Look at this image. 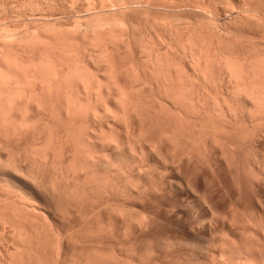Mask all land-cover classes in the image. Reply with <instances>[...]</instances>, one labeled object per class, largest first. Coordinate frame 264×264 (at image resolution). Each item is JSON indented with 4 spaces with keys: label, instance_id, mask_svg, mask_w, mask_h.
<instances>
[{
    "label": "rangeland",
    "instance_id": "374dc122",
    "mask_svg": "<svg viewBox=\"0 0 264 264\" xmlns=\"http://www.w3.org/2000/svg\"><path fill=\"white\" fill-rule=\"evenodd\" d=\"M26 2V4H25V2ZM38 1V2H37ZM45 1V2H44ZM54 1H56V0H0V55H7L8 57L9 56H11L12 57V60H13V58H15L14 60L16 61L15 63H14V60H13V62H12V60H11V63H12V65H13V67L14 68H16L17 69V63H18V66H19V64L22 66V69H21V67L19 66V68L22 70V71H24L25 70V67L26 68H28V69H26L25 71H24V75H23V77H24V79L26 78L27 79V81L28 80H30V78L31 79H35V80H37L38 78H40L39 77V74L41 73V72H45V71H42V68H40V69H38L39 67H40V64H38V66H37V63L36 62H40L39 60L41 59V61H42V58L44 57V60L46 61V59L50 62V64H51V62H52V60H53V65H54V63L56 64V65H60V63L58 62V61H62V60H65V58L63 59V57H60V55L61 56H68L69 58H70V56H72V57H74V58H76L75 60H77L78 61V63H80V64H85V63H88L87 65L89 66V68H92V69H90V70H92V75L94 76V77H99V79L101 78V79H103V78H105V76H107V78H110L109 80L110 81H112V83H117V84H119V88H120V90H118L119 91V94L118 95H121V97L122 98H124V99H122L120 96H118L119 98H120V100L122 101L123 100V102L125 101V104H124V106H122V105H120V106H122V108H124L125 109V105H134L135 104V101L137 102L138 100H137V97H138V99H139V101L138 102H140L141 104H142V106L140 105L139 106V108H138V106H137V108L136 109H138V113L136 112V109H135V112H136V116H135V114L133 115V116H135L133 119H136V122H135V120H134V122H135V124H137L136 125V127H137V129L139 130V133L141 134L143 131V133H142V135L144 136V138H145V136H146V138H149L150 136L152 137H150V139H146L145 138V140H149V142L150 141H153L154 142V145H155V141H156V143L157 144H159L160 142V139L163 141L162 142V144H164V143H166V138H170V137H166L165 135L168 133V131H170L168 134H169V136H170V134L173 132V129L175 128L176 129V131H177V128H176V125H175V127L174 128H171L172 129V131L170 130V128H167V123L165 122L167 119H168V117H171L172 115H170V116H162V114L160 113V111H159V115H161L164 119H165V121H162V120H164L163 118H162V122L160 121V120H158V118H156V110H158V108H160L164 103H166V102H164V98H165V96H162V97H164V98H161V94L162 95H164L163 94V92L165 91V86H158L159 88L161 87V89L163 90V92H159V88H157V80H159V84L158 85H160V84H163V82H162V80H160V76L162 77H164V80L166 79V76H168V73L169 74H172L171 73V68H172V72H173V75H172V78H171V76H170V78H171V80L168 78V80L169 81H167L170 85H168V84H166L165 82L166 81H164V84H166V86L168 87V88H171V87H169V86H171L172 85V83H174L175 84V82H173L174 80L177 82L178 80H179V78L180 77H182L183 79H184V83H183V85L185 84L186 86L188 85V89H189V87H190V89L189 90H191V93L193 94V91H194V95H193V98L195 97L196 99V103L195 104H197V105H195V108H197L196 106H198V104H199V108H201L202 110H203V108L205 109V110H209V108L210 107H212V108H214L215 106H213L215 103V97L214 96H208V97H205V96H207V95H204V96H202V94H200V95H198L197 93H199L198 91L200 90V88H201V85H200V82H201V80H203L201 83H202V85H206V82H207V88H208V90L210 91V93H211V95H213L212 93H214V95H216L217 96V94H218V96L221 94V97H222V95H225V96H223V98L225 97V99H228V100H226V101H228V103H229V101H230V105L231 104H233V103H231V101L232 102H234L235 101V104H234V107H237L238 105V107H239V110H240V107H241V105H240V103H241V101L239 102H237V100L236 99H234V98H232V96L233 95H231L230 96V90H231V85L232 84H229V83H232V82H227V81H229V80H227V79H229L228 78V76H227V78H226V74H223L224 73V71H223V69L221 70V68L220 69H218L219 67L217 66V63H216V57H214V48L213 47H211V48H213V51H211V50H208L209 49V47H208V49L207 48H205L207 51H206V53H208L209 54V57L211 56V58H212V55H213V58H215V60L213 61V60H211V61H213L214 63H216V65H215V69H216V71H215V69H214V71L213 70H211V71H209L210 69H209V67L210 66H212V67H210L211 69H213V66H214V63L212 64V62L210 61V60H205V56H202V57H204V60H203V58H202V60H200V61H202V62H200V63H203V65H201V66H203V68H204V65H207V66H205V68H204V70L207 72H205L206 73V75L208 76H206V77H204V75H205V73H203L204 75L202 76L201 75V77L200 76H198V75H200V71H197L196 70V73L198 74H196V73H194L193 71H192V69L189 67V64H188V59H187V57H185V54L181 51L182 49L179 47V46H177L176 47V44L178 43V41H181L183 38L185 39L186 37H183V36H185L184 34H182V36L180 37L179 35H178V32H177V35H178V37H180L181 38V40H177V39H179V38H176V40L174 39V44H175V48L176 49H179L180 48V50H178L177 52L179 53L180 52V55L182 54V56L183 57H185V58H183L182 56H180L176 51L174 52V50H176V49H174V50H170V48H171V46H170V41H167V40H169V38L168 37H166L167 35L165 34V31H164V29H166V28H163V24L162 23H164L165 24V26H166V24L168 25V23H167V21L168 20H170L171 18L170 17H176L177 15H179V17H186V16H189V19H187V21L189 22V20H190V18H192L191 20L193 21H191V24L192 23H194L195 24V26H197L196 25V23L198 24V26L200 25V27H202V29H204L203 31V33H205V31L208 33V35H212V34H210V33H213V29L215 28H212L214 25L212 24V23H209L208 22V20H210V19H208V18H210L209 16H213L212 14H213V12H214V15H216L217 14V11H218V8H219V11H218V17H221L222 18V22H220V24H221V26L223 25V24H225L226 25V23H227V26L228 27H233V28H229L228 29V27L226 28V29H224L225 28V26L223 27V29H222V27L220 26V24H219V27L221 28L220 30H226V32L225 31H220L219 30V27H218V30L220 31L219 33H221V35H220V37L222 38V41L223 40H226L225 42H223V43H225V45H226V47L228 46V45H230L231 47H229L228 46V48H232L231 50H233L234 51V49H235V51L234 52H238L237 53V55L239 56L240 54L239 53H241V57H244V53L246 52V53H251V51H249V50H252V52H253V50H255V48L253 49L251 46H252V44L253 45H257L258 44V46H259V48H260V45H261V47L263 48L264 47V38L262 39V35H263V37H264V18H262L261 16L260 17H257V16H255V14L254 13H252V12H254V11H256V12H259V13H261V14H263L264 13V0H212V3H213V5H212V3H211V5H210V0H204L205 2H203V0H148L149 2V5L150 6H148V3H147V1H145V0H139L140 1V3H139V1L138 2H136L137 0H110V1H108V0H105V1H107L108 2V4H107V2H105V4H106V7H105V5L103 6L104 8H106V10L101 6L102 4V2L104 1V0H102V2L100 1V0H96V2H99V3H96L97 5L99 4L100 6H96V10H95V8H94V10L92 11H88L87 12V10H85L86 8H84L83 9V5L85 4H87L86 3V0H83L82 2H81V5H80V7H79V11L77 10L76 11V13H75V11H68V13L67 12H64V13H61V10L59 9V7L63 4L64 5V3L62 2V1H58L57 0V4L55 5L54 4V9H51L50 7L49 8H47L48 7V5L50 6V4L52 3V2H54ZM64 2H65V0H63ZM67 1V0H66ZM114 1H116V2H114ZM120 1H123V3L122 2H120ZM124 1L125 2H127L125 5H124ZM131 1H135L134 3L133 2H131ZM152 1V2H151ZM194 1V2H193ZM201 1V2H200ZM226 1V2H225ZM230 1V2H229ZM3 2V3H2ZM22 2H24V3H22ZM51 2V3H50ZM62 4H61V3ZM85 2V3H84ZM142 2H144V3H146V4H141ZM159 2V3H158ZM179 2V3H178ZM190 2V3H189ZM29 3H32V5L30 6V4ZM42 3V4H41ZM49 3V4H48ZM55 3V2H54ZM115 5H113V4ZM116 3V4H115ZM117 3L118 4H123V7H121L122 5L120 4V5H117ZM128 3H130V4H128ZM132 3V4H131ZM150 3H153V5H151ZM155 3V4H154ZM157 3V4H156ZM202 3V4H201ZM203 3H205L206 5H204ZM209 3V4H208ZM215 3H216V5H215ZM218 3V4H217ZM230 3V4H229ZM233 3V4H232ZM240 3H241V5H240ZM25 4V5H24ZM36 4H38V6H39V8L38 7H36ZM53 4V3H52ZM110 4V5H109ZM128 4V5H127ZM139 5V7H137L138 5ZM141 4V5H140ZM159 4V5H158ZM198 4H201V5H198ZM30 7H29V6ZM35 5V6H34ZM41 5V6H40ZM59 5V6H58ZM111 6V7H109V6ZM130 5V7L129 8H132V9H129L128 7H126V6H129ZM133 5V6H132ZM135 5V6H134ZM137 5V6H136ZM156 5H158V6H156ZM192 5V6H191ZM197 5V6H196ZM211 7H210V6ZM223 5V6H222ZM224 5H226V7L224 6ZM233 5H235L236 7H234ZM2 6V7H1ZM8 6V7H7ZM45 6V7H44ZM132 6V7H131ZM144 6V7H143ZM152 6H156V8H154V7H152ZM203 6V7H202ZM206 6H207V8L208 9H205V15L203 14V13H201L200 12V10H201V8H203L202 10H204V8H206ZM209 6V7H208ZM215 6H218V7H216L217 9H216V11L214 10L215 9ZM220 6H222V7H220ZM228 6H229V8H228ZM43 7V8H42ZM135 7V8H134ZM146 7V8H145ZM199 7V8H198ZM213 7V8H212ZM225 7V8H224ZM230 7H233V8H230ZM240 7V8H239ZM246 7V8H245ZM18 8V9H17ZM24 8V9H23ZM32 8V9H31ZM57 8V9H56ZM114 8V10H112V9ZM116 8V9H115ZM118 8V9H117ZM122 8V9H121ZM127 8V9H126ZM142 8V10H140ZM211 8V9H210ZM235 8H237V10H236V12H240L241 13V10H242V13L240 14V13H236L233 9H235ZM242 8V9H241ZM12 9V10H11ZM16 9V10H15ZM42 9V10H41ZM47 9V10H46ZM67 9V8H66ZM102 9V10H101ZM109 9H111V12L109 11ZM124 9H126V11L124 10ZM134 9H135V11H134ZM139 9V10H138ZM224 9H228V11L229 12H227L226 14L224 13V12H222ZM231 9H232V11H231ZM239 9V10H238ZM260 9V10H259ZM6 10V11H5ZM19 10V11H18ZM49 10V11H48ZM84 10V11H83ZM104 10V11H103ZM120 10V11H119ZM211 10V11H210ZM252 11V12H248L247 13V11L246 12H244V11ZM17 11V12H16ZM39 11V12H38ZM47 11H48V13H47ZM55 11V12H54ZM58 11V12H57ZM82 11V12H81ZM97 13H96V12ZM100 11H102L101 13H100ZM115 11V12H114ZM174 11V12H173ZM195 11V12H194ZM231 11V12H230ZM235 13H234V12ZM34 12H35V14H34ZM50 12V13H49ZM84 12V13H83ZM106 12V13H105ZM108 12H110L113 16H112V18L114 17L115 19H117V20H122L121 19V17L123 18V20L126 18V19H128L130 16V18H131V20H134L135 18V20L134 21H136L134 24L135 25H133V27H129L131 30L134 28V26H135V28L136 27H138V28H136V29H133L134 30V33H136L135 35H136V38H139L140 40H141V43L139 42V41H137V39H136V42H138V43H133V39H132V35H134V34H131V32H129V34H131V35H129V34H124L126 37H127V35H128V39L126 38V42H128V40L130 39V41L128 42L129 44H126L125 42H124V39H119V40H123L122 41V44H120L121 42L120 41H118V43H119V46H118V44H116V45H114V47L113 46H111V44L112 43H110L109 45V50H108V52L109 51H111V53H112V51H114L113 53H114V55H113V53L111 54L110 52L109 53H107L105 50L108 48V47H104V45H100V44H97L98 46H94V45H96V43L94 44V45H90L89 44V42H87V41H83L82 40V37H79L77 34L78 33H80V31L78 32L77 31V29H74V25H75V22H77V20H79V21H81L82 22V20L83 21H85V19H90L92 16H94V18L98 15L99 16V14L98 13H100L101 15V18L102 17H105L106 18V16L109 14V17H110V13H108ZM113 12H114V14H116L117 12V14L114 16V14H113ZM127 12V13H126ZM141 12V13H140ZM169 12V13H168ZM171 12V13H170ZM197 12V13H196ZM206 12H207V14H209V16H207V14H206ZM233 12V13H232ZM59 13V14H58ZM65 13H66V15H65ZM71 13V14H70ZM88 13L90 14V16L88 15ZM125 15H124V14ZM143 13V14H142ZM148 13V14H147ZM157 13V14H156ZM174 13V14H173ZM219 13H221V14H219ZM53 14V15H52ZM69 14V15H68ZM73 14V15H72ZM102 14L103 15H106V16H102ZM128 14V15H127ZM165 14V15H164ZM230 14V15H229ZM251 14V15H250ZM47 15V16H46ZM77 15L79 16L78 18H77ZM82 15V16H81ZM136 15V16H135ZM138 15V16H137ZM147 15V16H146ZM168 15V16H167ZM170 15V16H169ZM181 15V16H180ZM195 15V16H194ZM244 15V16H243ZM258 15V14H257ZM51 16V17H50ZM85 17V19H84V17ZM117 16V17H116ZM119 16H121V17H119ZM142 16H144V17H142ZM157 16V17H156ZM199 16V17H198ZM231 16V17H230ZM39 17V18H38ZM42 17V18H41ZM63 19H62V18ZM81 17H83V18H81ZM88 17V18H87ZM128 17V18H127ZM132 17L134 18V19H132ZM139 17V18H138ZM150 17H152V18H150ZM156 17V18H155ZM161 17H163L162 18V20H163V22H161L162 20H161ZM164 17H166V18H164ZM178 17V16H177ZM196 17V18H195ZM235 18V20H234V18ZM255 17H256V19H255ZM53 18V19H52ZM55 18V19H54ZM68 18V19H67ZM74 18H75V21H73L74 20ZM79 18H81V19H79ZM100 18V17H99ZM98 17L97 18H95V19H99ZM111 18V17H110ZM143 18V19H142ZM154 18V19H153ZM167 18H169V19H167ZM187 18V17H186ZM203 18V19H202ZM261 18V19H260ZM61 19V20H60ZM65 19V20H64ZM103 19V18H102ZM106 19H109L108 17L106 18ZM137 19H138V21H137ZM140 19V20H139ZM149 19V20H148ZM156 19H158L157 21H159V20H161L160 21V23L159 22H157L156 21ZM166 19H167V21H166ZM176 19V18H175ZM198 19V20H197ZM35 20V21H34ZM56 20V21H55ZM92 19H90V21H91ZM147 22H146V21ZM156 21L157 23L156 24H160V26H158V25H153V27H155V26H158V27H156V28H159L160 30H158V29H156V30H158L157 31V33H159V34H157L156 33V31H155V29L154 28H152V29H154V31H155V34H154V32L152 33L150 30H151V23H153V21ZM172 20H173V18H172ZM202 20V21H201ZM224 20H225V22H224ZM247 20H248V23H246L247 22ZM253 20V21H252ZM260 20V21H259ZM32 21V22H31ZM53 21V22H52ZM89 21V20H88ZM87 20H86V22H88ZM171 21V20H170ZM235 21H237V22H235ZM43 22V23H42ZM53 23V25H52V23ZM55 22V23H54ZM85 22V23H86ZM138 22H139V24H138ZM166 22V23H165ZM198 22H200V24L198 23ZM203 22V23H202ZM208 22V23H207ZM231 22V23H230ZM233 22V23H232ZM252 22V23H251ZM257 22V23H256ZM259 22V23H258ZM41 23V24H40ZM46 23V24H45ZM68 23V24H67ZM70 23V24H69ZM72 23V24H71ZM84 23V22H83ZM137 23V24H136ZM148 23H150L149 25H148ZM205 23V24H204ZM54 24H55V26H54ZM67 24V25H66ZM142 24V25H141ZM204 24V25H203ZM210 24V25H209ZM230 24H231V26H230ZM43 25V26H42ZM50 25V26H49ZM63 25V26H62ZM71 25V27H69ZM186 25V24H185ZM185 25H179V26H182L183 27V29H178L179 31L180 30H183L184 31V29H185V31L187 32L188 30H186V28L187 27H185L184 28V26ZM187 25H189L190 26V24L188 23ZM193 25V24H192ZM192 25H191V27H192ZM201 25H203V26H201ZM213 25V26H212ZM241 25V26H240ZM246 25V26H245ZM248 25V26H247ZM44 26H47V27H49V28H47V27H44ZM52 26V27H51ZM54 26V27H53ZM57 26V28H58V30L60 31L59 33H61V30H62V36L63 35H65V34H67V36H68V33H69V36L71 35V34H73L74 35V38H76V39H74V40H77V39H81L79 42H75L74 41V43H73V41L72 40H70V37H69V39H68V37H67V39L69 40V42L68 41H66V39L61 43L62 45H60L59 44V46L61 47L62 46V48H60L59 46H57L58 44H56L54 41H55V39L54 38H52V39H54L53 41L51 40V37H53V35L52 34H54V33H56V32H54L55 30L57 31V28L56 29H54L55 27ZM147 28H146V27ZM178 26V25H177ZM178 26V27H179ZM192 27L193 29H195L196 27ZM206 26H208V28H206ZM212 26V27H211ZM235 26H236V28H235ZM257 26V27H256ZM44 27V28H43ZM68 27V28H67ZM205 27V28H204ZM51 28H53V29H51ZM61 30H60V29ZM64 28H67V29H64ZM69 28H70V30H69ZM76 28V27H75ZM189 28V27H188ZM209 28H210V30H209ZM212 28V29H211ZM243 28V29H242ZM253 28H254V30H253ZM257 28V29H256ZM42 29V30H41ZM46 29L47 31H44V30ZM49 29V30H48ZM148 29V30H147ZM192 29V30H193ZM198 29H199V27H198ZM198 29H196V32L198 31ZM202 29H201V31L200 32H202ZM207 29V30H206ZM250 29V30H249ZM259 29V30H258ZM75 30V31H74ZM132 30V31H133ZM138 32H137V31ZM189 30H191V28L189 29ZM215 30L216 31H214L217 35H219L218 34V30H217V27L215 28ZM42 31V32H41ZM54 32V33H49V32ZM72 32L71 34H70V32ZM194 31V30H193ZM192 31V33H193V37H198V36H196L197 35V33L196 32H193ZM210 31V32H209ZM232 31V32H231ZM237 31V32H236ZM241 31V32H240ZM253 31V32H252ZM256 31V32H255ZM37 32V33H36ZM43 32H46V33H43ZM58 32V31H57ZM75 34H74V33ZM78 32V33H77ZM162 32V33H161ZM167 32V31H166ZM180 32H182V31H180ZM186 32H183V33H186ZM190 31H188L187 32V34L189 35L190 33H189ZM223 32V33H222ZM234 32V33H233ZM261 32V33H260ZM50 34V36H49V34ZM77 33V34H76ZM194 33H196V35L194 34ZM214 33V34H215ZM254 33H256V35L254 34ZM263 33V34H262ZM58 33H56V34H54V35H57ZM81 34V33H80ZM144 34V35H143ZM150 34H151V36L153 37V39L151 40L150 39ZM153 34V35H152ZM201 34V33H200ZM244 34V35H243ZM259 34H260V36H259ZM5 35V36H4ZM7 35V36H6ZM12 37H10V36ZM36 35H38V36H36ZM40 35H42V36H40ZM73 35H72V37H73ZM75 35H77L76 37H75ZM82 35V34H81ZM80 35V36H81ZM155 35V36H154ZM177 35H176V37H177ZM188 35H186V36H188ZM192 35V34H191ZM195 35V36H194ZM201 35H203V34H201ZM205 35H206V33H205ZM204 35V36H205ZM208 35H206V36H208ZM247 35V36H246ZM252 35V36H251ZM2 36V37H1ZM34 36H35V38H34ZM58 36H60V34L58 35ZM66 36V35H65ZM132 36V37H131ZM139 36V37H138ZM142 36H144V37H142ZM200 36V35H199ZM216 36V35H215ZM253 36H255L254 38H253ZM7 39H6V38ZM10 37V38H9ZM31 37V38H30ZM87 37V36H86ZM183 37V38H182ZM219 37V36H218ZM260 37V38H259ZM4 38V39H3ZM45 38H50V39H45ZM150 40H149V39ZM158 38H160V39H158ZM167 38V40L165 41V39ZM211 38H212V36H211ZM214 38H216V37H214ZM221 38H219L220 40H221ZM250 38V39H249ZM256 38H258V39H256ZM7 40V42H6V40ZM23 39H24V41L25 40H28L27 42L25 41H23ZM35 39V40H34ZM40 39V40H39ZM43 39H45V41H43ZM84 39V38H83ZM134 39H135V37H134ZM142 39H143V41H142ZM145 39V40H144ZM155 39H158V40H155ZM199 39V38H198ZM209 39V38H208ZM242 39V40H241ZM253 39V40H252ZM256 41H255V40ZM16 40V41H15ZM33 40H34V42H38V43H34L33 42ZM48 40H50V41H52V42H50V41H48ZM235 40V41H234ZM239 40V41H238ZM252 40V41H251ZM9 41H10V43H9ZM14 41V42H13ZM19 41H20V43H19ZM22 41H23V43H22ZM43 41V42H42ZM78 41V40H77ZM82 41V42H81ZM148 41V42H147ZM183 41V40H182ZM255 41V42H254ZM263 41V42H262ZM31 42L33 43V44H31ZM40 42V43H39ZM47 42H48V45H47ZM53 42H54V46L55 47H53ZM68 43V45H66L67 43ZM83 42H84V44H83ZM100 42V41H99ZM124 42V43H123ZM151 42V43H150ZM164 42V43H163ZM166 42H169V43H166ZM177 42V43H176ZM248 42V43H247ZM8 43V44H7ZM44 43V46L42 45ZM72 43V44H71ZM76 43V44H75ZM80 43V44H79ZM87 45H86V44ZM101 43V42H100ZM115 43V42H114ZM117 43V42H116ZM130 43H132V44H130ZM140 43V44H139ZM160 43V44H159ZM229 43V44H228ZM235 43V44H234ZM7 44V45H6ZM17 44H18V46H21L20 48L21 49H19V47L17 46ZM23 44H25V46L23 45ZM56 44V45H55ZM78 44H79V47H78ZM137 44V45H136ZM141 44H143V45H141ZM149 44V45H148ZM241 44H242V46L244 45V47H245V50H247V48H249V50H247V51H245V50H242V49H244V47H242L241 46ZM250 44H251V46H250ZM30 45V46H29ZM32 45V46H31ZM37 45V46H36ZM41 45V46H40ZM46 45V46H45ZM50 45H52V46H50ZM74 45V46H73ZM82 45V46H81ZM122 45H123V47H122ZM140 45V46H139ZM153 45V46H152ZM155 45V46H154ZM177 45H179V44H177ZM247 45H249L252 49H250V47L249 46H247ZM34 46H36V47H34ZM38 46H40V47H38ZM59 47V48H57V47ZM63 46H67L68 47V49L66 48V47H63ZM76 46V47H75ZM93 46V47H92ZM101 46V47H100ZM106 46V45H105ZM115 46H117V48L115 47ZM145 46V47H144ZM148 46V47H147ZM169 46V47H168ZM173 46V45H172ZM257 46V47H258ZM7 47V48H6ZM18 47V48H17ZM30 47H32V48H30ZM43 47V48H42ZM46 47V48H45ZM83 48V50H82V48ZM91 47V48H90ZM98 47V48H97ZM128 47V48H127ZM131 47V48H130ZM135 47H137V48H135ZM152 47V48H151ZM254 47V46H253ZM6 48V49H5ZM14 48V49H13ZM26 48H29V49H26ZM36 48V49H35ZM40 48H42V49H40ZM50 48V49H49ZM57 48V49H56ZM75 48V49H74ZM77 48V49H76ZM85 48H86V50H85ZM96 48H97V50H96ZM100 48V49H99ZM114 48V49H113ZM122 48V49H121ZM129 48H130V50H129ZM145 50H144V49ZM259 48H258V50H257V52H258V54H259V52L261 53V51L259 50ZM262 48H261V50H262ZM3 49H5L4 51H3ZM9 49V50H8ZM19 49V50H18ZM34 49V50H33ZM61 51H60V50ZM67 49V50H66ZM73 49V50H72ZM93 49V50H92ZM99 49V50H98ZM103 51H102V50ZM120 49V50H119ZM138 49V50H137ZM160 49V50H159ZM257 49V48H256ZM264 49V48H263ZM26 50V51H25ZM52 52H51V51ZM53 50H54V52H53ZM57 50V51H56ZM62 50H64L65 51V53H63L62 52ZM79 50H81V51H79ZM142 50V51H141ZM148 50V51H147ZM163 50V51H162ZM237 50V51H236ZM2 51V52H1ZM13 51V52H12ZM17 51H19V52H17ZM30 51V52H29ZM37 51H39V52H37ZM42 51H43V53H42ZM48 51V53H49V56L48 57H45L46 56V52ZM68 51V52H67ZM83 51V52H82ZM88 51V52H87ZM116 51V52H115ZM122 51V52H121ZM137 51V52H136ZM145 51H147V52H145ZM149 51H151L152 53H153V55L152 56H156V55H158L159 54V60L161 61H159L160 63H159V65L162 63L163 64V66H162V64L159 66L158 65V63L157 64H154V66L156 67V68H158V67H160L159 69H156L155 71L153 70V68H155V67H152V65L151 64H148L147 63V61H145L146 59H147V57H146V54L147 53H149ZM171 51H173V52H171ZM211 51V55H210V52ZM242 51V52H241ZM244 51V52H243ZM4 52H5V54H4ZM22 52V53H21ZM26 52V53H25ZM29 52V53H28ZM59 52V53H58ZM77 52V53H76ZM91 52V53H90ZM97 52V53H96ZM101 52V53H100ZM105 53V59H104V57H103V55L101 56L102 57V59H104V60H106V61H104V60H102V59H100L99 58V56L101 55V54H104ZM143 52V53H142ZM151 52H150V54H151ZM157 52V53H156ZM161 52V53H160ZM168 52V53H167ZM182 52V53H181ZM205 52V51H204ZM256 52V51H255ZM251 53V54H253L254 56L257 54V53ZM263 52H264V50H263ZM14 53H17V55L16 54H14ZM18 53H21V56L20 55H18ZM33 53V54H32ZM45 53V54H44ZM63 55H62V54ZM69 53V54H68ZM71 53H73L72 55H71ZM90 53V54H89ZM100 53V54H99ZM111 54L110 56L108 55L107 56V54ZM140 53H142V54H140ZM155 53V54H154ZM172 55H171V54ZM177 55H176V54ZM243 53V54H242ZM245 53V54H246ZM248 53V54H249ZM40 54H42V56H40ZM54 55V56H52V55ZM58 56L57 57V59L58 60H56V55ZM59 54V55H58ZM145 54V55H144ZM162 54V55H161ZM165 54H166V56H165ZM167 54H168V56H167ZM207 54V55H208ZM248 54H246V56L245 57H250L251 55L249 54V56H248ZM17 57H16V56ZM48 55V54H47ZM70 55V56H69ZM75 55V56H74ZM80 57H78V56ZM81 55V56H80ZM82 55H84V56H82ZM88 55V56H87ZM113 55V56H112ZM134 55V56H133ZM142 55V56H141ZM3 56H1V57H3ZM15 56V57H14ZM95 58H94V57ZM98 56V60H102V61H104L105 62V64H103L104 62H102V64H100V62L101 61H99L98 62V60H97V62L96 63H94L93 64V62H95L96 61V57ZM120 56V57H119ZM124 56V57H123ZM163 58H162V57ZM177 56V57H176ZM216 56V55H215ZM7 57V58H8ZM10 57V58H11ZM30 57V58H29ZM40 57H42V58H40ZM51 57V58H50ZM89 57H90V59H89ZM94 58L95 60H93L92 58ZM141 57V58H140ZM158 57V56H157ZM253 57V56H252ZM3 58H6V56L5 57H3ZM9 58V59H10ZM17 58V59H16ZM20 58V59H19ZM22 58V59H21ZM23 58H24V61H23ZM31 58H32V60H31ZM61 58H62V60H61ZM109 58V59H108ZM210 58V59H211ZM25 59H26V61H25ZM30 61H29V60ZM39 59V60H38ZM50 59H52V60H50ZM54 59H55V61H54ZM79 59V60H78ZM81 59V60H80ZM137 59V60H136ZM181 59V60H180ZM182 59H186V61L185 60H183V63L185 62V64H183L181 61H182ZM206 59H208V58H206ZM92 60H93V62H92ZM116 60V61H115ZM176 60V61H175ZM28 61V62H27ZM33 61V62H32ZM109 61V62H108ZM144 61V62H143ZM206 61H208V64H205V63H207ZM209 61H210V63H209ZM32 62V63H31ZM64 61H62L61 62V64L63 63ZM82 62V63H81ZM84 62V63H83ZM93 64V65H91V63ZM107 62V63H106ZM113 62V63H112ZM122 62V64H120ZM138 62V63H137ZM149 62V61H148ZM165 62H166V64H165ZM171 65H169L168 63ZM28 63V64H27ZM33 63H35V65L33 64ZM124 63V64H123ZM140 63V64H139ZM200 63H199V65L198 66H200ZM23 64H25V65H23ZM27 64V65H26ZM33 64V65H32ZM107 64V65H106ZM129 64V65H128ZM145 64V65H144ZM147 64H148V67H147ZM173 64V65H172ZM180 64V65H179ZM209 64H211L209 67H208V65ZM30 65V66H29ZM32 65V66H31ZM109 65V66H108ZM124 65V66H123ZM176 65H178V67L181 69H178L179 71H181L182 73V75L180 74V72L179 71H177V67H176ZM182 65H184V66H182ZM35 67V68H33V69H31L32 67ZM81 66V65H80ZM111 66V67H110ZM120 66V67H119ZM150 66H151V69H152V74L150 73V71L151 70H148V69H150ZM158 66V67H157ZM168 66H170L169 68L170 69H168L167 67ZM103 67H105V68H103ZM106 67H107V69H106ZM115 67V68H114ZM139 67V68H138ZM144 67V68H143ZM161 67H162V69H161ZM166 67V68H165ZM173 67H176V72H178V73H174V69L175 68H173ZM17 69V70H20V69ZM133 68V69H132ZM164 68V69H163ZM185 68V69H184ZM203 68L201 67V71L202 72H204V70H203ZM35 69H37L36 70V72L34 71ZM103 69V70H102ZM110 69H111V71H110ZM113 69V70H112ZM114 69H116V70H114ZM166 69V70H165ZM186 69H187V71H186ZM105 70V71H104ZM110 72H109V71ZM159 70V71H158ZM33 71V72H32ZM40 71V72H39ZM109 73H108V72ZM121 72V74H120V72ZM143 71V72H142ZM144 71H146V72H144ZM153 71H154V73H153ZM165 71V72H164ZM170 71V72H169ZM184 71V72H183ZM223 71V73H221ZM30 72V73H29ZM104 72V73H103ZM127 72V73H126ZM133 72V73H132ZM211 72H213L216 76V80H215V78H213L214 76H211V75H214L213 73H211ZM218 72H220V73H218ZM95 73V74H94ZM101 73V74H100ZM114 73V74H113ZM116 73V74H115ZM118 73V74H117ZM129 73V74H128ZM159 74L160 76H159V78L158 79H154V80H152V78H151V76L153 75L154 76V78L157 76L156 74ZM165 73V74H164ZM217 73H218V75H217ZM109 74V75H108ZM111 74H113V75H111ZM123 74V75H122ZM138 76H137V75ZM140 74V75H139ZM164 74V75H163ZM176 74H180V75H178V80H177V76H176ZM219 74H220V76L222 77V79H220L219 80ZM36 75V76H35ZM45 74H43V73H41L40 74V76H41V80H42V82H41V80H38V82L36 81L35 82V80H30L31 81V84H33L32 82H34L35 84L36 83H38L37 85H35V84H33L32 85V88L31 89H33V92H34V97H35V99L33 100V98H32V100L33 101H35V102H37V103H35V102H33V103H31L30 105H32V107H31V110L34 108L37 112L39 111V114H40V116L41 115H43V116H36V118H38V120L35 118V120L36 121H34L35 123H37V125L36 126H34V128L33 127H28V128H25V129H23V130H21V132H19V135H18V132L17 133H13L12 131H9V132H12V133H9L8 134V132L6 133V132H2L3 130L0 128V147H2L1 149H0V168L2 167H4L5 165V169L3 168V170H1L0 169V217H2V218H0V264H87V262H88V264H90V262L88 261V257H90V256H88V255H94V254H96V255H103V257L104 256H106V259H109L110 261L108 262V261H106L105 260V258H104V260H102V259H100V261L99 260H96V263H95V260L93 261V260H91L92 262H91V264H110V262H111V264H113V262H115V264H140V263H142V264H173V262H174V260H175V263L174 264H200V262L198 261L199 259H201V260H205V263H207V264H209V263H211L212 261L211 260H213L214 258H213V256H212V258H211V260L209 259V258H207L208 260H206V257H208V253H210L209 251L211 250V252H212V249H210V247H211V245L209 244L210 243V241H211V239H212V241L214 242V240L215 239H217L219 242L220 241H224L225 239H222V240H219V238H220V235L219 234H221L223 237L222 238H225L224 237V233L227 231H230V233H231V235H230V237H229V235L227 236V238L229 237V238H231V236L234 238V239H236V238H238V239H236V240H238V242L240 243V245L242 246V241H243V243H245L243 246H245L246 245V243H247V240H248V243H247V245L250 243V244H252L251 242H253V240H251L252 239V237H255L256 238V241L254 240V242L255 243H257L259 240L258 239H260V238H257L256 236H259V237H261V239L260 240H263V242H264V235L262 234L263 232V229H264V227H262V226H264V221H262V219L263 218H261V216L263 217L264 216V211H263V207H262V205H261V203L263 204V206H264V173H259L258 171H257V173H256V169L253 167V165H255L254 163H256L257 165H263L264 164V140L262 141V139L264 138L262 135H264L263 133L264 132H262L261 130L262 129H260L261 127L260 126H262V125H260L259 127V129H257V127H258V123H256L257 124V126H256V124H255V126H256V128H254V127H252V126H250V125H252L250 122H248L249 123V126L251 127V129L253 128V129H256V130H254V132H255V134L257 133V130H259L258 132L260 133V134H257L256 136L257 137H254L255 136V134H254V132L252 133L251 131H249V129L247 128V127H249L248 125L246 126V124H243V126L245 127H239L241 130H239L238 129V125L239 126H241L242 125V123L244 122L241 118V120L237 123V126L235 125L236 123L235 122H233L232 123V121H231V123L230 122H226V123H229V124H226V123H224L225 121L223 120V122H219V123H224V125H223V127H224V129H222L223 127L221 126V124L219 125L218 124V122H216V121H222V120H220V119H217V120H212V118H211V122H212V124H210V125H212V128H213V126H214V128L216 129V124H217V127H220L221 126V128H217L219 131L217 132V129L215 130L214 128L212 129V131L214 130V131H216V133H223L222 131L220 132V130L222 129L223 131H225L224 133H227V134H225V136H224V138H225V140H227V141H225L226 143L228 142V140H229V142H230V140H233L232 142L233 143H229L228 142V144L226 145V143H223V136L220 134L219 136L218 135H216L217 137H218V139H220V138H223L222 139V141H221V145L222 144H224V146H225V148L227 149V151L226 152H228L226 155L228 156V158L229 159H231V158H233V159H231V160H229L226 156H225V153H224V157H226V160H229L230 162H234V158H236L235 160L237 161H235L236 162V164H235V162L234 163H231L230 165V169H231V167H232V164H233V168H232V174H231V170L229 169V167H228V169H227V164H225V163H229V162H227L225 159L222 161V162H224V163H222L221 162V160L222 159H220V158H215L216 157V151L214 150V149H212L210 146L208 147L207 146V143H208V145H209V143L210 142H212V143H214V140H217V139H214V133L212 134V132L210 131L211 129V127H209V129L207 128V127H205L204 128V131H202L203 132V134H204V132H205V130H206V128L209 130V132L208 133H210L211 132V134H209V139L212 137V136H214V137H212L209 141H207L208 139V137L206 138V137H204L205 139H206V141H204V142H201L202 140H204V138L202 137L201 138V146H202V144L204 143V145L206 146V147H208V151L206 152V153H208L209 151L212 153V157L213 158H211V161L210 162H208V163H213V164H211V166H215V167H213V169L214 168H216L215 170H213V169H210V168H208L207 166H206V158L208 157V156H210L211 155V153L210 154H206L205 152V156H207V157H205V158H203V159H206L205 161H203V159L201 158V162H203V163H205V165H203L202 163L200 164L199 162V160H200V156H199V154L197 153V151L199 152L200 151V149L198 150L197 149V151H196V149L194 150V148H193V150L192 151H194L193 153H191L189 150H191L192 149V147H195V145L197 144H195V138H196V136L198 135V134H200V137L202 136L201 135V133L199 132H197L198 130L197 129H201V126L199 125V120L196 122V121H194V123H193V127H192V130H193V132L191 131V128L189 129V127L191 126L190 124H189V126L187 125V123H189V122H187V123H185L187 126H186V128H188V130H190V132H192V137H193V134H194V130H196V132L198 133V134H196V136H195V138L193 137V139H192V141L190 140L192 137H189L188 135H187V137L185 136L186 134V132L189 134V132H188V130H186L185 128L182 130V128L180 127L181 125H179V128H181V130H182V133H183V131L184 130H186V132L185 133H183V135H184V137H186L185 139H184V141L187 139V141H188V143H189V140L193 143V144H195V145H192L191 144V142H190V144H187V145H190V146H192L191 147V149H189L188 151L193 155V154H195V158L192 156H188V158L190 157L193 161L192 162H190V164L189 165H186V169H185V165H183L182 163H184V164H188V162L189 161H187V160H190V158L188 159L187 157H185L186 159L184 160V157L182 156L183 154L186 156V154L188 155V153L187 152H185V153H183L180 157H181V159H183V161L184 162H182L181 163V161H178L180 158H178L177 160L175 159L176 157V152H179L178 151V149H177V151H175V146L177 145L176 144V142L174 143V144H176L175 146H173L172 148L174 149V151H173V149L170 147L172 144H173V142H172V144L170 143L172 140H174V139H171V141L170 142H168V144L165 146V145H162V144H159L158 145V148H159V151L158 150H156L157 149V147H156V149L155 148H153V144L151 145V143H153V142H151L150 143V145L152 146V149L154 150H156L157 151V153L158 154H160V149L162 148H164L162 151H161V153L162 152H164V151H167V150H172L173 152H171L170 151V153H175V156H173V154H172V157H174V160L176 161V163H181L182 165L181 166H179L180 164H176L178 167H176L175 166V169L177 170H175V169H173L174 168V166L172 165V162H175V161H173V159H172V157H170L171 156V154L169 153V151L166 153H162V155H163V157H161L160 155V157L163 159V161L164 162H166V160H169V162H170V164L168 163L167 165H169L167 168H166V165H165V167H164V164H166V163H164L163 164V162L161 163V160L162 159H160V157H158V159H159V163L156 161V162H154V161H152L151 159H149V158H147V157H144L143 155H141V153L140 152H138L137 150V153H138V155L137 156H143V158L144 159H146V162L143 164L144 165V167H142L143 165H141L140 167H139V169L141 168V170H140V172H143V173H139L138 172V166H139V164H142V161H143V159H141L142 157H137V156H135V158H134V156H132L133 154H135V153H127V152H125V150L123 151V149H125V148H123L122 149V151L121 152H125L124 154L123 153H120V151H115V152H111V149L109 150L108 149V151H109V153H112L111 155L113 156H110V157H112V158H110V164H109V162H108V160H106V161H102L101 163H99L100 165L98 166V167H94V169L93 170H95V168H97L96 169V171H94V173H95V176L94 177H89L88 178V176L89 175H86L85 176V174H86V172H84L83 170H81L80 171V169L79 168H82V166L84 167V165H86L85 164V161H84V159H85V157L84 156H87V157H92V158H99V157H101L102 156V153H103V151L101 150L102 148H100L99 146H93L92 147V145L90 144V143H88V142H86V139L90 136V137H92V134L96 131V132H98L99 134H101V136L103 135V141L106 139L107 140V138L109 137V139H115L116 141H118V143H119V139L121 140L120 141V145L122 144V143H124V141H126V139L131 135L130 134V130L128 131L126 128H124V127H128L127 125H128V123H129V121H128V123H126L127 125H125L124 123H123V126H121V125H114L113 124V122L112 121H108V120H106V119H104V120H101V121H99V122H97V123H89L87 120H85L86 119V116L83 114V113H81L80 114V118H79V116H75L73 119H69V120H67V118H63L62 119V117L61 116H57L56 115V117L54 118H50V116H49V113H48V111H46L47 109L49 110L50 108L52 109L54 106L56 107H54L55 109H57V108H59L60 107V102L59 101H57L58 99H59V95H56L57 94V92L59 93V92H61V91H63L61 88V90L60 91H56L55 92V90H57V89H54L55 87H54V85H49V86H51V87H54L52 90H50V88L51 87H49L47 84L44 86V84H45V78L44 77H46V75L44 76ZM91 75V76H92ZM98 75V76H97ZM103 75V76H102ZM114 75H116L115 77H113ZM122 75V76H121ZM135 75V76H134ZM166 75V76H165ZM186 75V76H185ZM188 75V76H187ZM224 75H225V78H224ZM42 76H44L43 78H42ZM110 76V77H109ZM132 76V77H131ZM137 76V77H136ZM152 76V77H153ZM195 76H198L199 77V79L200 78H202L201 80H199V79H197L198 77H195ZM219 76V77H218ZM29 77V78H28ZM79 77H80V75H79ZM117 77H118V79H117ZM146 77V78H145ZM162 77V78H163ZM208 78L209 80L208 81H205V80H207V79H204V78ZM220 77V78H221ZM116 78V79H115ZM130 78H134V79H130ZM139 78V79H138ZM173 78H176V79H173ZM188 80H187V79ZM191 78H192V80H191ZM193 78H196L197 80H196V83L198 84V80L200 81L199 82V84L197 85L196 83H195V80H193ZM77 79H78V77H77ZM130 79V80H129ZM172 79H173V81H172ZM181 79V78H180ZM211 79V80H210ZM116 80V81H115ZM137 80H139V81H137ZM150 80H152V82H150ZM167 80V79H166ZM190 80V81H189ZM222 81V82H219V81ZM40 81V82H39ZM114 81V82H113ZM138 83H137V82ZM192 81V82H191ZM211 81H213V82H211ZM43 82H44V84H43ZM75 82V81H74ZM140 82V83H139ZM179 82V84H180V86H181V83H182V81H178ZM188 82V83H187ZM225 82H226V84H227V86H226V84H225ZM47 83V82H46ZM115 83V84H116ZM137 83V84H136ZM152 83V84H151ZM215 83H216V85H215ZM221 83V84H220ZM41 84H43V86L42 87H40L39 85H41ZM114 84V85H115ZM116 84V85H117ZM131 84V85H130ZM141 84V85H140ZM178 83H176L175 84V86L176 85H179ZM209 84V85H208ZM116 85H115V87H116ZM138 85V86H137ZM182 85V87L183 88H185V89H187L186 88V86L184 85L183 86ZM216 87H215V86ZM220 85V86H219ZM222 85H223V88L225 87H227L228 88V86H229V89H223L222 88ZM46 86H48V87H46ZM126 86V87H125ZM135 86H137V87H135ZM145 86V87H144ZM154 86V87H153ZM36 87V89H34ZM44 87H45V89H44ZM135 87V88H134ZM142 87H144L143 89H141ZM151 87H153V88H151ZM197 87V88H196ZM49 88V89H48ZM118 88V89H119ZM132 89V91H131V89ZM140 88V89H139ZM191 88H193V89H191ZM196 88V89H195ZM206 88V87H205ZM207 88L205 89V91H207V92H204L203 94H210V93H208V90H207ZM26 89V88H25ZM25 89H22L21 90V92H24V95H22V96H29L28 94H30V91H27V89L25 90ZM30 89V88H29ZM28 89V90H29ZM44 90V93H43V90ZM134 89H136V90H134ZM160 89V91H162ZM202 89V88H201ZM1 91H2V89H0ZM25 90V91H24ZM42 90V91H41ZM47 90V91H46ZM48 90H49V94H50V98H52V99H49L48 97H49V94H47V92H48ZM130 90V91H129ZM167 90V89H166ZM169 91L171 90V92L173 91V89L171 88V89H168ZM189 90H187L186 92H188ZM0 91V94L1 95H3V93ZM40 91H41V93H40ZM117 91V92H118ZM158 91V92H157ZM201 91V90H200ZM219 91V92H218ZM51 92V93H50ZM55 94H54V93ZM135 92V93H134ZM139 92H140V94H139ZM143 92V93H142ZM170 92V93H171ZM190 92V91H189ZM224 92H225V94H224ZM27 95H26V94ZM131 93V94H130ZM134 93V94H133ZM158 93V94H157ZM191 93H189V94H191ZM201 93H202V91H201ZM38 95V96H36V95ZM46 94V95H45ZM52 94H54V95H52ZM124 94V95H123ZM129 94V95H128ZM137 94H138V96H137ZM150 94V95H149ZM159 94H160V96H159ZM189 94H186V96L188 95L189 96ZM191 94V95H192ZM232 94V93H231ZM48 95V96H47ZM105 95V94H104ZM104 95H99L98 97H101L102 98V96H104ZM148 95V96H147ZM154 95V96H153ZM196 95V96H195ZM201 96V97H199L198 98V96ZM20 96H21V93H20ZM41 96H43V97H41ZM45 96H47V97H45ZM54 98H53V97ZM58 97V99L56 98V97ZM125 96H127V97H125ZM140 96V97H139ZM156 96H157V99H156ZM230 98H229V97ZM1 97L2 96H0V105H3V99L5 98V96H4V98L2 97V100H1ZM7 97H9V96H6V98ZM39 97V98H38ZM105 97H107L108 98V96L107 95H105L101 100L99 99L98 100V102L99 103H93L92 104V107H90L93 111L94 110H97L98 109V107L100 108V106L101 107H103L104 106V104L103 103H109L107 106L108 107H110L111 106V100L109 101V100H107V99H105ZM191 97V96H190ZM189 97V99H187L188 101H189V104H190V102H192V101H194V99L191 97L190 98ZM202 97H204L205 99L206 98H208V99H210L209 97H211V98H213L215 101H213V103L214 104H212V101H210V100H207V102H209V106H208V103L205 101V99H204V101L206 102V104H207V107L205 106L206 104H205V102L204 103H202V101L201 100H203V98ZM220 97V98H221ZM226 97H228V98H226ZM6 98L4 99V100H6ZM38 98V99H37ZM55 98L57 99V100H55ZM152 98H154V99H152ZM159 98V99H158ZM187 98V97H186ZM201 98V100H200V102H201V104L203 105L204 104V106L205 107H203L202 108V105L200 104V102L198 101V99H200ZM217 98H219V97H217ZM219 98V100H220V103H221V101H222V99H220ZM37 99V100H36ZM40 99V100H39ZM42 99V100H41ZM43 99H46L45 101H47V99H49L50 101H48V102H45ZM109 99V98H108ZM110 99H111V96H110ZM128 99H130V100H128ZM135 100V101H132V100ZM142 99V100H141ZM145 99H146V101H145ZM190 99H191V101H190ZM193 99V100H192ZM224 99V100H225ZM231 99V100H230ZM233 99V100H232ZM38 100H39V102H38ZM105 100V101H104ZM156 100H158L159 101V104H160V101H163L164 103H162V105H159L158 103H157V101ZM186 100V101H187ZM44 103H43V102ZM102 103H101V102ZM104 101V102H103ZM120 101V104H122V102ZM129 101H132V102H134L133 104H130V102ZM147 101H149V102H147ZM188 101L185 103V105L186 104H188ZM197 101L199 102V103H197ZM5 102V101H4ZM19 102H21V100L19 101ZM19 102H17L18 104H20L19 106H23V105H26V107L28 106V107H30L29 106V104L27 105V104H22V103H19ZM158 104V106H155V108L157 107V109H155L154 108V105L156 104V103ZM238 104H237V103ZM2 103V104H1ZM13 104V103H11L12 104V109H14V107H15V105H16V110H18V109H20V108H17L18 106V104ZM46 103V105H44ZM48 103V104H47ZM139 103V104H140ZM155 103V104H154ZM194 103V102H193ZM193 103H192V105H193ZM216 103H218V102H216ZM249 103V102H248ZM5 104V103H4ZM11 104H9V105H11ZM144 104V105H143ZM169 104V103H168ZM167 104V105H168ZM212 106H211V105ZM6 105V104H5ZM8 105V106H9ZM14 105V106H13ZM52 107H51V106ZM59 105V106H58ZM94 105V106H93ZM128 105V106H129ZM136 105V104H135ZM147 105V106H146ZM151 105H152V107H151ZM166 105V104H165ZM166 105V106H167ZM183 105H184V103H183ZM201 105V106H200ZM33 106H35V107H39V106H41V107H39V108H35V107H33ZM45 106V107H44ZM47 106V107H46ZM50 106V108H48ZM107 106H104V107H106L107 108ZM119 106V107H120ZM127 106V107H128ZM145 106L146 107H148L147 109H145ZM170 107H171V104L169 105ZM188 106V105H187ZM190 106H191V104H190ZM194 106V105H193ZM218 106V105H217ZM2 107V106H1ZM25 107V106H24ZM24 107H22V108H24ZM25 107V108H26ZM27 107V109H30V108H28ZM43 107V108H42ZM132 108H134L133 106H131ZM142 107V108H141ZM237 107V108H238ZM10 108V107H9ZM47 108V109H46ZM121 108V107H120ZM155 109V113L156 114H153L154 113V109ZM162 108V107H161ZM160 108V109H161ZM212 108H210L212 111H213V109ZM216 108V107H215ZM40 109H44V110H42V111H44V112H42L43 114H41V110ZM150 109V110H149ZM159 109V110H160ZM198 109V108H197ZM15 110V109H14ZM15 110V111H16ZM145 110V111H144ZM152 110V111H151ZM202 110H201V112H202ZM211 110H210V112H211ZM14 111V112H15ZM48 113V115H47V113ZM161 111H162V109H161ZM13 112V114H15V113H17V112H15L14 113ZM33 112V111H32ZM36 112V113H37ZM141 112V113H140ZM144 112V113H143ZM149 114H148V113ZM240 112V111H239ZM44 113H46L45 115H44ZM153 114V115H152ZM211 114H212V112H211ZM84 115V116H83ZM137 115H139V117L137 116ZM149 115V116H148ZM158 115V116H159ZM44 116H45V118H44ZM141 116H144V117H142L141 118ZM153 116V117H152ZM48 117V118H47ZM57 117H58V119H57ZM85 117V118H84ZM140 118V119H138V118ZM149 117V118H148ZM47 118V119H46ZM156 120H155V119ZM161 118V117H160ZM159 118V119H160ZM81 121H80V120ZM83 119V120H82ZM1 120V119H0ZM54 120V121H53ZM57 120V121H56ZM63 120H66V121H64L63 122ZM153 120H154V122H153ZM169 120H173V117H171V119L169 118ZM51 121V122H50ZM74 121V122H73ZM138 121H139V123L140 124H138ZM144 121H146L145 123H144ZM174 121V120H173ZM173 121H171V122H173ZM215 121V123H213ZM46 122V123H45ZM68 122V123H67ZM73 124H72V123ZM89 124H88V123ZM103 122V123H102ZM141 122H142V124H141ZM153 122V123H152ZM164 122L166 123V124H164ZM191 122V124H192V121H190ZM242 122V123H241ZM247 122V121H246ZM62 123V124H61ZM66 124V127L64 126L65 124ZM82 123V124H81ZM101 123V124H100ZM110 123V124H109ZM148 123H149V125H148ZM152 123V124H151ZM164 124L165 125V127L167 128V129H169V130H167V133L165 132V134L163 135V134H161L163 131H162V129L164 128V130L166 129L165 127H163L164 125H162V126H160L161 124ZM178 123V122H177ZM196 123H198V125L196 124ZM239 123H241V124H239ZM245 123V122H244ZM261 123V122H260ZM259 123V124H260ZM46 126H45V125ZM48 124V125H47ZM69 124V125H68ZM74 124H76V125H74ZM79 124H81V125H79ZM89 125V126H87V125ZM96 124V125H95ZM155 124H156V126H155ZM158 124V125H157ZM174 124H175V122H173V126H174ZM200 124H201V122H200ZM225 124L228 126H226L227 127V129L225 128ZM234 125V126H231V128H230V126L229 125ZM261 124H263V123H261ZM38 125H43V128L44 129H46V133H45V130H44V135L43 134H41L42 136H39V130H40V128L38 129V127H40V126H38ZM53 125V126H52ZM95 125V126H94ZM172 125H170V126H172ZM197 126L198 128H195L194 129V126ZM209 125V126H210ZM56 126V127H55ZM68 126V127H67ZM70 126V127H69ZM72 126V127H71ZM74 126V127H73ZM87 126V128H85ZM91 126V127H90ZM129 126H130V124H129ZM143 126V127H142ZM145 126V127H144ZM160 126V127H159ZM172 126V127H173ZM183 127H185V125H182ZM264 126V125H263ZM262 126V127H263ZM42 127V126H41ZM48 127H49V129H48ZM109 127H111V128H109ZM123 127V128H122ZM163 127V128H162ZM169 127V126H168ZM233 127H234V130H233ZM237 127V129L238 130H236L235 128ZM31 128V129H30ZM57 128V129H56ZM65 128V129H64ZM67 128V129H66ZM68 128H69V130H70V133H69V130H68ZM80 128V129H79ZM83 128H84V133L86 134H84V133H82V130H83ZM100 128V129H99ZM104 128V129H103ZM34 129L35 130H37V134H34ZM74 131V133L72 134V130ZM75 129L77 130V133H79L78 135H77V133H76V131H75ZM129 129V128H128ZM142 129V130H141ZM151 129V130H150ZM154 129V130H153ZM175 129H174V132H175ZM202 129H203V127H202ZM228 129H230V133H231V135H229V138H228V134H230L229 133V130ZM242 129H243V132H245L244 131V129H246L247 131H246V133H243L242 132ZM250 129V130H251ZM253 129H252V131H253ZM2 130V131H1ZM61 130V131H60ZM101 130V131H100ZM106 130V131H105ZM118 130H119V132H118ZM128 132H127V131ZM145 130L148 132V133H146L145 132ZM150 130V131H149ZM162 132H161V131ZM207 130V131H208ZM226 130H227V132H226ZM232 130L235 132L236 131V133H238L237 131H239V135L238 136H240L242 139L245 137V135L244 134H248L249 132V134L248 135H252L253 136V138L257 141H255L253 138H252V136H251V138H250V140L252 139V141H250L249 140V137L250 136H246L245 138H247L248 140H249V144L247 143V141H245V140H241V138L240 137H238L237 136V134L235 133L234 134V132L232 133ZM40 131H42V130H40ZM81 132V134H80V132ZM124 131V132H123ZM142 131V132H141ZM2 132V133H1ZM33 132V133H32ZM55 132V133H54ZM60 132V133H59ZM88 132V133H87ZM90 132V133H89ZM93 132V133H92ZM102 132V133H101ZM156 132H158V133H156ZM174 132H173V134H171V136H173L174 137ZM41 133V132H40ZM50 135H48V134ZM75 133H76V135H77V137H76V135H75ZM110 133V134H109ZM113 133V134H112ZM125 133V134H124ZM130 134V135H127V134ZM179 132H177V134H176V136L178 137V136H181L182 135V133H179ZM207 133V132H206ZM205 133V134H206ZM208 133H207V135H208ZM223 133V134H224ZM243 133V134H242ZM52 134V135H51ZM54 134V135H53ZM56 134V135H55ZM105 134H107L106 136H105ZM139 134V135H140ZM146 134H148V135H146ZM152 134V135H151ZM160 134L164 137V139L165 140H163L162 138H160V137H162V136H160ZM168 134H167V136H168ZM181 134V135H180ZM241 134V135H240ZM254 134V135H253ZM2 135V136H1ZM5 135H7V136H5ZM9 135V136H8ZM15 135V136H14ZM26 135V136H25ZM111 137H110V136ZM113 135V136H112ZM183 135H182V138H183ZM206 135V136H207ZM226 135H227V139H226ZM233 135V136H232ZM234 135H236L237 137H236V139H235V136ZM242 135L244 136V137H242ZM259 135L262 137V139L261 138H258L259 137ZM13 136V137H12ZM19 136H21V137H19ZM24 136V137H23ZM33 136V137H32ZM37 136V137H36ZM39 136V137H38ZM44 136V137H43ZM49 136V137H48ZM54 136V137H53ZM70 138L69 140H67L68 138ZM71 136H75V140H77V142H78V146H79V149H81V150H79V152H80V154H79V156L81 157H79V159L81 160H79L78 158H77V161H76V159H74L73 158V154H74V149H75V147H74V145H77V143L75 144V141L74 140H71ZM126 136H128V137H126ZM231 136V137H230ZM6 137H12V138H10V139H8V138H6ZM48 137V138H47ZM107 137V138H106ZM120 137H122V139L120 138ZM159 137V138H158ZM166 137V138H165ZM199 137V136H198ZM197 137V138H198ZM220 137V138H219ZM19 138H21V139H19ZM38 138H40V139H38ZM47 138V139H46ZM67 138V139H66ZM105 138V139H104ZM141 138H143L142 136H141ZM143 138V139H144ZM154 138H156V140L154 139ZM179 138H181V137H179ZM188 138H189V140H188ZM231 138V139H230ZM240 138V140L238 141V139ZM256 138H258V139H256ZM5 139V140H4ZM51 139V140H50ZM118 139V140H117ZM124 139V140H123ZM153 139V140H152ZM195 139V140H194ZM198 139H200V138H198ZM213 139V140H212ZM234 139H235V141H234ZM8 142H7V141ZM10 140V141H9ZM45 140V141H44ZM48 140H50V143H51V145L53 144V145H59L58 143H62V144H64V145H62L61 147L63 148V152H62V156L63 157H60V159H62V160H60V162L62 161V164L60 163V167L61 166H64L63 167V169H65L66 167H67V171H71V174L70 173H68V174H70L69 175V180H68V183L66 184V176H68V175H66L65 174V176H64V178H65V180H64V183H62V179L61 178H59V176H58V178H59V182H61L60 184H58V185H60V186H58L57 185V187L55 188V190H54V188H52L51 186H50V182L52 181V180H54V178H55V176H54V170L52 169V167L49 165V164H47V165H45V164H42V163H39L38 164V162L36 163L35 162V164L33 163L34 161L32 160L31 161V157H30V151H31V147H33V146H41L44 142H46V141H48ZM61 140V141H60ZM84 140V141H83ZM169 140V139H168ZM167 140V141H168ZM221 140V139H220ZM220 140H219V142H220ZM253 140H254V143L252 144V142H253ZM20 141V142H19ZM25 141V142H24ZM37 141V142H36ZM54 141V142H53ZM71 141V142H70ZM72 141H74V142H72ZM123 141V142H122ZM176 141V140H175ZM179 141V139H177V142ZM182 141H183V139H182ZM187 141L186 142H184L185 144L187 143ZM198 142H199V140H197ZM236 141H238V142H236ZM243 141V142H242ZM247 143V145H246V143ZM262 141V143H260ZM15 142V143H14ZM66 142H67V144H66ZM180 143H181V141H179ZM234 142H236V145L234 144ZM21 143V144H20ZM26 143V144H25ZM36 143V144H35ZM180 143L178 144L179 146H177V147H179V149L181 148L180 147ZM217 143H218V141H217ZM238 143H240L239 145H241V146H239L238 145ZM5 144V145H4ZM32 144V145H31ZM69 144V145H68ZM72 144V145H71ZM86 144V145H85ZM88 144H90V146L88 145ZM157 144H156V146H157ZM169 144H171V145H169ZM216 144V143H215ZM220 144V143H219ZM233 144L236 148H234V149H240L242 146H243V148H241L238 152L237 151H235V153H230V151H229V147L231 146V145ZM243 144V145H242ZM250 144H252L254 147H255V149H254V147H252V145L250 146ZM255 144V145H254ZM258 144V146H256ZM7 145V146H6ZM28 145V146H27ZM51 145H50V147H51ZM68 145V146H67ZM119 145V146H120ZM161 145V146H160ZM218 144H216V146H217ZM229 145V146H228ZM245 145V146H244ZM30 146V147H29ZM82 146V147H81ZM163 146V147H162ZM165 146V147H164ZM181 146H183V143H181ZM199 147V145H197L196 147L197 148H203L202 149V152L200 153L201 155L203 154L204 155V153H203V151H204V149L206 150V148L205 147ZM224 146H220L219 145V149H223V148H221V147H224ZM228 148H227V147ZM233 146V147H234ZM247 146H248V149L249 150H247ZM5 147V148H4ZM7 147V148H6ZM18 147V148H17ZM121 147V146H120ZM123 147V146H122ZM161 147V148H160ZM168 147V148H167ZM176 147V148H177ZM183 147H185V145L183 146ZM188 147V146H187ZM195 147V148H196ZM218 147V146H217ZM233 147H231L230 149H231V151H232V148ZM245 147V148H244ZM251 148V151H250V148ZM257 147H258V149H259V151H256V150H258L257 149ZM61 148V149H62ZM91 148V149H90ZM171 148V149H170ZM186 148V147H185ZM213 150H211V149ZM224 148V149H225ZM4 149H5V151H4ZM22 149V150H21ZM187 149V148H186ZM246 149V150H245ZM26 150H27V152H26ZM49 150H51V148H49L48 149V153L47 154H49V152H50V154H51V151H49ZM107 150V149H106ZM155 150L153 151L154 153H155ZM181 150V149H180ZM256 152H255V151ZM7 151V152H6ZM9 151V152H8ZM83 151V152H82ZM86 151V152H85ZM95 151V152H94ZM182 152L184 151V150H181ZM180 151V152H181ZM225 151V150H224ZM224 151H220L219 150V155L220 154H222L221 152H224ZM241 151V152H240ZM246 151V152H245ZM252 151H254L255 152V155L253 154V152ZM24 152V153H23ZM92 152V153H91ZM118 152V153H117ZM181 152V153H182ZM214 152V153H213ZM234 152V151H233ZM245 152V153H244ZM263 152V153H262ZM88 153V154H87ZM100 153V154H99ZM120 153V154H119ZM127 153V154H126ZM180 153V154H181ZM230 153V154H229ZM238 153V154H237ZM240 153V154H239ZM246 153L247 154H249V155H246ZM250 153H252V154H250ZM257 153V154H256ZM61 154V153H60ZM84 154V155H83ZM87 154V155H86ZM130 154V155H129ZM158 154H156V156H158ZM167 154V155H166ZM197 154V155H196ZM229 154V155H228ZM233 156H232V155ZM10 155V156H9ZM12 155V156H11ZM16 155H17V157H16ZM83 155V156H82ZM91 155V156H90ZM115 155H117V156H115ZM120 155V156H119ZM127 155V156H126ZM136 155V154H135ZM169 155V157L171 158H167L166 156H168ZM203 155H202V157H203ZM231 155V156H230ZM235 155V156H234ZM237 155H240L241 157H239V158H237L238 156ZM245 155V156H244ZM254 156V158H253V156ZM124 156V157H123ZM131 156V157H130ZM166 157V160L164 159L165 157ZM177 156H178V154H177ZM199 156V157H198ZM221 156V158L223 157V155H220ZM245 157V159H243L244 157ZM247 156V157H246ZM256 156H257V158L259 159V160H257V158H256ZM260 156V157H259ZM137 157V158H136ZM179 157V156H178ZM197 157V158H196ZM263 157V158H262ZM27 158V159H26ZM64 158V159H63ZM122 158H124V159H122ZM128 160H127V159ZM194 158V159H193ZM210 157H208V160H210L209 159ZM256 158V159H255ZM260 158H261V160H260ZM14 159V160H13ZM131 159H133V160H131ZM134 159H136L135 161L137 162L136 164H138V165H136L135 164V162H133L134 161ZM139 161H138V160ZM149 159V160H148ZM199 159V160H198ZM220 159V160H219ZM238 159H240V160H238ZM250 159V160H249ZM16 160V161H15ZM25 160H26V162H25ZM67 160V161H66ZM73 160H75V161H73ZM121 160V161H120ZM125 160L126 161H128V162H125ZM140 160H142V161H140ZM172 160V161H171ZM198 160V162H196ZM214 160V161H213ZM241 160H243V161H241ZM247 160V164L245 163V161ZM255 160H256V162H255ZM124 161V162H123ZM145 161V160H144ZM147 161H148V164H146L147 163ZM187 161V162H186ZM254 161V162H253ZM262 161H263V164H261L262 163ZM4 162V163H3ZM8 162V163H7ZM20 162V163H19ZM74 162V163H73ZM103 162H105V163H103ZM117 162V163H116ZM133 162V163H132ZM140 162V163H139ZM168 162V161H167ZM197 163V165H196V163ZM214 162H216V163H214ZM217 162H219V163H217ZM243 162V163H242ZM249 162V163H248ZM252 162V163H251ZM259 164H258V163ZM31 163V164H30ZM71 163V164H70ZM73 163V164H72ZM153 163H155L154 165H153ZM244 163H245V165H244ZM5 164V165H4ZM78 164V165H77ZM116 166H115V165ZM146 164V165H145ZM159 165V166H157V165ZM160 164H163V165H160ZM174 164V163H173ZM225 164V165H224ZM250 164V165H249ZM252 164V165H251ZM10 165H12L11 167H10ZM34 165V166H33ZM44 165V166H43ZM70 165H73L72 167L73 168H76L77 167V169H79V170H77L78 172H76V173H78L76 176L74 175V176H72L73 174H72V172L74 171V170H70L69 169V167H70ZM105 165V166H104ZM153 165V168L151 167V166ZM171 165H172V167H171ZM175 165V164H174ZM200 165V166H199ZM229 165V164H228ZM244 165V166H243ZM17 166V167H16ZM137 166V167H136ZM161 166H163V168L161 167ZM188 166L191 168V171L192 172H197V171H195V170H193V168H195L194 166H196V168H198L199 167V169H200V167H202V168H204L205 167V170H202V168H201V172H203L204 174H201V176H199L200 175V173H199V175H198V173L195 175L196 177H200V179H199V183H198V180H195L196 178H194V180H192V182H193V184L192 183H189L186 179H187V177H189L188 175H186V173L185 172H188L187 174H189L190 176H191V172H189L190 171V168H189V170L187 171V168H188ZM209 166H210V164H209ZM235 166V167H234ZM246 166V167H245ZM248 166H250L249 168H248ZM16 168V169H14V168ZM114 167V168H113ZM130 167H132V169L130 168ZM136 167V168H135ZM148 167V168H147ZM156 167V168H155ZM179 167H180V169H181V167H182V172L184 173H182L181 171H180V173H179ZM226 167V168H225ZM236 167H237V169H236ZM245 167V170H252L253 169V171H250V178H249V174H248V172L249 171H246L245 172V170L243 169ZM253 167V168H252ZM30 168V169H29ZM51 168V169H50ZM71 168V167H70ZM195 168V169H196ZM209 170H208V169ZM239 168V169H238ZM18 169V170H17ZM21 169V170H20ZM45 169V170H44ZM150 169V171H148ZM159 169V170H158ZM160 169H161V171H162V173H161V176H160ZM163 169H167L166 171H169L168 173H165L164 172V170ZM172 169V170H171ZM179 169V170H178ZM208 171H207V170ZM222 169V170H221ZM255 169V170H254ZM15 170V171H14ZM50 170V171H49ZM93 170H92V172H93ZM142 170H144V171H142ZM146 170V171H145ZM152 170H153V173H152ZM184 170V171H183ZM235 172H234V171ZM238 170V171H237ZM19 173H18V172ZM107 171V172H106ZM148 171V172H147ZM157 171H159V172H157ZM199 171V170H198ZM199 171V172H200ZM209 172V173H207V172ZM212 171H215L214 173L212 172ZM223 171V172H222ZM229 171V172H228ZM244 171V172H243ZM12 172V173H11ZM37 172V173H36ZM97 172V173H96ZM131 172V173H130ZM151 172V173H150ZM251 172L253 173V175L251 174ZM5 173V174H4ZM83 175H82V174ZM93 173V174H94ZM124 173V174H123ZM156 173V174H155ZM194 173H193V175H194ZM211 173V174H210ZM215 175V173L217 174V175H215V177L216 176H218V178L216 177V179H217V182H215V178H214V175ZM231 175H230V174ZM238 173H240V174H238ZM245 173V174H244ZM18 174V175H17ZM20 174V175H19ZM97 174V175H96ZM142 174V175H141ZM147 174H152L153 176L152 177H149L150 175H147ZM164 174H166V175H164ZM170 174V175H169ZM176 174H177V176H176ZM206 174V175H205ZM233 174H235V178H233L232 177V175ZM238 174V175H237ZM248 174V175H247ZM256 176H255V175ZM261 174V175H260ZM114 175V176H113ZM135 175V176H134ZM157 175H159V177L157 176ZM168 175V177H166L165 179V183L163 182V177H165V176H167ZM182 176V178H181V176ZM204 175L206 176L205 178H204ZM210 175V176H209ZM219 175H220V178H221V180H222V183H223V185H225V186H227V188H225L224 189V187L225 186H223V188H222V186L220 185L221 184V182H219L220 180H218V179H220L219 178ZM252 175V176H251ZM261 176V178H260V176ZM34 176V177H33ZM61 176H63V174L61 175ZM98 176V177H97ZM120 176H122V177H120ZM127 176V177H126ZM175 176V177H174ZM186 176V177H185ZM194 176V177H195ZM237 176V177H236ZM243 177V178H241V177ZM245 176V177H244ZM247 176V177H246ZM256 177V178H253V177ZM257 176H259V177H257ZM263 176V177H262ZM30 177V178H29ZM33 177V178H32ZM74 177H77L76 179H78L79 181L77 182V183H79L78 184V186L81 184V186H79L78 187V189H76V186L73 188V182H74V179L73 178ZM79 177V178H78ZM133 177V178H132ZM153 177H155L157 180H155V178H153ZM193 177V176H192ZM208 177H209V179L211 180V179H213L214 178V180H213V182L214 183H218V185L216 184V186L214 185V189H212V187H211V191L208 189L209 188V186H207V185H205L204 183V181H206V180H204V179H208ZM211 177V178H210ZM224 177V178H223ZM32 178V179H31ZM73 179V182L71 181V179ZM90 178L91 179H93V178H97V180L98 181H103V182H101V184L102 183H105L104 181L105 180H107V182L106 183H110V184H112L113 183V185H112V189L110 188L111 187V185H110V187H109V185H108V188H110V189H107V185H104V187L102 186V188L101 187H99V188H93L94 186H92L90 183H88L85 179H87V180H90ZM105 178V179H104ZM131 178V179H130ZM143 178V179H142ZM149 178V179H148ZM153 178V179H152ZM185 178V179H184ZM190 178V180H191V177H189ZM236 179L238 182H239V180H240V182H241V185H236V183H238L237 181L235 182V181H233V179ZM245 178V179H244ZM249 180V186L247 185V183L245 184V182L247 181V179ZM261 179V182H260V180H258V179ZM35 179V180H34ZM61 179V180H60ZM76 179H75V181H76ZM175 181H174V180ZM253 179H254V181H253ZM255 179H257V181H255ZM32 180V181H31ZM34 180V181H33ZM110 180V181H109ZM134 180V181H133ZM152 180H154V182L152 181ZM159 180H162L160 183H159ZM173 182V183H171V181ZM185 180V181H184ZM223 180L225 181V182H223ZM244 180H245V182H244ZM12 181V182H11ZM31 181V182H30ZM70 181H71V184H70ZM130 182V184H131V186H132V189L135 187V186H137L136 188H134V190H129V192H128V190L126 191V189H128L125 185L127 184V183H129ZM132 181V182H131ZM168 182V184H167V182ZM186 181H187V183H189L190 184V186H189V184L187 185L186 184ZM212 181V180H211ZM250 181H252V182H250ZM39 182V183H38ZM86 182V183H85ZM121 182V183H120ZM140 182H142V183H140ZM194 182H196V184L194 183ZM207 182H208V180H207ZM213 182H211V183H213ZM229 184H228V183ZM235 182V183H234ZM248 182V181H247ZM255 182V183H254ZM256 182H258V183H256ZM34 183V184H33ZM44 183V184H43ZM177 183L178 184H180L181 185V187L179 186V185H177ZM184 183V184H183ZM210 182H209V185L211 184ZM213 183V184H214ZM225 183V184H224ZM243 183V184H242ZM250 183H253V185H254V187H253V185L251 184L250 185ZM48 184V185H47ZM84 186H83V185ZM136 184V185H135ZM152 185V187H151V185ZM155 184H159V186H157V185H155ZM164 184H166V185H164ZM192 184V185H191ZM198 184V185H197ZM201 184V185H200ZM207 184V183H206ZM238 184H240V183H238ZM9 185V186H8ZM40 185V186H39ZM68 185V186H67ZM71 185V186H70ZM115 185V186H114ZM140 185V186H139ZM177 185V186H176ZM194 185H195V187H196V189H197V186H198V189H197V191L196 190H192V189H195V187H194ZM235 185V186H234ZM48 186V187H47ZM145 186H148L149 188L148 189H150L149 191H151L150 192V194H149V192H148V194L149 195H151V196H149L148 194H146V192H144V191H142V189L143 188H146ZM173 186V187H172ZM190 187V189L192 188L191 186H193L194 188H192L191 190L192 191H190V189H188L189 187ZM207 186V188H205ZM211 186H213V185H211ZM237 186H240L239 187V190H237L238 188H237ZM241 186H244V188H242ZM246 186H248L247 188H246ZM8 187V188H7ZM39 187V188H38ZM61 187V188H60ZM115 187V189H113ZM142 187V188H141ZM154 187V188H153ZM155 187H157V190L159 191V193L161 194V192L163 191V192H165L162 196L160 195V194H158V193H156V194H158L159 196H156L155 195ZM164 187H166V189H164ZM188 187V188H187ZM200 187V188H199ZM218 187H220V188H222V189H220V188H218ZM237 189H236V188ZM251 187L253 188V192L256 194V196H254L255 194H253V192L251 191ZM256 187V188H255ZM4 188V189H3ZM66 188V189H65ZM139 188L141 189L140 190V192L138 191L139 190ZM159 188H160V190H159ZM170 189V190H168V189ZM185 188V189H184ZM228 188H229V190H228ZM245 190V193H244V191L242 190ZM249 188V189H248ZM98 189V190H97ZM102 189V190H101ZM103 189H104V191H103ZM107 189V190H106ZM137 189V190H136ZM153 189V190H152ZM176 189V190H175ZM201 191H200V190ZM208 189V191L207 192H209V194L207 193V195H206V199H208V197H210L209 198V200L208 201H210V207L212 206V209L215 211V213L212 211V209L211 208H208L209 206H208V203L206 204V205H204V202L206 201L205 199H203V197L205 196H203L202 194H204L203 193V191L205 192V190H207ZM216 189H220L219 190V192H218V190H216ZM234 189H236V190H234ZM256 189H258V192H257V190ZM64 190V191H63ZM70 190V191H69ZM74 190V191H73ZM123 190V191H122ZM165 190V191H164ZM175 190V191H174ZM227 190V191H226ZM242 190V191H241ZM73 191V192H72ZM86 191V192H85ZM157 191V192H158ZM187 191H188V193H187ZM193 191H195L194 193H196L197 195H202V197H201V195H200V197L199 196H195V194L193 193V194H191V192H193ZM215 191V192H214ZM229 191V192H228ZM256 191V192H255ZM15 192V193H14ZM59 192H62V193H59ZM108 192V193H107ZM153 192V194H154V196L151 194ZM199 192H200V194H199ZM211 192H213V195L215 194V193H217V194H215L214 196L212 195V193ZM227 192L228 193H230V194H227ZM241 192H243V196L241 195V194H239V193H241ZM251 192V193H250ZM101 193V194H100ZM249 193V194H248ZM67 194V195H66ZM86 194V195H85ZM102 194H104V195H102ZM117 194V195H116ZM122 194V195H121ZM145 194V195H144ZM211 194V196H213L212 198H211V196H208V195H210ZM225 194V195H224ZM227 194V195H226ZM231 194H232V196H231ZM259 194H261V195H259ZM72 195V196H71ZM126 195V196H125ZM170 195H172V196H170ZM175 195H177L178 196V198H177V196H175ZM216 195H217V197H216ZM228 197L227 198V200H225V199H223L224 197ZM228 195H230V196H228ZM240 195L242 196V197H245V198H241L240 197ZM77 196V197H76ZM97 196V197H96ZM100 196V197H99ZM146 196V197H145ZM154 197V199H153V197ZM180 196V197H179ZM234 196V197H233ZM241 198V199H243V200H241V202L242 203H244V205H242V203H238V199H239V197ZM250 197V196H252V197H250V198H248V197ZM259 196V197H258ZM64 197V198H63ZM81 197V198H80ZM143 197V198H142ZM151 197H152V200L153 201H151V200H149V198L151 199ZM222 199V201L223 200H225L226 202L224 203V201L223 202H221V199ZM230 197H231V200H230ZM256 197L257 198H259L260 200V204H258L259 203V201H258V199H256ZM261 197V198H260ZM10 198V199H9ZM20 198V199H19ZM26 198V199H25ZM136 198V199H135ZM148 198V199H147ZM176 198H177V200H176ZM197 198V199H196ZM205 198V197H204ZM213 198H215V200L213 199ZM218 198H219V201L222 203H220L219 201H217L218 200ZM232 198H233V202L231 203V201H232ZM238 198V199H237ZM18 199H19V201H18ZM73 199V200H72ZM82 199V200H81ZM101 199H102V201H101ZM146 200V203H145V200ZM163 199V200H162ZM185 199V200H184ZM196 199V200H195ZM204 200V201H201L200 202V200ZM213 199V200H212ZM247 200V202H246V200ZM251 201H250V200ZM4 200V201H3ZM10 200H11V202H10ZM71 200H72V202H71ZM159 200V201H158ZM238 200V201H237ZM6 201H7V203H6ZM27 201V202H26ZM29 201V202H28ZM33 203H32V202ZM98 201V202H97ZM115 201V202H114ZM144 201V202H143ZM155 201H157V203L155 202ZM164 201V202H163ZM178 201V202H177ZM180 201V202H179ZM214 201V202H213ZM215 201H217L216 202V204H215ZM236 201H237V203H236ZM245 201V202H244ZM249 201H250V205L248 204L249 203ZM21 202H24V204L23 203H21ZM78 202V203H77ZM82 202V203H81ZM152 202V203H151ZM169 202V203H168ZM190 202V203H189ZM240 202V201H239ZM116 203V204H115ZM123 203V204H122ZM125 203V204H124ZM141 203H144V206H143V204H141ZM154 203V204H153ZM224 203V204H223ZM233 204V205H235V204H238V205H235V206H233V207H230V206H232V205H230V204ZM253 203V204H252ZM11 204V205H10ZM14 204V205H13ZM29 204V205H28ZM122 204V205H121ZM156 204V205H155ZM218 204V205H217ZM229 204V205H228ZM247 204H248V206H253V207H247L246 208V206H247ZM254 204H255V206H254ZM5 205V206H4ZM13 205V206H12ZM33 205V206H32ZM60 205V206H59ZM120 205V206H119ZM123 205H125V206H123ZM147 205V206H146ZM160 205V206H159ZM164 205V206H163ZM178 205V206H177ZM191 205V206H190ZM203 205V206H202ZM215 205H217V207L215 206ZM256 205H257V207H256ZM19 206V207H18ZM23 206V207H22ZM106 206V207H105ZM112 206V207H111ZM127 206V207H126ZM159 206V207H158ZM215 206V207H214ZM229 206V207H228ZM237 206H239V208H246L245 209V212L243 211V212H240V211H242V210H244V208L243 209H241V210H239V213L237 212L238 211V208H237ZM9 207H10V209H9ZM12 207V208H11ZM27 207H28V209H27ZM34 207V208H33ZM63 207V208H62ZM115 207V208H114ZM161 207V208H160ZM163 207V208H162ZM165 207V208H164ZM173 207V208H172ZM183 207V208H182ZM235 207V208H234ZM256 207V208H255ZM4 208V209H3ZM113 208V209H112ZM146 208V209H145ZM147 208H148V210H147ZM169 208V209H168ZM171 208V209H170ZM203 208H204V210H203ZM217 208V209H216ZM225 208H226V211H224L225 210ZM237 208V210L235 211V212H237L238 213V215L235 217L236 218V221H239L241 224H239V225H242L243 226V223H244V226H246L245 228L247 229L246 231H245V229H244V227L242 228V226L239 228L238 227V224H237V227L239 228V229H237V227H236V225H234L235 226V228H234V226H232L233 224H236V223H234V222H236L235 221V219H233L234 218V216L235 215H233V214H235V212H234V210L233 209H236ZM250 208V209H249ZM7 209V210H6ZM22 209V210H21ZM25 209V210H24ZM32 209V210H31ZM122 209V210H121ZM136 211H135V210ZM172 209H173V211H172ZM177 209V211H174V210H176ZM188 209V210H187ZM200 209V210H199ZM210 209V210H209ZM223 209V210H222ZM231 209V212L229 211ZM12 210V211H11ZM29 210V211H28ZM110 210V211H109ZM121 212H120V211ZM143 211V213H148L149 215H152L153 216V218H151L150 216V218H151V220H150V222H151V224L149 223V221H148V223L150 224V228L148 227V225L147 224H144L143 225V227L141 226L140 228H137L136 226H135V224L136 223H134V221L133 220H131V219H137L138 220V218H137V216L139 215V218H140V214H139V212H141V211ZM144 210H145V212H144ZM161 210V211H160ZM206 210V211H205ZM219 210V211H218ZM249 210V211H248ZM253 210H256L254 213L252 212ZM6 211V212H5ZM8 211V212H7ZM18 211H20V212H18ZM26 211V212H25ZM33 211H35V212H33ZM85 211V212H84ZM101 211V212H100ZM117 211H118V213H117ZM129 211L131 212V213H129ZM134 211H135V213H134ZM152 211V212H151ZM153 211H155V212H153ZM166 211V212H165ZM172 211V212H171ZM195 211V212H194ZM216 215H214V214H212V212ZM218 211V212H217ZM220 211L222 212L223 211V213H222V216L223 215H226V212H228L230 215H227L228 217H229V220L231 219V221H233L234 220V222L233 223H231L230 224V221L228 222L227 221V223H225V224H227V225H222V223H221V218L219 217V216H221V214H220ZM247 211V212H246ZM251 211V212H250ZM258 211H260V214H262V215H260L259 214V212ZM24 212V213H23ZM32 212V213H31ZM37 212V213H36ZM38 212L39 213H41V214H38ZM133 212V213H132ZM168 212V213H167ZM174 212H176V213H174ZM199 212V213H198ZM216 212H217V214H216ZM234 212V213H233ZM258 212V213H257ZM18 213H20V215L18 214ZM29 213V214H28ZM34 213V214H33ZM112 213V214H111ZM121 213H122V216H120L121 215ZM166 213V214H165ZM173 213V214H172ZM198 213V214H197ZM220 215H219V214ZM227 213V214H228ZM256 213V214H255ZM7 214V215H6ZM14 214H16V215H14ZM38 214V215H37ZM63 214V215H62ZM100 214V215H99ZM135 216V218H134V216ZM157 215V217H155V222H153V219H154V216H156ZM168 214H170V216L168 215ZM190 214V215H189ZM200 214H202V215H200ZM232 214V215H231ZM10 215V216H9ZM14 215V216H13ZM36 215V216H35ZM87 215V216H86ZM126 215V216H125ZM130 215V216H129ZM137 215V216H136ZM141 215L143 216V214L141 213ZM180 215V216H179ZM211 215H213V216H215L216 218H214L213 216V218L211 217ZM217 215H219L218 217H219V219H218V217H217ZM243 215V216H242ZM260 215V216H259ZM5 216V217H4ZM85 218H84V217ZM141 216V217H142ZM7 217V218H6ZM17 217V218H16ZM41 217V218H40ZM123 217H125V218H123ZM147 216H145V214H144V221L145 220H149L148 219V217L146 218ZM198 217V218H197ZM228 217H226L225 216V218H227V220H228ZM253 217H254V219L255 220H257V222L259 223L258 224V226H260L261 224V226L260 227H256V231H254L255 230V226H257V222L256 221H254L253 220ZM9 218H11V219H9ZM14 218H16V221H17V223H16V221H15V219ZM75 218V219H74ZM100 218V219H99ZM131 218V219H130ZM146 218V219H145ZM178 218V219H177ZM207 218V219H206ZM209 218H210V222L208 221L209 220ZM214 219L213 221H212V219ZM5 219V220H4ZM21 219V220H20ZM23 219V220H22ZM85 219V220H84ZM129 219V220H128ZM135 219V220H136ZM159 219V220H158ZM195 219V220H194ZM215 219L218 221H215ZM241 219V220H240ZM246 219V220H245ZM10 220H12V222H10ZM25 220V221H24ZM123 220H125V221H123ZM131 220V221H130ZM206 220V221H205ZM253 220V223L251 222ZM6 221V222H5ZM15 221V222H14ZM79 221V222H78ZM131 223H130V222ZM160 221V223H158ZM161 221H163V222H161ZM204 221V222H203ZM215 221V222H214ZM251 222L252 223V225H250V227H249V224H247L248 222ZM10 222V223H9ZM14 222V223H13ZM19 222V223H18ZM165 222V223H164ZM201 222V223H200ZM211 222H213L212 223V226H211ZM239 222H237V223H239ZM243 222V223H242ZM246 222V223H245ZM254 222H256V223H254ZM260 222H262L261 224H260ZM132 225L131 227H129L130 226V224ZM145 223H147V222H145ZM155 223H157L156 225H155ZM216 223H218L217 225H219V227H217V225H216ZM11 224V225H10ZM20 224V225H19ZM152 224H154V226L152 225ZM197 224H199V225H197ZM202 224V225H201ZM205 224V225H204ZM255 226H254V225ZM25 225V226H24ZM59 225V226H58ZM188 225H190V226H188ZM248 225V226H247ZM16 226V227H15ZM23 226V227H22ZM159 226V227H158ZM163 228H162V227ZM209 226V227H208ZM220 226H222V227H220ZM227 226V227H226ZM231 226V228H229ZM254 226V227H253ZM45 227V228H44ZM156 227H157V229H156ZM171 227V228H170ZM178 227H180V228H178ZM194 227V228H193ZM199 227V228H198ZM202 227H204V228H202ZM215 227V228H214ZM26 228V229H25ZM82 228V229H81ZM127 228V229H126ZM137 228V229H136ZM143 228V231L141 230V232H140V229H142ZM146 228H149V229H147L146 230ZM154 228V229H153ZM169 228V229H168ZM191 228V229H190ZM193 228V229H192ZM210 228H212V231L210 230ZM221 228V229H220ZM223 228L226 230H223ZM257 228H260V230H262L261 231V234L259 233L260 232V230L259 229H257ZM261 228H263V229H261ZM18 229V230H17ZM19 229H21L20 231H19ZM23 229V230H22ZM25 229V230H24ZM47 229V230H46ZM75 229V230H74ZM107 229V230H106ZM129 229H133V232L131 231V230H129ZM154 231H153V230ZM159 229V230H158ZM174 229V230H173ZM200 229V230H199ZM234 229H237V230H234ZM240 229H244V232H245V234L244 235H246V233L249 235V232H250V234H251V236L249 235L248 237H250V238H247V237H245L244 235H243V233H241V234H239L237 231H239ZM249 229H251L252 231H254V233L255 234H257V235H255V236H252V234L253 233H251V231H249ZM254 229V230H253ZM15 230V231H14ZM46 230V231H45ZM66 230V231H65ZM74 230V231H73ZM109 230V231H108ZM120 230V231H119ZM129 230V231H128ZM156 230H157V232H156ZM167 230H168V237H169V235H170V233H171V235H174V236H172L171 237V235H170V237L173 239H175V237H176V239L177 238H179L178 240L180 241L181 239V244H183L182 242H187L188 243V245L186 246V245H184L185 244V242H184V244L183 245H181L180 244V242H179V244L181 245V246H185V248H183L182 247V249H180V250H185V251H180V250H178L179 248H181V246L179 247L178 245L176 246L175 245V243L174 242H176V241H171V242H173V244H174V246L175 247H177V250H175V247H174V250L172 249V251H171V249H170V247H173L172 245L170 246L169 244H164L165 243V241L164 240H168L167 238H165V239H160V237H161V235L163 236V234H164V237L166 236V234H167ZM193 230V231H192ZM194 230H195V232H194ZM204 230V231H203ZM207 230V231H206ZM214 230H216V231H214ZM234 230V231H233ZM242 230L241 231H239V232H242ZM257 230H258V232H257ZM27 231V232H26ZM37 231H38V234H37ZM102 231V232H101ZM136 231V232H135ZM147 231V232H146ZM178 232V234H177V232ZM192 231V232H191ZM197 231V232H196ZM43 232V233H42ZM79 232V233H78ZM84 232V233H83ZM110 232V233H109ZM126 232V233H125ZM130 234H129V233ZM211 232H212V235H210L211 234ZM220 232V233H219ZM233 232V233H232ZM19 233H21V235L19 234ZM69 233V234H68ZM87 233V234H86ZM93 233V234H92ZM141 233V234H140ZM158 233V234H157ZM185 235H184V234ZM196 233V234H195ZM199 233V234H198ZM202 233V234H201ZM217 234V236H219V238L217 237V238H213L214 236L216 237V234ZM219 233V234H218ZM229 233V234H230ZM19 236H18V235ZM24 234V235H23ZM94 234H95V236H94ZM120 234V235H119ZM159 234H161L160 236H159ZM226 235H227V233H225ZM259 234V235H258ZM50 235V236H49ZM57 235V236H56ZM181 235V236H180ZM182 235L185 237L186 236V239L183 237L182 238ZM189 235V236H188ZM203 235V236H202ZM236 235V236H235ZM21 236H23L22 237V239H21ZM26 236H28V238L26 237ZM67 236V237H66ZM77 236V237H76ZM86 236H88V237H86ZM128 236V237H127ZM134 236V237H133ZM166 236V237H167ZM180 236V237H179ZM207 236H208V238H207ZM211 236V237H210ZM241 236H244L245 238H247V240L245 239L244 240V238H243V240L242 241H240L241 239ZM263 236V237H262ZM36 237V238H35ZM48 237V238H47ZM82 237H84V239L82 238ZM93 237V238H92ZM98 237V238H97ZM170 237H169V240H172V239H170ZM199 237V238H198ZM32 238V239H31ZM57 238H58V240H57ZM91 238V239H90ZM99 238H101V239H99ZM133 238V239H132ZM136 238V239H135ZM146 238V239H145ZM192 238V239H191ZM201 238H203L204 239V241L201 239ZM207 238V239H206ZM228 238V239H229ZM60 239V240H59ZM63 239V240H62ZM159 239V240H158ZM175 239V240H176ZM185 239V240H184ZM191 239V240H190ZM200 239V240H199ZM209 239V240H208ZM14 240V241H13ZM17 240V241H16ZM26 240V241H25ZM30 240V241H29ZM100 240V241H99ZM117 240V241H116ZM134 240V242L137 244H134V242L133 243H131L132 241ZM140 240V241H139ZM160 240H163L164 241V243H163V241L161 242ZM168 240V241H169ZM184 240V241H183ZM217 240H215V242L217 241ZM227 240V239H226ZM229 240H232V238L231 239H229ZM229 240H227V242L229 241ZM235 240V242H237ZM250 240V241H249ZM258 240V241H257ZM28 241V242H27ZM37 241V242H36ZM60 241H63V242H60ZM91 241V242H90ZM111 241V242H110ZM146 241V242H145ZM148 241H150L149 243H148ZM168 241H166V242H168ZM194 242V241H198L197 243H199L198 244V246L200 245V243H201V245L202 246H205V248H206V251H207V249H210V250H208V252H203L202 250L203 249H205L204 247H202L201 245L199 246V248H200V250L201 251H199L198 249H197V245H195V244H193V245H195L196 246V248L191 244V242ZM206 241V242H205ZM217 241V243H219ZM234 241V240H233ZM232 241V242H233ZM244 241H246V242H244ZM17 242V243H16ZM19 242V243H18ZM23 242V243H22ZM34 242V243H33ZM89 242V243H88ZM123 242H125V243H123ZM154 242V243H153ZM160 242L162 243V244H164V245H168V246H165L164 248H165V250L160 246L161 244H160ZM192 242V243H193ZM205 242V243H204ZM209 242V243H208ZM213 242H211V244H212V247H213ZM226 242V243H227ZM231 241H229L228 243H227V245L230 243ZM235 242H234V244H235ZM33 243V244H32ZM61 243V244H60ZM79 243H81V244H79ZM91 243V244H90ZM153 243V244H152ZM177 244H178V242H176ZM196 243V242H195ZM203 243V244H202ZM206 243H208L209 245H210V247H206ZM217 243H214V244H217ZM222 243H225V242H222ZM225 243V244H226ZM239 243L236 245V246H238L239 245ZM18 244H20V245H18ZM63 244V245H62ZM90 244V245H89ZM126 244V245H125ZM129 244H131L133 247H135V246H138L135 250H132L133 248H132V246L131 245H129ZM134 244V245H133ZM150 244V245H149ZM189 244H191L192 246L190 247V248H192V249H196L194 252H193V250H189V248H187V250L188 251H186V247H189L190 245ZM207 244V245H208ZM225 244H223V245H225ZM258 244V243H257ZM264 243H262L261 241H260V243H259V246H257L256 244H254V245H256V246H254L253 244L249 247V246H247V248L249 247V249L251 248H255V247H258V250L256 251L257 253H255V254H252V255H258V257L256 256H254L255 258H254V260L256 259L257 260V258H260V260H262V259H264V245H263ZM27 245V246H26ZM83 245V246H82ZM94 245V246H93ZM97 245V247H95ZM101 245V246H100ZM110 245V246H109ZM149 245V246H148ZM158 245V246H157ZM164 245H162V246H164ZM222 245V244H221ZM233 245V244H232ZM232 245H229L230 247L232 246ZM263 245V246H262ZM18 248H17V247ZM22 247V249H21V247ZM63 246V247H62ZM76 246V247H75ZM90 246V247H89ZM144 246V247H143ZM146 246V247H145ZM150 246L152 247V248H154V249H152V248H150ZM226 246V245H225ZM224 246V247H225ZM235 245H233V247H234ZM240 246V249L242 248ZM34 247V248H33ZM58 247V248H57ZM88 247V248H87ZM142 247V248H141ZM179 247V248H178ZM201 247L203 248V249H201ZM211 247V248H212ZM215 248L217 247L216 245L214 246ZM219 247H220V243H219ZM223 247V246H222ZM223 247V248H224ZM228 249V251L230 250V252L232 253V251L231 250H235L233 247L231 248V249H229L230 247H228V246H226ZM246 247V246H245ZM261 247V248H260ZM31 248V249H30ZM57 248V249H56ZM60 248V249H59ZM90 248H94L93 250L91 249L90 250ZM114 248V249H113ZM148 249V251H150V252H148L147 250H145V249ZM158 248H160L161 250H163V253L160 251V249L158 250ZM167 248H169V249H167ZM215 248L213 249V251L215 250ZM218 248V247H217ZM237 248V247H236ZM254 248L252 249V251L254 250ZM21 249V250H20ZM29 249V250H28ZM87 249V250H86ZM96 249V250H95ZM113 249V250H112ZM142 249V250H141ZM144 249V250H143ZM149 249H151V250H149ZM156 249V250H155ZM238 249V248H237ZM255 249H257V248H255ZM25 250V251H24ZM77 250V251H76ZM99 250V251H98ZM140 250V251H139ZM166 250H170V252L169 251H166ZM260 250V251H259ZM34 253H33V252ZM94 251H95V253H94ZM205 251V250H204ZM237 251H239V250H237ZM236 251V252H237ZM242 251V250H241ZM251 251V250H250ZM88 252V253H87ZM100 252V253H99ZM145 252V253H144ZM166 252H169V254L168 253H166ZM200 252V253H199ZM204 254H203V253ZM235 252V251H234ZM240 252V251H239ZM254 252H255V250H254ZM253 252V253H254ZM90 253V254H89ZM105 253V254H104ZM161 255H160V254ZM166 253V254H165ZM183 253H185V254H187V255H189V257L187 256V255H185V254H183ZM189 253V254H188ZM241 253V252H240ZM11 254V255H10ZM144 254H150V257L149 258H146L147 256H145V259L143 258V259H139V260H137L138 258H141V257H139L140 255H144ZM156 254V255H155ZM158 254H159V256H158ZM202 254V255H201ZM208 254V255H207ZM234 255H235V253H233ZM232 254V255H233ZM237 254V253H236ZM113 255V256H112ZM153 255H155V256H153ZM166 255V256H165ZM182 255L183 256H186V260H185V257H184V259H183V257H182ZM199 255V256H198ZM210 255H212L211 253H210ZM209 255V256H210ZM262 257H261V256ZM111 256V257H110ZM153 258H152V257ZM162 256V257H161ZM192 256V257H191ZM200 256H201V258H200ZM239 256V254L237 255V257ZM260 256V257H259ZM9 257V258H8ZM10 257H12V258H10ZM107 257H109V258H107ZM194 257H196L197 259H195ZM199 257V258H198ZM211 257V256H210ZM233 257H236V256H233ZM236 257V258H237ZM243 257V256H242ZM15 258V259H14ZM101 258V257H100ZM137 258V259H136ZM177 258L179 259V263H176V262H178V260H177ZM188 258V259H187ZM189 258H191V259H189ZM192 258H193V261H192ZM236 258L234 259V260H236ZM239 258V257H238ZM249 258V257H248ZM17 259H19V260H17ZM86 259H87V261H86ZM113 259V260H112ZM134 259V260H133ZM147 259V260H146ZM159 259V260H158ZM171 259V260H170ZM182 259V260H181ZM15 260V261H14ZM17 260V261H16ZM23 260V261H22ZM115 260H117V261H115ZM144 260V261H143ZM184 260V261H183ZM196 260L198 261V262H196ZM200 260V261H201ZM255 260V261H256ZM259 260V259H258ZM20 261V262H19ZM98 261V262H97ZM105 261V262H104ZM138 261H139V263H138ZM156 261V262H155ZM166 261V262H165ZM208 261V262H207ZM211 261V262H210ZM144 262V263H143ZM158 262V263H157ZM181 262H183V263H181ZM202 262V264H203V262L204 261H201ZM229 262V261H228ZM231 262V261H230ZM256 262H258V261H256ZM264 262V261H263ZM204 263V264H205ZM217 262H213V263H211V264H216ZM218 264H219V262H218ZM224 264H226V263H224ZM229 264V263H228ZM231 264V263H230ZM259 264H264V263H259Z\"/></svg>",
    "mask_w": 264,
    "mask_h": 264
},
{
    "label": "bare ground",
    "instance_id": "6f19581e",
    "mask_svg": "<svg viewBox=\"0 0 264 264\" xmlns=\"http://www.w3.org/2000/svg\"><path fill=\"white\" fill-rule=\"evenodd\" d=\"M3 1V0H2ZM41 1V0H40ZM59 1V0H58ZM60 1H62L63 3H64V5L62 4L60 7H59V9L61 10V13H64V12H67L68 13V11H75V13H76V11L79 9V7H80V5H81V2L83 1V0H65V2L63 1V0H60ZM101 2H102V0H100ZM99 1V2H100ZM108 1H110V0H108ZM126 1V0H125ZM124 1V5L127 3V2H125ZM129 1V0H128ZM139 0H137L136 2H138ZM141 1V0H140ZM140 1H139V3H140ZM143 1V0H142ZM145 1H147V3L149 2L148 0H145ZM191 1V0H190ZM196 1V0H195ZM244 1V0H243ZM250 1V0H249ZM25 2V1H24ZM24 2H22V3H24ZM38 2V1H37ZM45 2V1H44ZM55 2V3H54ZM54 2H50L51 4H50V6L48 5V7L47 8H51V9H54V4L56 5L58 2H57V0L56 1H54ZM99 2H96V0H86V5L84 4L83 5V9L84 8H86L85 10H87V12L89 11H93L94 10V8H95V10H96V6H100L99 4L97 5L96 3H99ZM100 2V3H101ZM105 2H107V1H103L101 4V6L103 7L104 5H105V7H106V4H105ZM114 2H116V1H114ZM120 2H122L123 3V1H120ZM131 2H133V1H131ZM135 2V1H134ZM133 2V3H134ZM152 2V1H151ZM194 2V1H193ZM201 2V1H200ZM203 2H205L204 0H203ZM226 2V1H225ZM230 2V1H229ZM3 3V2H2ZM85 3V2H84ZM159 3V2H158ZM179 3V2H178ZM190 3V2H189ZM206 3V2H205ZM205 3H203L204 5H206ZM211 3H212V0H210V5H211ZM25 4H26V2H25ZM24 4V5H25ZM30 4V6L32 5V3H29ZM42 4V3H41ZM49 4V3H48ZM107 4H108V2H107ZM113 4V3H112ZM116 4V3H115ZM121 4V3H120ZM120 4H118L117 3V5H120ZM128 4H130V3H128ZM127 4V5H128ZM132 4V3H131ZM141 4H146V3H144V2H142ZM140 4V5H141ZM151 5H153V3H150ZM155 4V3H154ZM157 4V3H156ZM202 4V3H201ZM201 4H198V5H201ZM209 4V3H208ZM218 4V3H217ZM230 4V3H229ZM233 4V3H232ZM110 5V4H109ZM108 5V6H109ZM114 5V4H113ZM122 6L121 7H123V4H121ZM138 5V4H137ZM136 5V6H137ZM159 5V4H158ZM158 5H156V6H158ZM209 5V6H210ZM212 5H213V3H212ZM215 5H216V3H215ZM240 5H241V3H240ZM29 6V5H28ZM29 6V7H30ZM35 6V5H34ZM41 6V5H40ZM59 6V5H58ZM100 6V7H101ZM115 6V5H114ZM133 6V5H132ZM131 6V7H132ZM135 6V5H134ZM148 6H150L149 5V3H148ZM156 6H152V7H154V8H156ZM192 6V5H191ZM197 6V5H196ZM208 6V7H209ZM223 6V5H222ZM222 6H220V7H222ZM225 7H226V5H224ZM234 7H236L235 5H233ZM2 7V6H1ZM8 7V6H7ZM36 7H38L39 8V6H38V4H36ZM45 7V6H44ZM94 7V8H93ZM101 7V8H102ZM109 7H111V6H109ZM126 7H130V5L129 6H126ZM137 7H139V5L137 6ZM144 7V6H143ZM203 7V6H202ZM211 7V6H210ZM216 7H218V6H215V11H216ZM224 7V8H225ZM43 8V7H42ZM67 8V9H66ZM81 8V7H80ZM104 8V7H103ZM135 8V7H134ZM140 8V7H139ZM146 8V7H145ZM199 8V7H198ZM213 8V7H212ZM227 8V7H226ZM228 8H229V6H228ZM230 8H233V7H230ZM240 8V7H239ZM246 8V7H245ZM18 9V8H17ZM24 9V8H23ZM32 9V8H31ZM57 9V8H56ZM105 10H106V8H104ZM112 9V8H111ZM111 9H109V11L111 12ZM116 9V8H115ZM118 9V8H117ZM122 9V8H121ZM127 9V8H126ZM126 9H124L125 11H126ZM129 9H132V8H129ZM203 8H201V10H200V12L201 13H205V9H208L207 8V6H206V8H204V10H202ZM211 9V8H210ZM242 9V8H241ZM1 10V9H0ZM12 10V9H11ZM16 10V9H15ZM42 10V9H41ZM47 10V9H46ZM80 10V9H79ZM78 10V11H79ZM102 10V9H101ZM112 10H114V8L112 9ZM139 10V9H138ZM140 10H142V8L140 9ZM235 12H236V10H237V8H235V9H233ZM239 10V9H238ZM260 10V9H259ZM6 11V10H5ZM19 11V10H18ZM49 11V10H48ZM48 11H47V13H48ZM84 11V10H83ZM104 11V10H103ZM120 11V10H119ZM134 11H135V9H134ZM211 11V10H210ZM218 11H219V8H218ZM218 11H217V14H218ZM231 11H232V9H231ZM230 11V12H231ZM233 11V12H234ZM244 11V10H243ZM247 11V10H246ZM246 11H244V12H246ZM17 12V11H16ZM39 12V11H38ZM55 12V11H54ZM58 12V11H57ZM82 12V11H81ZM96 12V11H95ZM102 11H100V13H101ZM110 12H108V13H110ZM115 12V11H114ZM114 12H113V14H114ZM174 12V11H173ZM195 12V11H194ZM220 12V11H219ZM222 12H224L225 14L227 13V12H229L228 11V9L226 10V9H224ZM232 12V13H233ZM234 12V13H235ZM248 12H252V11H247V13ZM50 13V12H49ZM84 13V12H83ZM97 13V12H96ZM100 13H98L99 14V16L97 15L95 18H99V19H95L94 18V16H90V14L88 13V15L91 17L90 19H92L91 21H90V19H85V17H84V19H85V21H83L82 20V22L81 21H79V20H77V22H75V25L73 26L74 27V29H77V31L79 32L80 31V33L82 34H80V33H76L79 37H82V40L83 41H87V42H89V44L90 45H94L95 43H96V45H94V46H98L97 44H100V45H104V47H108L105 51L107 52V53H111V51H109L108 52V50H109V44L110 43H112L111 44V46H113L114 47V45H116V44H118V46H119V43L120 44H122V41L123 40H119V39H124V42L126 43V44H129L128 42L130 41V39L128 40V42H126L127 40H126V38L128 39L129 37H128V35H127V37L124 35V34H126L127 32V34H129V32H131V34H134V35H132L131 37H132V39L134 40L133 41V43H138V42H136V39H137V41H139L140 39L139 38H136V33H134V30L133 29H136V28H138V27H136L135 28V26H134V28L131 30L129 27H133V25H135L134 23L136 22V21H134L135 19L132 17V19H134V20H131V16L128 18V19H124L123 20V18L121 17V16H119V17H121V19L122 20H117V19H115L114 17L112 18V12L110 13L111 15H110V17H109V14L106 16V15H103L102 14V16H106V18L108 17L109 19H106L105 17H102L101 18V14ZM106 13V12H105ZM118 13V12H117ZM116 13V14H117ZM127 13V12H126ZM125 13V14H126ZM141 13V12H140ZM169 13V12H168ZM171 13V12H170ZM197 13V12H196ZM236 13H240V12H236ZM241 13H242V10H241ZM240 13V14H241ZM252 13H254L255 14V16H257V17H262V18H264V13L263 14H261V13H259V12H256V11H254V12H252ZM34 14H35V12H34ZM59 14V13H58ZM71 14V13H70ZM116 14H114V16L116 15ZM124 14V13H123ZM124 14V15H125ZM143 14V13H142ZM148 14V13H147ZM157 14V13H156ZM174 14V13H173ZM206 14H207V12H206ZM214 15V12H213V16H209V14H207V16H209L210 18H208V19H210V20H208V22L209 23H212L213 25V27L212 28H216L217 27V30H218V27H219V24H220V22H222L223 20H222V18L221 17H218V15ZM219 14H221V13H219ZM258 14V15H257ZM53 15V14H52ZM65 15H66V13H65ZM69 15V14H68ZM73 15V14H72ZM128 15V14H127ZM165 15V14H164ZM205 15V14H204ZM227 15V14H226ZM230 15V14H229ZM251 15V14H250ZM47 16V15H46ZM82 16V15H81ZM136 16V15H135ZM138 16V15H137ZM147 16V15H146ZM168 16V15H167ZM170 16V15H169ZM178 16V17H177ZM175 18L174 17H170L171 19V21L170 20H168L167 21V19H169V18H167L166 19V21H167V23H168V25L166 24V26H165V24L164 23H162L163 24V28H166V29H164V31H165V34L167 35L166 37H168L169 38V40H167V38L165 39V41L167 40V41H170V46H171V48H170V50H174V49H176L175 48V44H174V39L176 40V38H179V39H177V40H181V36H182V34H184L185 36H183V37H186L185 39L183 38L181 41H178V43L177 44H179V45H177L176 44V47L177 46H179L182 50V52L185 54V57H187V61H188V64H189V67L192 69V71L194 72V73H196V70L197 71H200L199 73H200V75H198L197 73V75L198 76H200L201 77V75L203 76L204 74L203 73H205L206 71L204 70V68H205V66H207V65H204V68H203V66H201V65H203V63H200V62H202V61H200V60H202V58H203V60H204V57H202V56H205L206 58H208V59H206L205 58V60H215V58H213V55H212V58H211V56L209 57V54L208 53H206V49L205 48H207L208 49V47H209V49L208 50H211V51H213V48H214V57H216V63H217V66L219 67L218 69H220L221 68V70L223 69V71H224V73H223V71L221 72V73H223V74H226V78H227V76H228V78L229 79H227V80H229V81H227L228 83L229 82H232V83H229V84H232L231 85V90H230V96L231 95H233L232 96V98H234V99H236L237 100V102L239 101H241V103H240V105H241V107H240V110H239V105L237 106V107H234V104H235V101L234 102H232L231 101V103H233V104H231L230 105V101H229V103H228V101H226V100H228V99H225V97L223 98V96H225V95H222V97H221V94L218 96V94H217V96L216 95H214V93H212L213 95H211V93H210V91L208 90V88H207V82H206V85H202V81L203 80H201L202 78H200L199 79V77L198 76H195V77H198L197 79H199V80H201V82L198 80L197 82H198V84H199V82H200V85H201V88H200V90L202 91V93H201V91L199 90L198 92L199 93H197L198 95H200V94H202V96H204V95H207V96H205V97H208V96H214L216 99V101L213 99V98H211V97H209L210 99H208V98H206L207 100H210V101H212V104H214L213 106H215L214 108H212V107H210V108H212L213 109V111L209 108V110L207 109V110H205L203 107H207V104H206V102H207V100L204 98V97H202L203 98V100H201V98L200 99H198V101L200 102V100L202 101V103H204L205 101V106H204V104L202 105L201 104V102H200V104L202 105V108H203V110L201 109V108H199V104H198V106H196L197 108H195V105H197V104H195L196 102V98L194 97L193 98V95H194V91H193V94L191 93V90H189L190 89V87H189V89L187 88L188 87V85L186 86L185 84V86H186V88L187 89H185V88H183L182 87V85H183V83H184V79L182 78V77H180L179 78V80L180 81H182V83H181V86H180V84H179V80H178V75H180L182 72L181 71H179L178 69H180L179 67H178V65H176V67H177V71H179L180 72V74H176V76H177V82L174 80L173 81V79H176V78H173L172 79V81L173 82H175V84L176 83H178L179 85H176L175 86V84L174 83H172V85L171 86H169V87H171L172 89H173V91L171 92V90L169 91L168 89H171V88H168L167 86H166V84H168V85H170L167 81H169L168 80V78L171 80V78H172V75H173V72H172V68H171V73L172 74H169L168 73V76H166V79L164 80V77L162 78L158 73L156 74L157 76L154 78V71L156 70V69H159L160 67H158V68H156L155 66H154V64H157L158 63V65H159V63L161 62L160 60H159V54L158 55H156V56H152L153 55V53L151 52V51H149V53H147L146 54V57H147V59L145 60V61H147V63L148 64H153L152 65V67H155V68H153V77L151 76V78H152V80H156V79H158L159 78V76H160V80H164V81H166L165 83L166 84H164V81L162 80V82H163V84H160V85H158L159 84V80H157V88H159L158 86H165L166 88H165V91L163 92V90L161 89V87L159 88V92L161 93V92H163V94L164 95H162L161 94V98H164V97H162V96H165V98H164V102H166V103H164L163 101H160V104H159V101L158 100H156L157 101V103L159 104V105H162V103H164L160 108L162 109V111H161V109L160 108H158V110H156V113L158 112L159 113V111H160V113L162 114V116H170V115H172L171 117H173V120H169V118L171 119V117H168V119L165 121V119L161 116V115H159L158 113L156 114L155 113V109H157V107L155 108V106H158V104L156 103H154L155 105H154V113L153 114H156L157 116H156V118H158V120H162V118L164 119V120H162V121H165L166 123H167V125L169 126H167V128H174L175 127V125H176V128H177V131H176V129H175V132H174V129H173V132H174V137L173 136H171V134H173V132L170 134V136H169V132L170 131H168V133H167V130H169V129H167L166 127H165V125L164 124H166L165 122H164V124H161L160 126H162V125H164L163 127H165L166 129L164 130V128L162 129V133L161 134H165V132L168 134V136H167V134L165 135L166 137H170V138H166V143H164V144H162V140L160 139V143L159 144H162V145H167L168 144V142H170L171 141V139H174V140H172L170 143L172 144V142H173V144L171 145V144H169V145H171L170 147L172 148L173 146H175L176 144V146H175V151H177V149H178V151L179 152H176L177 154H178V156H177V154H176V156H175V153H170V151L171 152H173L174 151V149H173V151L172 150H167V151H164V152H162L163 154L166 152H168L169 151V153L171 154V156L170 157H172V154H173V156H175L176 158V160L178 159V158H180L178 161H181V163L182 162H184L183 161V159H181V155L183 154V153H185V152H187L189 149H191V147L192 146H190V145H187V144H190V142L192 141V139H193V137L195 138V136H196V134H198L199 132L201 133V137H200V134H198L197 136H196V140L194 141L195 142V144H193L192 142H191V144L192 145H195V147L197 146V145H199V147L201 146V142H204V141H206V139L204 138V137H208L209 136V134H211V132H212V134L215 136H212V137H214V139H217V140H214V143H212V142H210L209 143V145H208V143H207V146L209 147H211L212 149H214L215 151H216V157L215 158H220V159H222L221 160V162L225 159L226 160V157L228 158V156L226 155L228 152H226L227 151V149L225 148V146H224V144H222L221 145V141H222V139L224 138V136H225V134H227V133H224L225 131H223L222 129H224V127H223V125H224V123H226V122H230L231 123V121H232V123L233 122H235L236 124V126H237V123L242 119L244 122L242 123V125L241 126H239L238 125V129L239 130H241L240 128L242 127H244L243 126V124H246V126L248 125L249 126V123L248 122H250L252 125H250V126H252V127H254L255 126V124L256 123H263V124H259L258 123V127H257V129H259L260 127V129H262L261 131L262 132H264V52H263V48L261 47V45H260V48H259V46H258V44L255 46V45H253L252 44V46H251V44H250V46L254 49L255 48V50H253V52H252V50H249V48H247V50H249V51H251V53H254L255 51V53H257L255 56L253 55V54H251V53H249L251 56L250 57H245L246 56V54H248V53H242L243 55H244V57H241V53H239L240 55L238 56L237 55V53L239 52H234L235 51V49H234V51L233 50H231L232 48H228V46L229 47H231L230 45H228L227 47H226V45H225V43H223V42H225L226 40H223L222 41V38L220 37V35H221V33H219L220 31H225L226 32V30H220L221 28L219 27V30H218V34L219 35H217L214 31H216L215 30V28L213 29V33H210V34H212V35H208V33L205 31V33H206V35H208V36H206L205 35V33H203L204 31V29H202V27H200V25L198 26V24L196 23V25L197 26H195V24L194 23H192L191 24V19L192 18H190V20H189V22L187 21V19H189V16H186V17H179V15H177ZM181 16V15H180ZM195 16V15H194ZM206 16V15H205ZM244 16V15H243ZM51 17V16H50ZM79 16L77 15V18H78ZM83 17H81V18H83ZM117 17V16H116ZM142 17H144V16H142ZM157 17V16H156ZM155 17V18H156ZM199 17V16H198ZM231 17V16H230ZM39 18V17H38ZM42 18V17H41ZM62 18V17H61ZM81 18H79V19H81ZM88 18V17H87ZM139 18V17H138ZM145 18V17H144ZM150 18H152V17H150ZM162 18L163 17H161V20H162ZM164 18H166V17H164ZM172 18H173V20H172ZM196 18V17H195ZM234 18V17H233ZM53 19V18H52ZM55 19V18H54ZM63 19V18H62ZM68 19V18H67ZM143 19V18H142ZM154 19V18H153ZM203 19V18H202ZM255 19H256V17H255ZM261 19V18H260ZM61 20V19H60ZM65 20V19H64ZM86 20L88 21V22H86ZM140 20V19H139ZM149 20V19H148ZM158 19H156V21H157ZM161 20H159V21H157V22H159L160 23V21ZM198 20V19H197ZM234 20H235V18H234ZM35 21V20H34ZM56 21V20H55ZM73 21H75V18H74V20ZM137 21H138V19H137ZM146 21V20H145ZM155 20L153 21V23H151L152 25H151V32L153 31L154 32V34H155V31H156V33H157V31L158 30H160L159 28H156V27H158V26H160V24H156L157 22H156ZM202 21V20H201ZM253 21V20H252ZM260 21V20H259ZM32 22V21H31ZM53 22V21H52ZM51 22V23H52ZM84 22V23H83ZM86 22V23H85ZM147 22V21H146ZM161 22H163V20L161 21ZM193 22V21H192ZM207 22V23H208ZM224 22H225V20H224ZM229 22V21H228ZM227 22V23H228ZM235 22H237V21H235ZM43 23V22H42ZM55 23V22H54ZM166 23V22H165ZM190 24V26L189 25H187V24ZM199 24H200V22H198ZM203 23V22H202ZM227 23H226V25L225 24H223L224 26H225V28L224 29H226L228 26H227ZM231 23V22H230ZM233 23V22H232ZM246 23H248V20H247V22ZM252 23V22H251ZM257 23V22H256ZM259 23V22H258ZM41 24V23H40ZM46 24V23H45ZM68 24V23H67ZM66 24V25H67ZM70 24V23H69ZM72 24V23H71ZM137 24V23H136ZM138 24H139V22H138ZM150 23H148V25H149ZM158 25V26H155V27H153V25ZM186 24V25H185ZM205 24V23H204ZM203 24V25H204ZM229 24V23H228ZM52 25H53V23H52ZM142 25V24H141ZM179 25H185L184 26V28L185 27H187L186 28V30H188V31H190L189 33V35L187 34V32L185 31V29H184V31L183 30H180V31H182V32H180L178 29L180 28V29H183V27L182 26H178ZM191 25H192V27H196L195 29H193L192 27H191ZM203 25H201V26H203ZM210 25V24H209ZM221 26V24H220V26L222 27V29H223V27L224 26ZM43 26V25H42ZM50 26V25H49ZM54 26H55V24H54ZM53 26V27H54ZM63 26V25H62ZM150 26V25H149ZM230 26H231V24H230ZM241 26V25H240ZM246 26V25H245ZM248 26V25H247ZM44 27H47V26H44ZM43 27V28H44ZM52 27V26H51ZM69 27H71V25L69 26ZM76 27V28H75ZM146 27V26H145ZM189 27V28H188ZM198 27H199V29H198ZM257 27V26H256ZM47 28H49V27H47ZM57 28V26L54 28V29H56ZM68 28V27H67ZM67 28H64V29H67ZM147 28V27H146ZM152 28H156V29H158V30H156L155 29V31H154V29H152ZM178 28V29H177ZM191 28V30H189ZM205 28V27H204ZM206 28H208V26H206ZM211 28V29H212ZM230 27H228V29H229ZM231 28H233V27H231ZM230 28V29H231ZM235 28H236V26H235ZM50 29V28H49ZM48 29V30H49ZM51 29H53V28H51ZM60 29V28H59ZM62 29V28H61ZM60 29V30H61ZM194 31H193V30ZM196 29H198V33L196 32ZM201 29H202V32H200L201 31ZM229 29V30H230ZM243 29V28H242ZM257 29V28H256ZM42 30V29H41ZM44 30V29H43ZM69 30H70V28H69ZM148 30V29H147ZM207 30V29H206ZM209 30H210V28H209ZM250 30V29H249ZM253 30H254V28H253ZM259 30V29H258ZM44 31H47L46 29L44 30ZM58 31V32H57ZM57 31L55 30L54 32H56V33H58L57 35H54V34H56V33H54V32H49V33H54V34H52L53 35V37H51L50 36V34H49V36L51 37V40L53 41L54 39H55V43L56 44H58L57 46H59V44L60 45H62L64 42V40L66 39V41H68L69 42V37H70V40H72L73 41V43H74V41L75 42H79L81 39L77 36V35H75V37L77 36L79 39H77V40H74V39H76V38H74V35L73 34H71L72 32H70V36H69V33H68V36H67V34H65V35H63L62 36V30H61V33H59L60 31L58 30V28H57ZM75 31V30H74ZM127 31V32H126ZM137 31V30H136ZM192 31L193 32H196L197 33V35H196V33H194L196 36H198V37H193V33H192ZM42 32V31H41ZM48 32V31H47ZM138 32V31H137ZM152 32V33H153ZM159 32V31H158ZM177 32H178V35L180 36V37H178V35H177ZM183 32H186V33H183ZM210 32V31H209ZM232 32V31H231ZM237 32V31H236ZM241 32V31H240ZM253 32V31H252ZM256 32V31H255ZM264 32V31H263ZM37 33V32H36ZM43 33H46V32H43ZM74 33V32H73ZM162 33V32H161ZM203 34V35H201V34ZM215 33V34H214ZM223 33V32H222ZM234 33V32H233ZM261 33V32H260ZM60 34V36H58ZM75 34V33H74ZM131 34H129V35H131ZM157 34H159V33H157ZM192 34V35H191ZM255 35H256V33H254ZM263 34V33H262ZM72 35H73V37H72ZM81 35V36H80ZM144 35V34H143ZM153 35V34H152ZM156 35V34H155ZM154 35V36H155ZM176 35H177V37H176ZM186 35H188V36H186ZM194 35V36H195ZM200 35V36H199ZM205 35V36H204ZM216 35V36H215ZM244 35V34H243ZM5 36V35H4ZM7 36V35H6ZM10 36V35H9ZM36 36H38V35H36ZM40 36H42V35H40ZM87 36V37H86ZM150 36H151V34H150ZM211 36H212V38H211ZM219 36V37H218ZM247 36V35H246ZM252 36V35H251ZM259 36H260V34H259ZM2 37V36H1ZM11 37V36H10ZM9 37V38H10ZM67 37H68V39H67ZM134 37H135V39H134ZM139 37V36H138ZM142 37H144V36H142ZM214 37H216V38H214ZM255 36H253V38H254ZM6 38V37H5ZM12 38V37H11ZM31 38V37H30ZM34 38H35V36H34ZM52 38H54V39H52ZM74 38V39H73ZM84 38V39H83ZM153 39V37L151 36L150 37V39ZM199 38V39H198ZM209 38V39H208ZM219 38H221V40L219 39ZM260 38V37H259ZM264 37H263V35H262V39H263ZM4 39V38H3ZM7 39V38H6ZM5 39V40H6ZM36 39V38H35ZM34 39V40H35ZM45 39H50V38H45ZM45 39H43V41H45ZM149 39V38H148ZM149 39V40H150ZM151 39V40H152ZM158 39H160V38H158ZM158 39H155V40H158ZM250 39V38H249ZM256 39H258V38H256ZM29 40V39H28ZM28 40H25L26 42L28 41ZM34 40H33V42H34ZM40 40V39H39ZM145 40V39H144ZM154 40V39H153ZM242 40V39H241ZM253 40V39H252ZM251 40V41H252ZM255 40V39H254ZM16 41V40H15ZM23 41H24V39H23ZM23 41H22V43H23ZM24 41V42H25ZM42 41V42H43ZM48 41H50V40H48ZM52 41H50V42H52ZM101 43H100V42ZM118 41H120L119 43H118ZM142 41H143V39H142ZM235 41V40H234ZM239 41V40H238ZM256 41V40H255ZM254 41V42H255ZM6 42H7V40H6ZM14 42V41H13ZM54 42H53V47H55L54 46ZM62 44H61V43ZM82 42V41H81ZM115 42V43H114ZM117 42V43H116ZM123 42V43H124ZM140 43H141V40L139 41ZM148 42V41H147ZM263 42V41H262ZM9 43H10V41H9ZM19 43H20V41H19ZM34 43H38V42H34ZM40 43V42H39ZM67 43V42H66ZM139 43V44H140ZM151 43V42H150ZM164 43V42H163ZM166 43H169V42H166ZM248 43V42H247ZM8 44V43H7ZM6 44V45H7ZM31 44H33L32 42H31ZM55 44V45H56ZM72 44V43H71ZM76 44V43H75ZM80 44V43H79ZM79 44H78V47H79ZM83 44H84V42H83ZM86 44V43H85ZM114 44V45H113ZM130 44H132V43H130ZM160 44V43H159ZM229 44V43H228ZM235 44V43H234ZM24 46H25V44H23ZM43 46H44V43L42 44ZM47 45H48V42H47ZM66 45H68V43L66 44ZM87 45V44H86ZM106 45V46H105ZM137 45V44H136ZM141 45H143V44H141ZM149 45V44H148ZM173 45V46H172ZM245 45V44H244ZM244 45L242 46V44H241V46L242 47H244ZM17 46H18V44H17ZM30 46V45H29ZM32 46V45H31ZM37 46V45H36ZM36 46H34V47H36ZM41 46V45H40ZM40 46H38V47H40ZM46 46V45H45ZM50 46H52V45H50ZM56 46V47H57ZM74 46V45H73ZM82 46V45H81ZM140 46V45H139ZM153 46V45H152ZM155 46V45H154ZM246 46V45H245ZM247 46H249V45H247ZM249 46V47H250ZM254 46V47H253ZM258 46V47H257ZM19 47V49H21L22 47L21 46H18ZM17 47V48H18ZM21 47V48H20ZM26 47V46H25ZM60 47V46H59ZM59 47H57V48H59ZM63 47H66L67 49H68V47L67 46H63ZM76 47V46H75ZM93 47V46H92ZM101 47V46H100ZM116 48H117V46H115ZM122 47H123V45H122ZM145 47V46H144ZM148 47V46H147ZM169 47V46H168ZM211 47H213V48H211ZM250 47V49H252ZM7 48V47H6ZM5 48V49H6ZM30 48H32V47H30ZM37 48V47H36ZM35 48V49H36ZM43 48V47H42ZM42 48H40V49H42ZM46 48V47H45ZM56 48V49H57ZM60 48H62V46L60 47ZM82 48V47H81ZM91 48V47H90ZM98 48V47H97ZM97 48H96V50H97ZM128 48V47H127ZM131 48V47H130ZM130 48H129V50H130ZM135 48H137V47H135ZM152 48V47H151ZM180 48L179 49H176V50H174V52L176 51H178V50H180ZM211 48V49H210ZM257 48V49H256ZM258 48H259V50L261 51V53L259 52V54H258V52H257V50H258ZM261 48H262V50H261ZM5 49H3V51L5 50ZM14 49V48H13ZM18 49V50H19ZM26 49H29V48H26ZM38 49V48H37ZM50 49V48H49ZM66 49V50H67ZM75 49V48H74ZM77 49V48H76ZM100 49V48H99ZM98 49V50H99ZM114 49V48H113ZM122 49V48H121ZM144 49V48H143ZM9 50V49H8ZM30 50V49H29ZM34 50V49H33ZM60 50V49H59ZM73 50V49H72ZM82 50H83V48H82ZM85 50H86V48H85ZM93 50V49H92ZM102 50V49H101ZM120 50V49H119ZM138 50V49H137ZM145 50V49H144ZM160 50V49H159ZM242 50H245V47H244V49H242ZM247 50H245V51H247ZM26 51V50H25ZM51 51V50H50ZM57 51V50H56ZM61 51V50H60ZM79 51H81V50H79ZM103 51V50H102ZM142 51V50H141ZM148 51V50H147ZM147 51H145V52H147ZM163 51V50H162ZM205 51V52H204ZM211 51L209 52L210 53V55H211ZM237 51V50H236ZM2 52V51H1ZM13 52V51H12ZM17 52H19V51H17ZM30 52V51H29ZM28 52V53H29ZM37 52H39V51H37ZM52 52V51H51ZM53 52H54V50H53ZM62 52L63 53H65V51L64 50H62ZM68 52V51H67ZM83 52V51H82ZM88 52V51H87ZM114 51H112V53H113ZM116 52V51H115ZM122 52V51H121ZM137 52V51H136ZM150 52H151V54H150ZM171 52H173V51H171ZM181 52V53H182ZM208 52V51H207ZM242 52V51H241ZM244 52V51H243ZM22 53V52H21ZM21 53H18V55H20L21 56ZM26 53V52H25ZM42 53H43V51H42ZM47 54H46V56L45 57H48L49 56V53H48V51L46 52ZM59 53V52H58ZM77 53V52H76ZM91 53V52H90ZM89 53V54H90ZM97 53V52H96ZM101 53V52H100ZM99 53V54H100ZM104 53V52H103ZM106 53V54H107ZM111 53V54H112ZM143 53V52H142ZM142 53H140V54H142ZM157 53V52H156ZM161 53V52H160ZM168 53V52H167ZM178 53V52H177ZM182 53V54H183ZM4 54H5V52H4ZM14 54H16L17 55V53H14ZM33 54V53H32ZM45 54V53H44ZM62 54V53H61ZM66 54V53H65ZM69 54V53H68ZM73 53H71V55H72ZM110 54V55H111ZM155 54V53H154ZM171 54V53H170ZM176 54V53H175ZM179 55H180V52L178 53ZM182 54L180 55V56H182ZM183 54V55H184ZM208 54V55H207ZM249 54H248V56H249ZM15 55V56H16ZM52 55V54H51ZM56 55V54H55ZM59 55V54H58ZM63 55V54H62ZM103 55V57L105 56V53L104 54H101L100 56H99V58L101 57ZM109 54H107V56H108ZM109 55V56H110ZM113 55H114V53H113ZM112 55V56H113ZM145 55V54H144ZM162 55V54H161ZM172 55V54H171ZM177 55V54H176ZM216 55V56H215ZM1 56H3V55H0V89H2V93H3V95H1L0 94V96H2L3 98H4V96H5V98H6V96H9V97H7L6 98V100H4L3 99V105H0V128L3 130H1L2 132H8V134L9 133H17L18 132V135H19V132H21V130H23V129H25V128H28V127H33L34 128V126H36L37 125V123H35L34 121H36L35 120V118H36V116H40V114H39V111L37 112L34 108L31 110V107H32V105L34 104L33 102H35V101H33L34 99H35V97H34V92H33V89H31L32 88V85L33 84H35L34 82H32L33 84H31V81L32 80H35V79H31L30 78V80H28L27 81V79L25 78L24 79V77H23V75H24V71L26 70V69H28V68H26L25 67V70L24 71H22L21 69H22V64L20 65L19 64V66L21 67V69L19 68V66H18V63H17V69L19 68L20 70H17L16 68H14L13 67V65H12V63H11V60H12V57L11 56H7V55H4L3 57H5L6 56V58H3V57H1ZM14 56V57H15ZM40 56H42V54H40ZM52 56H54V55H52ZM70 56V55H69ZM75 56V55H74ZM78 56V55H77ZM81 56V55H80ZM82 56H84V55H82ZM88 56V55H87ZM134 56V55H133ZM142 56V55H141ZM158 56V57H157ZM165 56H166V54H165ZM167 56H168V54H167ZM253 56V57H252ZM8 57V58H7ZM11 57V58H10ZM17 57V56H16ZM57 55H56V60H58L57 59ZM60 57H63V59L65 58V60H62V58H61V60L62 61H64L62 64H61V62L60 61H58L59 63H60V65H56L55 63H54V65H53V60L52 59H50V60H52V62H51V64H50V62L46 59V61L44 60V57L42 58V57H40V58H42V61H41V59L39 60L40 62H36L37 63V66H38V64H40V67L38 68V69H40V68H42V71H45V72H41V73H43V74H45L46 75V77H44V76H42V78L44 77L45 78V81L47 82H45V84H44V82H43V84H44V86L47 84H51V85H54V87H51V86H49V87H51L50 88V90H52L53 88L54 89H57V90H55V92L56 91H60L61 89L63 90V91H61V92H57V94L56 95H59V99H58V97H56L55 98V100H57V101H59L60 103V107L59 108H57V109H55L54 107L51 109L50 108V106L48 107V108H50L49 110L47 109L46 111H48V113H49V116H50V118L52 119L53 117L55 118L56 117V115L59 117V116H61L62 117V119L64 118H67V120H69V119H73L75 116L77 117V116H79V118H80V114L81 113H85L84 115L86 116V119L85 120H87L89 123H97V122H99V121H101V120H104V119H106V120H108V121H112L113 122V124L115 125H121V126H123V123L125 124V125H127L126 123H128V121H129V123H128V127H124V128H126L129 132H130V134H127V135H130L129 137L128 136H126V137H128L127 139H126V141H124V143H122L121 145H120V139H119V143H118V141H116L115 139H109V137L107 138V140L105 139L104 141H103V135L101 136V134H99L98 132H92L93 134H92V137H88L87 139H86V142H88V143H90L91 145H92V147L93 146H99L100 148H102L101 150L103 151V153H102V156L101 157H99V158H92V157H87V156H84L85 157V159H84V161H85V164L86 165H84V167L82 166V168H79L80 169V171L81 170H83L84 172H86V174H85V176L86 175H89L88 176V178L89 177H91L92 175V177H94L95 176V173H94V171H96V169L97 168H95V170H93L94 169V167H98L100 164L99 163H101L102 161H106V160H108V162H109V164H110V158H112L113 156L111 155L112 153H109V151H108V149L110 150L111 149V152H115V151H117L118 149V151H120V153H125V152H127V153H135V154H133L132 156H134V158H135V156H137L138 155V153H137V151L138 152H140L141 153V155H143L144 157H147V158H149V159H151L152 161H154V162H158L159 161V159H158V157H160L161 155H162V153H161V151L164 149H162L161 147V149H160V154H158L157 153V151L156 150H158L159 151V148H158V145L159 144H157L156 143V141H155V145H154V140L153 141H150L149 142V140H145V138H146V136H145V138H144V136L142 135V133L144 132H142L141 134L139 133V130L137 129V127H136V125L137 124H135V122H136V119H133L135 116H136V112L138 111V109H136L137 108V106H138V108H139V106L141 105L142 106V104L140 103V102H138L139 101V99H138V97H137V102L135 101V100H132V101H135V104L134 105H131V106H133L134 108H132L129 104V106L128 105H125V109L124 108H122V106H124V104H125V101L123 102V100L121 101L120 100V98L118 97V96H120L121 97V95H118L119 94V91L118 90H120V86H119V84H117L116 82V84L115 83H112V81H110L109 79L111 78L110 76V78H107V76H105V78H103V79H99V77H94L93 75H92V70H90V69H92V68H89V66L87 65L88 63H85L84 65L83 64H80V63H78V61L77 60H75L76 58H74V57H72V56H70V58L68 57V56H61L60 55ZM79 57V56H78ZM94 57V56H93ZM120 57V56H119ZM124 57V56H123ZM162 57V56H161ZM169 57V56H168ZM177 57V56H176ZM183 57V56H182ZM185 57H183V58H185ZM10 58V59H9ZM30 58V57H29ZM51 58V57H50ZM80 58V57H79ZM92 58V57H91ZM95 58V57H94ZM94 58H92L93 60H95ZM98 58V56L96 57V61L95 62H93V60H92V62H93V64L94 63H96L97 62V59ZM141 58V57H140ZM163 58V57H162ZM211 58V59H210ZM15 58H13V60H14ZM17 59V58H16ZM20 59V58H19ZM22 59V58H21ZM89 59H90V57H89ZM100 59H102V57L100 58ZM104 59H105V57H104ZM104 59H102V60H104ZM109 59V58H108ZM13 60H12V62H13ZM29 60V59H28ZM31 60H32V58H31ZM60 60V59H59ZM79 60V59H78ZM81 60V59H80ZM102 60H98V62L99 61H101L100 62V64H102V62H104V61H106V60H104V61H102ZM137 60V59H136ZM181 60V59H180ZM183 60H185L186 61V59H182V63H183ZM204 60V61H205ZM23 61H24V58H23ZM25 61H26V59H25ZM30 61V60H29ZM54 61H55V59H54ZM116 61V60H115ZM149 61V62H148ZM160 61V62H159ZM176 61V60H175ZM186 61V62H187ZM210 61H209V63H210ZM213 61H211L212 62V64L214 63ZM16 61L14 60V63H15ZM28 62V61H27ZM33 62V61H32ZM31 62V63H32ZM97 62V63H98ZM109 62V61H108ZM144 62V61H143ZM207 63H205V64H208V61H206ZM82 63V62H81ZM84 63V62H83ZM91 63V62H90ZM107 63V62H106ZM113 63V62H112ZM138 63V62H137ZM168 63V62H167ZM199 63H200V66H198L199 65ZM216 63H214V66H213V69H211L210 67H212V66H210L211 64H209L208 65V67H209V71H211V70H213L214 71V67H215V65H216ZM28 64V63H27ZM26 64V65H27ZM34 65H35V63H33ZM32 64V65H33ZM92 63H91V65H93ZM103 64H105V62L103 63ZM120 64H122V62L120 63ZM124 64V63H123ZM140 64V63H139ZM148 64H147V67H148ZM162 64V63H161ZM160 64V65H161ZM165 64H166V62H165ZM169 64V63H168ZM183 64H185V62L183 63ZM23 65H25V64H23ZM31 65V66H32ZM81 65V66H80ZM107 65V64H106ZM129 65V64H128ZM145 65V64H144ZM159 65V66H160ZM170 65V64H169ZM173 65V64H172ZM180 65V64H179ZM30 66V65H29ZM109 66V65H108ZM124 66V65H123ZM162 66H163V64H162ZM171 66V65H170ZM170 66H166L168 69H170L169 67ZM182 66H184V65H182ZM111 67V66H110ZM120 67V66H119ZM165 67V68H166ZM176 67H173V68H175L174 70V73H178V72H176ZM185 67V66H184ZM201 67L203 68V70H204V72H202L201 70ZM33 68H35L34 66L31 68V69H33ZM103 68H105V67H103ZM115 68V67H114ZM139 68V67H138ZM144 68V67H143ZM106 69H107V67H106ZM133 69V68H132ZM161 69H162V67H161ZM164 69V68H163ZM185 69V68H184ZM206 69V68H205ZM36 70L37 69H35L34 71L36 72ZM41 70V69H40ZM103 70V69H102ZM113 70V69H112ZM114 70H116V69H114ZM148 70H151L150 71V73L152 72V69H151V66H150V69H148ZM166 70V69H165ZM181 70V69H180ZM105 71V70H104ZM109 71V70H108ZM107 71V72H108ZM110 71H111V69H110ZM109 71V72H110ZM157 71V70H156ZM159 71V70H158ZM169 71V72H170ZM186 71H187V69H186ZM215 71H216V69H215ZM214 71V72H215ZM33 72V71H32ZM40 72V71H39ZM92 72V73H91ZM108 72V73H109ZM120 72V71H119ZM143 72V71H142ZM144 72H146V71H144ZM165 72V71H164ZM184 72V71H183ZM30 73V72H29ZM40 73V74H41ZM104 73V72H103ZM127 73V72H126ZM133 73V72H132ZM207 73V72H206ZM206 73H205V75H204V77H206L207 75H206ZM211 73H213V72H211ZM218 73H220V72H218ZM218 73H217V75H218ZM220 73V74H221ZM23 74V75H22ZM40 74H39V77L41 78V76H40ZM95 74V73H94ZM101 74V73H100ZM114 74V73H113ZM113 74H111V75H113ZM116 74V73H115ZM118 74V73H117ZM120 74H121V72H120ZM129 74V73H128ZM152 74V73H151ZM165 74V73H164ZM163 74V75H164ZM214 74V73H213ZM220 74H219V76H220ZM222 74V75H223ZM79 75H80V77H79ZM92 75V76H91ZM109 75V74H108ZM123 75V74H122ZM121 75V76H122ZM137 75V74H136ZM140 75V74H139ZM171 76V78H170V76ZM182 75V74H181ZM221 75V76H222ZM36 76V75H35ZM98 76V75H97ZM103 76V75H102ZM116 75H114L113 77H115ZM135 76V75H134ZM138 76V75H137ZM136 76V77H137ZM186 76V75H185ZM188 76V75H187ZM211 76H214L213 78H215V80H216V75L214 74V75H211ZM216 76V77H215ZM218 76V77H219ZM220 76V77H221ZM77 77H78V79H77ZM132 77V76H131ZM168 77V78H167ZM203 77V78H204ZM208 77V76H207ZM219 77V80L220 79H222V77L220 78ZM29 78V77H28ZM40 78H38L37 80H35V82L37 81L38 82V80H41ZM43 78V79H44ZM146 78V77H145ZM224 78H225V75H224ZM116 79V78H115ZM117 79H118V77H117ZM130 79H134V78H130ZM129 79V80H130ZM139 79V78H138ZM187 79V78H186ZM189 79V78H188ZM187 79V80H188ZM196 78H193V80H195V83H196V80H197ZM204 79H207V80H205V81H208L209 79L208 78H204ZM152 80H150V82H152ZM191 80H192V78H191ZM211 80V79H210ZM218 80V81H219ZM75 81V82H74ZM116 81V80H115ZM137 81H139V80H137ZM136 81V82H137ZM190 81V80H189ZM217 81V80H216ZM223 81V80H222ZM222 81H219V82H222ZM40 82V81H39ZM41 82H42V80H41ZM114 82V81H113ZM192 82V81H191ZM211 82H213V81H211ZM224 82V81H223ZM222 82V83H223ZM138 83V82H137ZM136 83V84H137ZM140 83V82H139ZM153 83V82H152ZM151 83V84H152ZM188 83V82H187ZM38 83H36L35 85H37ZM43 84H41V85H39L40 87H42L43 86ZM116 85V87H115V85ZM197 84V83H196ZM197 84V85H198ZM221 84V83H220ZM224 84V83H223ZM225 84H226V82H225ZM131 85V84H130ZM141 85V84H140ZM183 85V86H184ZM209 85V84H208ZM215 85H216V83H215ZM214 85V86H215ZM48 86H46V87H48ZM119 86V87H118ZM138 86V85H137ZM137 86H135V87H137ZM220 86V85H219ZM226 86H227V84H226ZM126 87V86H125ZM134 87V88H135ZM145 87V86H144ZM144 87H142L141 89H143ZM154 87V86H153ZM153 87H151V88H153ZM207 88V90H208V93H210L209 95L208 94H203L204 92H207V91H205V89ZM216 87V86H215ZM27 89V91H30V94H28L29 96H22V95H24V92H21V90L22 89ZM61 88V89H60ZM119 88V89H118ZM197 88V87H196ZM195 88V89H196ZM222 88H223V85H222ZM225 88V87H224ZM223 88V89H224ZM227 88V87H226ZM225 88V89H226ZM25 89V90H26ZM34 89H36V87L34 88ZM44 89H45V87H44ZM49 89V88H48ZM131 89V88H130ZM140 89V88H139ZM160 89L162 90V91H160ZM167 89V90H166ZM191 89H193V88H191ZM227 89H229V86H228V88ZM24 90V91H25ZM43 90V89H42ZM41 90V91H42ZM134 90H136V89H134ZM187 90H189L188 92H186ZM41 91H40V93H41ZM47 91V90H46ZM118 91V92H117ZM130 91V90H129ZM131 91H132V89H131ZM158 92V91H157ZM171 92V93H170ZM219 92V91H218ZM20 93H21V96H20ZM43 93H44V90H43ZM51 93V92H50ZM54 93V92H53ZM135 93V92H134ZM133 93V94H134ZM143 93V92H142ZM189 93H191V94H189ZM232 93V94H231ZM26 94V93H25ZM47 94H49V90H48V92H47ZM55 94V93H54ZM54 94H52V95H54ZM107 95L108 96V98L107 97H105V99H107V100H111V106L110 107H108L109 105V103H103L104 104V106H107V108L106 107H101L100 106V108L98 107V109L97 110H92L90 107H92V104L95 102V103H99L98 102V100L100 99H102L104 96H102V98L101 97H98L99 95ZM131 94V93H130ZM139 94H140V92H139ZM158 94V93H157ZM186 94H189V96L187 95L186 96ZM224 94H225V92H224ZM27 95V94H26ZM36 95V94H35ZM39 95V94H38ZM38 95H36V96H38ZM46 95V94H45ZM124 95V94H123ZM129 95V94H128ZM150 95V94H149ZM197 95V96H198ZM40 96V95H39ZM48 96V95H47ZM47 96H45V97H47ZM110 96H111V99H110ZM137 96H138V94H137ZM148 96V95H147ZM154 96V95H153ZM159 96H160V94H159ZM192 97L193 99H194V101H192V102H190V104H191V106H190V104H189V101L187 100V99H189V97ZM196 96V95H195ZM2 97H1V100H2ZM34 97V98H33ZM41 97H43V96H41ZM53 97V96H52ZM123 97V96H122ZM121 97V98H122ZM125 97H127V96H125ZM140 97V96H139ZM187 97V98H186ZM190 97V98H191ZM199 97H201V96H198V98ZM217 97H221L220 99H222V101H221V103H220V100H219V98H217ZM229 97V96H228ZM228 97H226V98H228ZM32 98H33V100H32ZM39 98V97H38ZM37 98V99H38ZM49 99H52V98H50V94H49V97H48ZM54 98V97H53ZM99 98V99H98ZM230 98V97H229ZM36 99V100H37ZM49 99H47V101H45L46 99H43L45 102H48V101H50ZM122 99H124V98H122ZM152 99H154V98H152ZM156 99H157V96H156ZM159 99V98H158ZM192 99V100H193ZM204 99H205V101H204ZM225 99V100H224ZM21 100V102H19ZM40 100V99H39ZM39 100H38V102H39ZM42 100V99H41ZM128 100H130V99H128ZM142 100V99H141ZM188 101V104H186L185 105V103ZM231 100V99H230ZM233 100V99H232ZM5 101V102H4ZM33 101V102H32ZM105 101V100H104ZM103 101V102H104ZM120 101L122 102V104H120ZM132 101H129L130 102V104H133L134 102H132ZM145 101H146V99H145ZM190 101H191V99H190ZM197 101V103H199ZM204 101V102H203ZM209 101V102H210ZM213 101H215L214 103H213ZM17 102H19V103H22V104H29V106L30 107H28V108H30V109H27V107H26V105H23L22 107H24V108H22L21 106H19L20 104H18ZM43 102V101H42ZM51 102V101H50ZM101 102V101H100ZM147 102H149V101H147ZM194 102V103H193ZM209 102H207L208 103V106H209ZM216 102H218V103H216ZM236 102V103H237ZM249 102V103H248ZM1 103V104H2ZM6 105H5V104ZM11 103H17L18 105V107L17 108H20V109H18V110H16V105H15V107H14V109L16 110H14V109H12L13 107H12V104ZM31 103H33L32 105H30ZM35 103H37V102H35ZM44 103V102H43ZM52 103V102H51ZM102 103V102H101ZM140 103V104H139ZM169 103V104H168ZM183 103H184V105H183ZM192 103H193V105H192ZM9 104H11V105H9ZM48 104V103H47ZM53 104V103H52ZM167 106H166V105ZM171 104V107L169 106ZM238 104V103H237ZM9 105V106H8ZM44 105H46V103L44 104ZM54 105V104H53ZM120 105H122V106H120ZM144 105V104H143ZM188 105V106H187ZM200 105V106H201ZM211 105V104H210ZM218 105V106H217ZM2 106V107H1ZM14 106V105H13ZM59 106V105H58ZM94 106V105H93ZM121 108H120V107ZM128 106V107H127ZM147 106V105H146ZM145 106V109H147L148 107H146ZM212 106V105H211ZM10 107V108H9ZM33 107H35V106H33ZM39 107H41V106H39ZM39 107H35V108H39ZM45 107V106H44ZM47 107V106H46ZM52 107V106H51ZM151 107H152V105H151ZM43 108V107H42ZM142 108V107H141ZM135 109H136V112H135ZM160 109V110H159ZM41 110V114H43L42 112H44V111H42V110H44V109H40ZM148 110V109H147ZM150 110V109H149ZM201 110H202V112H201ZM210 110H211V112H212V114H211V112H210ZM17 112V113H15V112ZM33 111V112H32ZM45 111V112H46ZM145 111V110H144ZM152 111V110H151ZM240 111V112H239ZM13 112L15 113V114H13ZM37 112V113H36ZM139 112V111H138ZM137 112V113H138ZM47 113V112H46ZM46 113H44V115L46 114ZM48 113H47V115H48ZM141 113V112H140ZM144 113V112H143ZM148 113V112H147ZM135 114V116H133ZM149 114V113H148ZM152 114V115H153ZM83 115V116H84ZM159 115V116H158ZM41 116H43V115H41ZM40 116V117H41ZM138 117H139V115H137ZM149 116V115H148ZM58 117H57V119H58ZM75 117V118H76ZM137 117V118H138ZM142 117H144V116H141V118ZM153 117V116H152ZM161 117V118H160ZM44 118H45V116H44ZM48 118V117H47ZM46 118V119H47ZM60 118V117H59ZM85 118V117H84ZM149 118V117H148ZM160 118V119H159ZM211 118H212V120H217V119H220V120H222V121H216V122H218V124L220 125L221 123H219V122H223V120L225 121L224 123H222L221 124V126L223 127L221 130H220V132L222 131L223 133L221 134V133H216V131H212V129L214 128V126H213V128H212V122H211ZM241 118V119H240ZM37 120H38V118H36ZM77 119V118H76ZM138 119H140V118H138ZM143 119V118H142ZM155 119V118H154ZM74 120V119H73ZM80 120V119H79ZM83 120V119H82ZM134 120H135V122H134ZM156 120V119H155ZM198 121L199 122V125L201 126V129L199 130V129H197L198 131V133L196 132V130H194V134H193V137H192V132H193V130H192V125H193V123H194V121ZM241 120V121H242ZM54 121V120H53ZM57 121V120H56ZM64 121H66V120H63V122ZM70 121V120H69ZM81 121V120H80ZM161 121V122H162ZM171 121H173V122H175V124H174V126L172 125L173 124V122H171ZM190 121H192V124H191V122ZM196 121V122H197ZM247 121V122H246ZM51 122V121H50ZM74 122V121H73ZM87 122V123H88ZM146 121H144V123H145ZM153 122H154V120H153ZM152 122V123H153ZM178 122V123H177ZM187 122H189V123H187ZM200 122H201V124H200ZM36 125H35V124ZM46 123V122H45ZM68 123V122H67ZM72 123V122H71ZM88 123V124H89ZM103 123V122H102ZM151 123V124H152ZM163 123V122H162ZM185 123H187V125L189 126V124L191 125L190 127H189V129L191 128V131L192 132H190V130H188V128H186V124ZM213 123H215V121L213 122ZM241 123H239V124H241ZM255 123V124H254ZM62 124V123H61ZM65 124V123H64ZM73 124V123H72ZM82 124V123H81ZM81 124H79V125H81ZM101 124V123H100ZM110 124V123H109ZM129 124H130V126H129ZM138 124H140L139 123V121H138ZM141 124H142V122H141ZM195 124V123H194ZM197 125H198V123H196ZM210 124H212V125H210ZM226 124H229V123H226ZM225 124V128L227 129V125ZM34 125V126H33ZM45 125V124H44ZM48 125V124H47ZM69 125V124H68ZM74 125H76V124H74ZM87 125V124H86ZM96 125V124H95ZM94 125V126H95ZM148 125H149V123H148ZM158 125V124H157ZM170 125H172V126H170ZM179 125H181L180 127L182 128V130L185 128L186 130H188V132H189V134L186 132V130H184L183 131V133H185L184 135L187 137V135L189 136L190 134V136L189 137H192L190 140H189V138H188V140H189V143H188V141H187V139L184 141V139L186 138V137H184V135H183V133H182V130H181V128H179ZM182 125H185V127H183ZM210 125V126H209ZM260 125H262V126H260ZM38 126H40V125H38ZM42 126V127H41ZM40 127H38V129L40 128V130H42V131H40L39 130V136H42L41 134H43L44 135V130H45V133H46V129H44L43 128V125H41ZM46 126V125H45ZM53 126V125H52ZM65 127H66V124L64 125ZM87 126H89V125H87ZM87 126L85 127V128H87ZM155 126H156V124H155ZM159 126V127H160ZM216 126V129L217 128H221V126L220 127H217V124L215 125ZM227 126V127H226ZM230 126V128H231V126H234V125H229ZM245 126V127H246ZM247 127L248 129H249V131H251L252 133L254 132V130H256V129H253V131H252V129H251V127ZM256 126H257V124H256ZM256 126L254 127V128H256ZM260 126V127H259ZM56 127V126H55ZM68 127V126H67ZM70 127V126H69ZM72 127V126H71ZM74 127V126H73ZM91 127V126H90ZM122 127V128H123ZM143 127V126H142ZM145 127V126H144ZM202 127H203V129H202ZM205 127H207L208 129H209V127H211L209 130L211 131L210 133H208L209 132V130L206 128V130H205V132H204V134H203V132L202 131H204V128ZM240 127V128H239ZM244 127V128H245ZM109 128H111V127H109ZM129 128V129H128ZM170 128V130L172 131V129ZM195 128H198L196 125L194 126V129ZM31 129V128H30ZM48 129H49V127H48ZM57 129V128H56ZM65 129V128H64ZM67 129V128H66ZM80 129V128H79ZM100 129V128H99ZM104 129V128H103ZM215 129V128H214ZM215 129V130H216ZM232 129V128H231ZM236 130H238L237 129V127L235 128ZM251 129V130H250ZM259 129V130H260ZM68 130H69V128H68ZM72 130V129H71ZM78 130V129H77ZM77 130L75 129V131H76V133H77ZM126 130V131H127ZM142 130V129H141ZM151 130V129H150ZM149 130V131H150ZM154 130V129H153ZM202 130V131H201ZM208 130V131H207ZM225 130V129H224ZM229 130V133L231 132L230 131V129H228ZM233 130H234V127H233ZM232 130V133L234 132ZM259 130H257V133L255 134V132H254V134H255V136L254 137H257L256 135L257 134H260L261 132L259 131ZM9 131H12V132H9ZM24 131V130H23ZM61 131V130H60ZM73 131V130H72ZM101 131V130H100ZM106 131V130H105ZM127 131V132H128ZM165 131V132H164ZM219 130L217 129V132H218ZM244 131L245 132H243V129H242V132L243 133H246V129H244ZM260 133H259V132ZM1 132V133H2ZM25 132V131H24ZM34 134H37V130H35L34 129ZM32 132V133H33ZM41 132V133H40ZM80 132V131H79ZM118 132H119V130H118ZM124 132V131H123ZM145 132L146 133H148L146 130H145ZM177 132H179V133H182V135H183V138H182V135L181 136H176V134H177ZM208 133V135H207V133ZM226 132H227V130H226ZM238 133H239V131H237ZM12 133V134H13ZM55 133V132H54ZM60 133V132H59ZM69 133H70V130H69ZM74 133V131L72 132V134ZM76 133H75V135H76ZM82 133H84V128H83V130H82ZM88 133V132H87ZM90 133V132H89ZM102 133V132H101ZM156 133H158V132H156ZM176 133V134H175ZM178 133V134H179ZM196 133V134H195ZM206 133V134H205ZM236 133V131L234 132V134ZM238 133H236L237 134V136L239 135ZM242 133V134H243ZM250 133V132H249ZM248 133V134H249ZM48 134V133H47ZM79 133H77V135H78ZM80 134H81V132H80ZM85 134V133H84ZM110 134V133H109ZM113 134V133H112ZM125 134V133H124ZM140 134V135H139ZM159 134V133H158ZM160 134V136H162ZM211 134V135H212ZM224 135L223 136V138H220V139H218V137L216 136V135ZM247 134V135H248ZM253 134V135H254ZM264 134V133H263ZM49 135V134H48ZM52 135V134H51ZM54 135V134H53ZM56 135V134H55ZM77 135H76V137H77ZM86 135V134H85ZM107 134H105V136H106ZM146 135H148V134H146ZM152 135V134H151ZM195 135V136H194ZM207 135V136H206ZM229 135H231V133L230 134H228V138H229ZM241 135V134H240ZM245 135V137L247 136L246 134H244ZM251 135V134H250ZM250 135H248V136H250ZM2 136V135H1ZM5 136H7V135H5ZM9 136V135H8ZM15 136V135H14ZM26 136V135H25ZM38 136V137H39ZM50 136V135H49ZM48 136V137H49ZM110 136V135H109ZM113 136V135H112ZM141 136L144 138H141ZM199 136V137H198ZM233 136V135H232ZM235 136V139H236V135H234ZM252 136V135H251ZM251 136L249 137V140H250V138H251ZM263 137H264V135H262ZM13 137V136H12ZM12 137H10V138H12ZM19 137H21V136H19ZM24 137V136H23ZM33 137V136H32ZM37 137V136H36ZM44 137V136H43ZM47 137V138H48ZM54 137V136H53ZM67 137V136H66ZM111 137V136H110ZM151 137V136H150ZM150 137L149 138H146V139H150ZM179 137H181V138H179ZM200 138V139H198V138ZM204 138V140H202L201 141V138ZM210 137V136H209ZM209 137L207 138L208 140L207 141H209L210 139H209ZM231 137V136H230ZM238 137H240V136H238ZM242 137H244L243 135H242ZM244 137V138H245ZM6 138H8V139H10L9 137H6ZM46 138V139H47ZM68 138V137H67ZM66 138V139H67ZM121 139H122V137H120ZM152 138V137H151ZM159 138V137H158ZM160 138H162L163 140H165L164 139V137L162 136V137H160ZM241 138V137H240ZM240 138L238 139V141L240 140ZM242 139L241 138V140H245V141H247V143L249 144V140L247 139V138H245V139ZM252 138H253V136H252ZM258 138H261L262 139V137L259 135V137ZM258 138H256V139H258ZM19 139H21V138H19ZM38 139H40V138H38ZM70 138H68L67 140H69ZM155 140H156V138H154ZM169 139V140H168ZM177 139H179V141H181V143H183V146L185 145V147L187 148H185V147H183V146H181V143L178 141L177 142ZM182 139H183V141H182ZM226 139H227V135H226ZM231 139V138H230ZM235 139H234V141H235ZM254 139V138H253ZM5 140V139H4ZM51 140V139H50ZM50 140H48V141H46V142H44L41 146H33V147H31V151H30V157H31V161L33 160L34 162V164H35V162L37 163L38 162V164L39 163H42V164H45V165H47V164H49L51 167H52V169L54 170L53 172H54V176H55V178H54V180H52L49 184H50V186L52 187V188H54V190H55V188L57 187V185L58 184H60L61 182H59L58 180H59V178H63L61 181H62V183H64V180H65V178L67 179L66 181V184L68 183V180H69V175L71 174V171H67L68 169H67V167L65 168V169H63V167L64 166H61L60 167V163L62 164V161L60 162V160H62V159H60V157H63L62 156V150H63V146L62 145H64V144H60V143H58L59 145H51V143H50ZM71 140H74L75 141V144L77 143V145H74V147H75V149H74V154H73V158L74 159H76V161H77V158L79 159V154H80V152H79V150H81V149H79V146H78V142H77V140H75V136H71ZM118 140V139H117ZM124 140V139H123ZM151 140V139H150ZM168 140V141H167ZM176 140V141H175ZM197 140H199V142L197 141ZM213 140V139H212ZM219 140H220V142H219ZM225 138L223 139V143H226L225 141H227V140H225ZM255 140V139H254ZM254 140H253V142H252V144L254 143ZM259 140V139H258ZM264 140V138L262 139V141ZM7 141V140H6ZM10 141V140H9ZM45 141V140H44ZM61 141V140H60ZM74 141H72V142H74ZM84 141V140H83ZM187 141V143L185 144L184 142H186ZM201 141V142H200ZM217 141H218V143H217ZM233 140H230V142H229V140H228V142L229 143H233L232 142ZM238 141H236V142H238ZM244 141V142H245ZM250 141H252V139L250 140ZM256 141V140H255ZM262 141L260 142V143H262ZM8 142V141H7ZM20 142V141H19ZM25 142V141H24ZM37 142V141H36ZM54 142V141H53ZM71 142V141H70ZM123 142V141H122ZM151 142H153V143H151ZM176 142V144H174ZM228 142L226 143V145L228 144ZM236 142H234V144L236 145ZM243 142V141H242ZM257 142V141H256ZM15 143V142H14ZM150 143H151V145L153 144V148H155L156 149V147H157V149L155 150V153L153 152L154 150L152 149V146L150 145ZM180 143V149L181 150H184L183 152L179 149V147H177V146H179L178 144ZM218 144L217 146H216V144ZM220 143V144H219ZM246 143V142H245ZM247 143H246V145H247ZM21 144V143H20ZM26 144V143H25ZM36 144V143H35ZM66 144H67V142H66ZM90 144H88L89 146H90ZM156 144H157V146H156ZM240 143H238V145H239ZM252 144H250V146L252 145ZM5 145V144H4ZM32 145V144H31ZM50 145H51V147H50ZM69 145V144H68ZM67 145V146H68ZM72 145V144H71ZM86 145V144H85ZM121 147H120V146ZM206 145V144H205ZM204 145V143L202 144V146L201 147H205L206 148V150L204 149V151H203V153L206 151H208L207 149H208V147H206ZM219 145L220 146H224V147H221V148H223V149H219L220 147H219ZM231 145V144H230ZM243 145V144H242ZM255 145V144H254ZM7 146V145H6ZM28 146V145H27ZM62 146V147H61ZM123 146V147H122ZM161 146V145H160ZM164 146V147H165ZM188 146V147H187ZM229 146V145H228ZM234 145L232 144L228 149H229V151H230V153L232 152V153H235V151H237L238 149H234V148H236L235 146L233 147ZM239 146H241V145H239ZM245 146V145H244ZM256 146H258V144L256 145ZM30 147V146H29ZM82 147V146H81ZM163 147V146H162ZM177 147V148H176ZM195 147H192V149L191 150H189L190 152L193 150V148H194V150L196 149V151H197V149L199 150L200 149V151L202 152V149L203 148H195ZM231 147H233L232 148V151H231ZM252 147H254L253 145H252ZM251 147V148H252ZM2 147H0V149H1ZM5 148V147H4ZM7 148V147H6ZM18 148V147H17ZM49 148H51V150H49V151H51V154H50V152H49V154H47L48 152V149ZM62 148V149H61ZM94 148V147H93ZM123 148H125V149H123ZM168 148V147H167ZM170 148V149H171ZM210 148V149H211ZM225 148V149H224ZM238 148V147H237ZM241 148H243V146L241 147ZM240 148V149H241ZM245 148V147H244ZM250 148V147H249ZM251 148H250V151H251ZM91 149V148H90ZM107 149V150H106ZM122 149H123V151L125 150V152H121L122 151ZM211 149V150H212ZM239 149V150H240ZM253 149V148H252ZM254 149H255V147H254ZM257 149H258V147H257ZM22 150V149H21ZM137 150V151H136ZM219 150L220 151H224V152H221L222 154H220V155H223V157L221 158V156L219 155ZM238 150V151H239ZM246 150V149H245ZM247 150H249L248 149V146H247ZM4 151H5V149H4ZM62 151V152H61ZM182 153H181V152ZM188 151V152H189ZM199 151V152H200ZM213 151V150H212ZM234 151V152H233ZM237 151V152H238ZM255 151V150H254ZM254 151H252L253 152V154L255 155V152L256 151H259V149L258 150H256L255 152ZM7 152V151H6ZM9 152V151H8ZM26 152H27V150H26ZM47 152V153H46ZM83 152V151H82ZM86 152V151H85ZM95 152V151H94ZM187 152V153H188ZM188 153V155L186 154V156L183 154L182 156L184 157V160L186 159L185 157H187L188 158V156L190 155L191 157L193 156L194 158H195V154H191V153H193L194 151H192L191 153ZM198 151H197V153L199 154V158H200V164L202 163L203 165H205V163H203V162H201L202 160H201V158L203 159V158H205V157H207V156H205L206 154H210L209 152L208 153H204V155H203V157H202V155L199 153ZM241 152V151H240ZM246 152V151H245ZM244 152V153H245ZM260 152V151H259ZM24 153V152H23ZM61 153V154H60ZM92 153V152H91ZM118 153V152H117ZM119 153V154H120ZM126 153V154H127ZM181 153V154H180ZM214 153V152H213ZM224 153H225V156L226 157H224ZM229 153V154H230ZM263 153V152H262ZM88 154V153H87ZM86 154V155H87ZM100 154V153H99ZM156 154H158V156H156ZM228 154V155H229ZM238 154V153H237ZM240 154V153H239ZM250 154H252V153H250ZM257 154V153H256ZM84 155V154H83ZM82 155V156H83ZM130 155V154H129ZM160 155V156H159ZM167 155V154H166ZM197 155V154H196ZM232 155V154H231ZM230 155V156H231ZM246 155H249V154H247L246 153ZM10 156V155H9ZM12 156V155H11ZM91 156V155H90ZM110 156H112V157H110ZM115 156H117V155H115ZM120 156V155H119ZM127 156V155H126ZM140 156V155H139ZM139 156H137V157H139ZM143 156H140V157H142L141 159H143V161L142 160H140V161H142V164H139V166H138V169H139V167L141 166V165H143L145 162H146V159H144L143 158ZM233 156V155H232ZM235 156V155H234ZM238 157L237 158H239V157H241L240 155H237ZM245 156V155H244ZM243 156V157H244ZM250 156V155H249ZM253 156V155H252ZM16 157H17V155H16ZM118 157V156H117ZM124 157V156H123ZM131 157V156H130ZM136 157V158H137ZM139 157V158H140ZM161 157H163V155L161 156ZM160 157V159H162ZM165 157V156H164ZM167 158L169 157V155L168 156H166ZM166 157L164 158L165 160H166ZM169 157V158H170ZM208 157H210L209 159L210 160H208ZM206 159H203V161H205L207 164H206V166L208 167V168H210V169H213V167H215V166H211V164H213V163H208V162H210L211 161V158H213L212 157V153H211V155L210 156H208ZM247 157V156H246ZM251 157V156H250ZM260 157V156H259ZM264 157V156H263ZM262 157V158H263ZM81 158V157H80ZM190 158V157H189ZM188 158V159H189ZM193 158V159H194ZM197 158V157H196ZM253 158H254V156H253ZM256 158H257V156H256ZM255 158V159H256ZM27 159V158H26ZM64 159V158H63ZM122 159H124V158H122ZM127 159V158H126ZM129 159V158H128ZM127 159V160H128ZM148 159V160H149ZM171 159V158H170ZM172 159H173V161H175L174 160V157H172ZM219 159V160H220ZM229 159V158H228ZM231 159H233V158H231ZM231 159H229V160H231ZM236 158H234V162L236 161L235 160ZM243 159H245V157L243 158ZM14 160V159H13ZM80 160V159H79ZM110 160V161H109ZM131 160H133V159H131ZM136 159H134V161L133 162H135V164L137 163L136 161H135ZM138 160V159H137ZM145 160V161H144ZM198 160L196 161V162H198ZM229 160H226L227 162H229V163H225V164H227V169H228V167H229V169H230V164L231 163H234V162H230ZM238 160H240V159H238ZM250 160V159H249ZM257 160H259L258 158H257ZM260 160H261V158H260ZM16 161V160H15ZM67 161V160H66ZM73 161H75V160H73ZM81 161V160H80ZM121 161V160H120ZM139 161V160H138ZM168 161V162H167ZM172 161V160H171ZM187 161H189L188 162V164H184V163H182L183 165H185V169H186V165H189L190 164V162H192L193 160L190 158V160H187ZM186 161V162H187ZM214 161V160H213ZM241 161H243V160H241ZM25 162H26V160H25ZM124 162V161H123ZM125 162H128V161H126L125 160ZM132 162V163H133ZM144 162V163H143ZM163 162V164L164 163H166V164H164V167H165V165H166V168L169 166V165H167L168 163L170 164V162H169V160H166V162H164L163 161V159L161 160V163ZM195 162V163H196ZM212 162V161H211ZM237 162V161H236ZM236 162H235V164H236ZM244 162V161H243ZM242 162V163H243ZM254 162V161H253ZM255 162H256V160H255ZM4 163V162H3ZM8 163V162H7ZM20 163V162H19ZM74 163V162H73ZM72 163V164H73ZM103 163H105V162H103ZM117 163V162H116ZM129 163V162H128ZM140 163V162H139ZM159 163V162H158ZM175 165H174V164ZM181 163H176V161L175 162H172V165L174 166V168L172 167V165H171V167L173 168V169H175V166L176 167H178L176 164H180L179 166H181L182 164ZM214 163H216V162H214ZM217 163H219V162H217ZM222 163H224V162H222ZM245 163L247 164V160L245 161ZM245 163H244V165H245ZM249 163V162H248ZM252 163V162H251ZM258 163V162H257ZM31 164V163H30ZM71 164V163H70ZM146 164H148V161H147V163ZM145 164V165H146ZM155 163H153V165H154ZM163 164H160V165H163ZM209 164H210V166H209ZM224 164V165H225ZM229 164V165H228ZM255 165H253V167L256 169H254L255 171H256V173H257V171L259 172V173H264V164H263V161H262V163L261 164H263V165H257L256 163H254ZM259 164V163H258ZM5 165V164H4ZM40 165V164H39ZM63 165V164H62ZM78 165V164H77ZM98 165V166H97ZM115 165V164H114ZM136 165H138V164H136ZM149 165V164H148ZM153 165L151 166L152 168H153ZM157 165V164H156ZM191 165V164H190ZM196 165H197V163H196ZM237 165V164H236ZM243 165V166H244ZM250 165V164H249ZM252 165V164H251ZM6 166V165H5ZM5 166L3 167L4 169H5ZM12 165H10V167H11ZM34 166V165H33ZM44 166V165H43ZM73 165H70V167H69V169L70 170H74L73 172H72V176H76L78 173H76V172H78L77 170H79V169H77V167L76 168H73L72 167ZM101 166V165H100ZM105 166V165H104ZM116 166V165H115ZM157 166H159V165H157ZM200 166V165H199ZM17 167V166H16ZM137 167V166H136ZM135 167V168H136ZM142 167H144V165L142 166ZM162 168H163V166H161ZM195 168H196V166H194ZM235 167V166H234ZM246 167V166H245ZM245 167L243 168L244 170H245ZM250 166H248V168H249ZM252 167V168H253ZM3 168L1 167L0 169L1 170H3ZM14 168V167H13ZM93 168V169H92ZM114 168V167H113ZM131 169H132V167H130ZM148 168V167H147ZM156 168V167H155ZM189 166H188V168H187V171L189 170ZM193 168V170H195V171H197V172H195L196 174L198 173V175H199V173H200V175L199 176H201V174H204L203 172H201L200 170H201V168L202 167H200V169H199V167L198 168ZM207 168V169H208ZM226 168V167H225ZM232 168H233V164H232V167H231V174H232ZM14 169H16V168H14ZM30 169V168H29ZM51 169V168H50ZM179 169H180V167H179ZM178 169V170H179ZM181 169H182V167H181ZM179 170V173H180V171L182 172V170ZM206 169V170H207ZM216 168H214L213 170H215ZM236 169H237V167H236ZM239 169V168H238ZM250 169V168H249ZM18 170V169H17ZM21 170V169H20ZM45 170V169H44ZM92 170H93V172H92ZM140 170H141V168L138 170V172L139 173H143V172H140ZM159 170V169H158ZM164 170V172L167 170V169H163ZM172 170V169H171ZM176 170V169H175ZM200 172H199V171ZM202 170H205V167L204 168H202ZM209 170V169H208ZM207 170V171H208ZM222 170V169H221ZM15 171V170H14ZM50 171V170H49ZM142 171H144V170H142ZM146 171V170H145ZM148 171H150V169L148 170ZM147 171V172H148ZM177 171V170H176ZM184 171V170H183ZM206 171V172H207ZM234 171V170H233ZM238 171V170H237ZM246 171H249V170H245V172ZM250 171H253V169L252 170H250ZM250 171L248 172V174L250 173ZM18 172V171H17ZM107 172V171H106ZM157 172H159V171H157ZM169 171H166L165 173H168ZM189 172H191V176L189 175V174H187L188 172H185L186 173V175H188L189 177H191V180H190V178L189 177H187V181L189 182V183H192L193 184V182H192V180H194V178H196L195 180H198V183H199V179H200V177L198 176V177H196L197 175L194 173V172H192L191 171V168H190V171ZM210 172V171H209ZM209 172H207V173H209ZM213 173L215 172V171H212ZM223 172V171H222ZM229 172V171H228ZM235 172V171H234ZM244 172V171H243ZM12 173V172H11ZM19 173V172H18ZM37 173V172H36ZM68 173H70V174H68ZM94 173V174H93ZM97 173V172H96ZM131 173V172H130ZM151 173V172H150ZM152 173H153V170H152ZM160 176H161V173H162V171H161V169H160ZM183 173V172H182ZM193 173H194V175H193ZM212 173V174H213ZM5 174V173H4ZM63 174V176H61ZM65 174L66 175H68V176H66L65 178H64V176H65ZM82 174V173H81ZM124 174V173H123ZM154 174V173H153ZM156 174V173H155ZM184 174V173H183ZM211 174V173H210ZM230 174V173H229ZM230 174V175H231ZM238 174H240V173H238ZM237 174V175H238ZM245 174V173H244ZM247 174V175H248ZM251 174L253 175V173L251 172ZM18 175V174H17ZM20 175V174H19ZM79 175V174H78ZM83 175V174H82ZM97 175V174H96ZM142 175V174H141ZM147 175H150V174H147ZM164 175H166V174H164ZM170 175V174H169ZM196 175V176H195ZM206 175V174H205ZM204 175V178L206 177ZM214 175V174H213ZM215 175H217L216 173H215ZM215 175H214V178H215V182H217V179H216V177L218 178V176H216L215 177ZM241 175V174H240ZM251 175V176H252ZM255 175V174H254ZM261 175V174H260ZM259 175V176H260ZM58 176H59V178H58ZM71 176V175H70ZM114 176V175H113ZM135 176V175H134ZM153 175L151 174L149 177H152ZM158 177H159V175H157ZM176 176H177V174H176ZM181 176V175H180ZM193 176V177H192ZM195 176V177H194ZM210 176V175H209ZM234 176V177H233ZM256 176V175H255ZM253 177V178H256V177ZM259 176H257V177H259ZM34 177V176H33ZM32 177V178H33ZM98 177V176H97ZM120 177H122V176H120ZM127 177V176H126ZM166 177H168V175L167 176H165V177H163V182L165 183V178ZM175 177V176H174ZM186 177V176H185ZM232 177L233 178H235V174H233L232 175ZM237 177V176H236ZM241 177V176H240ZM245 177V176H244ZM247 177V176H246ZM263 177V176H262ZM30 178V177H29ZM31 178V179H32ZM73 178V177H72ZM75 179L77 178V177H74ZM73 178V179H74ZM79 178V177H78ZM133 178V177H132ZM153 178H155V177H153ZM152 178V179H153ZM181 178H182V176H181ZM199 178V179H198ZM211 178V177H210ZM214 178L213 179H209V177H208V179L206 178V179H204V180H206V181H204L205 183V185H207V186H209V190L211 189V187H212V189H214L215 187H214V185L216 186V184L218 185V183H214L213 182V180H214ZM219 178H220V175H219ZM224 178V177H223ZM232 178V179H233ZM241 178H243V177H241ZM249 178H250V174H249ZM252 178V177H251ZM250 178V179H251ZM260 178H261V176H260ZM258 179V180H260V182H261V179ZM71 179V178H70ZM73 179H71V181L73 182ZM75 179H74V182H73V188L76 186V189H78V187L79 186H81V184L78 186V184L79 183H77L79 180L78 179H76V181H75ZM105 179V178H104ZM131 179V178H130ZM143 179V178H142ZM149 179V178H148ZM185 179V178H184ZM245 179V178H244ZM247 179V178H246ZM264 179V178H263ZM35 180V179H34ZM33 180V181H34ZM88 183H90L92 186H94L93 188H99V187H101L102 188V186L104 187V185H107V189H112V185H113V183L112 184H110L111 185V187H110V185L108 184V183H106L107 182V180H105L104 182L105 183H102L101 184V182H103V181H98L97 180V178H93V179H91L90 178V180H87V179H85ZM155 180H157L156 178H155ZM174 180V179H173ZM176 180V179H175ZM174 180V181H175ZM207 180H208V182H207ZM218 180H220L219 182H221V186L223 185V183H222V180H221V178L220 179H218ZM32 181V180H31ZM30 181V182H31ZM71 181H70V184H71ZM110 181V180H109ZM134 181V180H133ZM153 182H154V180H152ZM162 180H159V183L161 182ZM171 181V180H170ZM185 181V180H184ZM187 181H186V184L188 185L189 183H187ZM233 181H237L236 179H233ZM248 181V182H247ZM247 181L245 182V180H244V182H245V184L247 183V185L249 186V180L247 179ZM253 181H254V179H253ZM255 181H257V179H255ZM12 182V181H11ZM59 182V183H58ZM129 182V181H128ZM132 182V181H131ZM167 182V181H166ZM209 182L211 183V182H213V183H211L210 185H209ZM223 182H225L224 180H223ZM234 182V183H235ZM238 182V181H237ZM250 182H252V181H250ZM39 183V182H38ZM58 183V184H57ZM86 183V182H85ZM121 183V182H120ZM140 183H142V182H140ZM171 183H173L172 181H171ZM195 184H196V182H194ZM207 183V184H206ZM228 183V182H227ZM238 183H240V184H238ZM238 183H236V185H241V182H240V180H239V182ZM255 183V182H254ZM256 183H258V182H256ZM34 184V183H33ZM44 184V183H43ZM167 184H168V182H167ZM184 184V183H183ZM191 184V185H192ZM225 184V183H224ZM229 184V183H228ZM243 184V183H242ZM253 185V183H250V185ZM48 185V184H47ZM83 185V184H82ZM85 185V184H84ZM83 185V186H84ZM102 185V186H101ZM108 185H109V187L110 188H108ZM136 185V184H135ZM151 185V184H150ZM155 185H157V184H155ZM164 185H166V184H164ZM177 185H179L180 187H181V185L180 184H178L177 183ZM176 185V186H177ZM198 185V184H197ZM201 185V184H200ZM211 185H213V186H211ZM9 186V185H8ZM40 186V185H39ZM58 186H60V185H58ZM68 186V185H67ZM71 186V185H70ZM115 186V185H114ZM128 189H126V191L128 190V192H129V190L131 191V190H134V188H136L137 186H135L133 189H132V186H131V184H130V182L129 183H127L126 185H125ZM140 186V185H139ZM157 186H159V184L157 185ZM189 186H190V184H189ZM188 186V187H189ZM207 186L205 187V188H207ZM223 186H225V185H223ZM223 186H222V188H223ZM235 186V185H234ZM248 186H246V188L248 187ZM48 187V186H47ZM146 188H143L142 189V191H144V192H146V194H148V192H149V194H150V192L151 191H149L150 189H148L149 187L148 186H145ZM151 187H152V185H151ZM173 187V186H172ZM187 187V188H188ZM192 188H194L195 187V185H194V187L193 186H191ZM214 187V188H213ZM239 187L240 186H237V190H239ZM242 188H244V186H241ZM250 187V186H249ZM253 187H254V185H253ZM8 188V187H7ZM39 188V187H38ZM61 188V187H60ZM142 188V187H141ZM154 188V187H153ZM156 189H155V195L156 196H159L158 194H160L159 193V191L157 190V187H155ZM191 188V189H192ZM200 188V187H199ZM218 188H220V187H218ZM222 188H220V189H222ZM225 188H227V186H225L224 187V189ZM241 188V189H242ZM256 188V187H255ZM4 189V188H3ZM66 189V188H65ZM100 189V188H99ZM106 189V190H107ZM113 189H115V187L113 188ZM164 189H166V187H164ZM168 189V188H167ZM185 189V188H184ZM188 189H190V187L188 188ZM190 189V191H192V190H196L197 191V189H198V186H197V189H196V187H195V189H192L191 190ZM208 189L207 190H205V192L203 191V193L204 194H202L204 197H203V199H205L206 201L204 202V205H206L208 202V208H211L212 209V206L210 207V201H208L209 200V198L210 197H208V199H206L207 197H206V195H207V193L209 194V192L212 190H210L209 192H207L208 191ZM219 189V190H220ZM236 189H234V190H236ZM249 189V188H248ZM98 190V189H97ZM102 190V189H101ZM137 190V189H136ZM140 188H139V192H140ZM153 190V189H152ZM159 190H160V188H159ZM168 190H170V189H168ZM176 190V189H175ZM174 190V191H175ZM200 190V189H199ZM215 190V189H214ZM216 190H218V189H216ZM219 190H218V192H219ZM228 190H229V188H228ZM236 190V191H237ZM243 190V189H242ZM241 190V191H242ZM257 190V192H258V189H256ZM64 191V190H63ZM70 191V190H69ZM74 191V190H73ZM72 191V192H73ZM103 191H104V189H103ZM123 191V190H122ZM158 191V192H157ZM165 191V190H164ZM171 191V190H170ZM201 191V190H200ZM227 191V190H226ZM244 191V193H245V190H243ZM251 191L253 192V188L251 187ZM86 192V191H85ZM195 191H193V192H191V194H193ZM207 192V193H206ZM215 192V191H214ZM229 192V191H228ZM227 192V194H230V193H228ZM256 192V191H255ZM15 193V192H14ZM59 193H62V192H59ZM108 193V192H107ZM156 193H158V194H156ZM165 192H161V196L164 194ZM187 193H188V191H187ZM197 193V192H196ZM196 193H194L195 194V196L198 194H196ZM212 193V195H213V192H211ZM251 193V192H250ZM63 194V193H62ZM101 194V193H100ZM148 194V195H149ZM153 196H154V194H153V192L151 193ZM199 194H200V192H199ZM215 194H217V193H215ZM214 194V195H215ZM226 194V195H227ZM239 194H241L242 196H243V192H241V193H239ZM246 194V193H245ZM249 194V193H248ZM253 194H255L254 192H253ZM257 194V193H256ZM256 194L254 195V196H256ZM67 195V194H66ZM86 195V194H85ZM102 195H104V194H102ZM117 195V194H116ZM122 195V194H121ZM145 195V194H144ZM165 195V194H164ZM163 195V196H164ZM201 195V194H200ZM200 195H197V196H199L200 197ZM202 195H201V197H202ZM213 195V196H214ZM225 195V194H224ZM240 195V197L241 198H245V197H242ZM259 195H261V194H259ZM72 196V195H71ZM126 196V195H125ZM149 196H151V195H149ZM152 196V197H153ZM170 196H172V195H170ZM175 196H177V195H175ZM208 196H211V194L210 195H208ZM213 196H211V198L213 197ZM223 196V195H222ZM228 196H230V195H228ZM231 196H232V194H231ZM264 196V195H263ZM77 197V196H76ZM97 197V196H96ZM100 197V196H99ZM146 197V196H145ZM152 197H151V199L149 198V200H151V201H153L152 200ZM180 197V196H179ZM200 197V198H201ZM215 197V196H214ZM216 197H217V195H216ZM224 197V196H223ZM234 197V196H233ZM239 197V196H238ZM239 197V201H238V203H242L241 202V200H243V199H241ZM248 197V196H247ZM250 197H252V196H250ZM250 197H248V198H250ZM259 197V196H258ZM64 198V197H63ZM81 198V197H80ZM143 198V197H142ZM177 198H178V196H177ZM177 198H176V200H177ZM220 198V197H219ZM219 198H218V200L217 201H219ZM227 198L228 197H224L223 199H225V200H227ZM261 198V197H260ZM10 199V198H9ZM20 199V198H19ZM19 199H18V201H19ZM26 199V198H25ZM136 199V198H135ZM148 199V198H147ZM153 199H154V197H153ZM197 199V198H196ZM195 199V200H196ZM200 200V202L201 201H204V200ZM214 200H215V198H213ZM212 199V200H213ZM221 199V198H220ZM256 199H258V201L260 200L259 198H257L256 197ZM73 200V199H72ZM72 200H71V202H72ZM82 200V199H81ZM145 200V199H144ZM155 200V199H154ZM163 200V199H162ZM185 200V199H184ZM225 200H223L224 201V203L226 202ZM230 200H231V197H230ZM246 200V199H245ZM250 200V199H249ZM4 201V200H3ZM101 201H102V199H101ZM159 201V200H158ZM208 201V202H207ZM217 201H215V204H216V202ZM222 201V199H221V202H223ZM237 201H236V203H237ZM251 201V200H250ZM250 201H249V205L251 204L250 203ZM10 202H11V200H10ZM27 202V201H26ZM29 202V201H28ZM32 202V201H31ZM98 202V201H97ZM115 202V201H114ZM144 202V201H143ZM156 203H157V201H155ZM164 202V201H163ZM178 202V201H177ZM180 202V201H179ZM207 202V203H206ZM214 202V201H213ZM220 202V201H219ZM220 202V203H221ZM233 202V198H232V201H231V203ZM245 202V201H244ZM246 202H247V200H246ZM262 202V201H261ZM260 201H259V203L258 204H260L261 203ZM6 203H7V201H6ZM21 203H23L24 204V202H21ZM33 203V202H32ZM78 203V202H77ZM82 203V202H81ZM145 203H146V200H145ZM152 203V202H151ZM169 203V202H168ZM190 203V202H189ZM202 203V202H201ZM223 203V204H224ZM263 203V202H262ZM261 203V205H262V207L264 208V206H263V204ZM1 204V203H0ZM116 204V203H115ZM123 204V203H122ZM121 204V205H122ZM125 204V203H124ZM141 204H143V206H144V203H141ZM154 204V203H153ZM210 204V205H209ZM222 204V203H221ZM230 204V203H229ZM228 204V205H229ZM248 204H247V206H246V208L247 207H250V206H248ZM253 204V203H252ZM11 205V204H10ZM14 205V204H13ZM12 205V206H13ZM29 205V204H28ZM156 205V204H155ZM218 205V204H217ZM217 205H215L216 207H217ZM230 205H232V206H230V207H233V206H235V205H238V204H235V205H233V204H230ZM242 205H244V203H242ZM5 206V205H4ZM33 206V205H32ZM60 206V205H59ZM120 206V205H119ZM123 206H125V205H123ZM147 206V205H146ZM160 206V205H159ZM158 206V207H159ZM164 206V205H163ZM178 206V205H177ZM191 206V205H190ZM203 206V205H202ZM207 206V205H206ZM214 206V207H215ZM254 206H255V204H254ZM19 207V206H18ZM23 207V206H22ZM106 207V206H105ZM112 207V206H111ZM127 207V206H126ZM229 207V206H228ZM251 207H253V206H251ZM250 207V208H251ZM256 207H257V205H256ZM255 207V208H256ZM12 208V207H11ZM34 208V207H33ZM63 208V207H62ZM115 208V207H114ZM161 208V207H160ZM163 208V207H162ZM165 208V207H164ZM173 208V207H172ZM183 208V207H182ZM235 208V207H234ZM237 208H238V213H239V210H241V209H243V208H239V206H237ZM237 208L236 209H233L234 210V212L237 210ZM246 208H244V210H242V211H240V212H245V209ZM249 208V209H250ZM254 208V207H253ZM4 209V208H3ZM9 209H10V207H9ZM27 209H28V207H27ZM113 209V208H112ZM146 209V208H145ZM169 209V208H168ZM171 209V208H170ZM217 209V208H216ZM7 210V209H6ZM22 210V209H21ZM25 210V209H24ZM32 210V209H31ZM122 210V209H121ZM135 210V209H134ZM147 210H148V208H147ZM188 210V209H187ZM200 210V209H199ZM203 210H204V208H203ZM210 210V209H209ZM223 210V209H222ZM2 211V210H1ZM0 211V212H1ZM12 211V210H11ZM29 211V210H28ZM110 211V210H109ZM120 211V210H119ZM136 211V210H135ZM135 211H134V213H135ZM141 211V210H140ZM161 211V210H160ZM172 211H173V209H172ZM171 211V212H172ZM174 211H177V209L176 210H174ZM206 211V210H205ZM212 211L215 213V211L212 209ZM211 211V212H212ZM219 211V210H218ZM217 211V212H218ZM224 211H226V208H225V210ZM230 212H231V209L229 210ZM249 211V210H248ZM256 210H253L252 212L254 213ZM263 211H264V209H263ZM3 212V211H2ZM6 212V211H5ZM8 212V211H7ZM18 212H20V211H18ZM26 212V211H25ZM33 212H35V211H33ZM85 212V211H84ZM101 212V211H100ZM121 212V211H120ZM144 212H145V210H144ZM152 212V211H151ZM153 212H155V211H153ZM166 212V211H165ZM195 212V211H194ZM212 212V214H214ZM217 212H216V214H217ZM233 212V213H234ZM237 212H235V214H233V215H235L234 216V218L233 219H235V221H236V216L238 215V213ZM247 212V211H246ZM251 212V211H250ZM259 212V214H260V211H258ZM257 212V213H258ZM24 213V212H23ZM32 213V212H31ZM37 213V212H36ZM117 213H118V211H117ZM129 213H131L130 211H129ZM133 213V212H132ZM141 213L143 214V216L141 215ZM168 213V212H167ZM174 213H176V212H174ZM199 213V212H198ZM197 213V214H198ZM222 213H223V211L221 212L220 211V214H221V216H219V215H217V217L219 216L221 219V223H222V225H227V224H225V223H227V221L229 222L230 221V224L231 223H233L234 222V220L233 221H231V219L229 220V217L227 216V215H230L228 212H226V215H223L222 216ZM228 213V214H227ZM19 215H20V213H18ZM29 214V213H28ZM34 214V213H33ZM38 214H41V213H39L38 212ZM37 214V215H38ZM112 214V213H111ZM139 214H140V218H139V215L137 216V218H138V220L135 218V216H134V218L136 219H131V220H133L134 221V223H136L135 224V226L137 227V228H140L141 226L143 227V225L144 224H147L148 225V227L150 226V224H151V222H150V220H151V218H153V216L152 215H149L148 213H143V211H141V212H139ZM144 214H145V216H147L148 217V219L149 220H145L144 221ZM166 214V213H165ZM173 214V213H172ZM237 214V215H236ZM256 214V213H255ZM7 215V214H6ZM14 215H16V214H14ZM13 215V216H14ZM63 215V214H62ZM100 215V214H99ZM156 215V214H155ZM169 216H170V214H168ZM190 215V214H189ZM200 215H202V214H200ZM215 215V214H214ZM232 215V214H231ZM260 215H262V214H260ZM259 215V216H260ZM10 216V215H9ZM36 216V215H35ZM87 216V215H86ZM120 216H122V213H121V215ZM126 216V215H125ZM130 216V215H129ZM142 216V217H141ZM151 218H150V217ZM180 216V215H179ZM213 215H211V217H212ZM216 216V215H215ZM215 216H213L214 218H216ZM225 216L226 217H228V220H227V218H225ZM243 216V215H242ZM5 217V216H4ZM84 217V216H83ZM146 217V218H147ZM155 217H157V215L156 216H154V219H153V222H155ZM212 217V218H213ZM219 217H218V219H219ZM236 217V218H235ZM0 218H2V217H0ZM7 218V217H6ZM17 218V217H16ZM16 218H14L15 219V221H16ZM41 218V217H40ZM85 218V217H84ZM123 218H125V217H123ZM145 218V219H146ZM198 218V217H197ZM211 218V219H212ZM261 218H263L262 219V221H264V216L262 217L261 216ZM9 219H11V218H9ZM75 219V218H74ZM100 219V218H99ZM178 219V218H177ZM207 219V218H206ZM5 220V219H4ZM21 220V219H20ZM23 220V219H22ZM85 220V219H84ZM129 220V219H128ZM130 220V221H131ZM159 220V219H158ZM195 220V219H194ZM214 219H212V221H213ZM241 220V219H240ZM246 220V219H245ZM253 220L254 221H256L257 222V220H255L254 219V217H253ZM253 220L251 221L252 223H253ZM14 221V222H15ZM25 221V220H24ZM123 221H125V220H123ZM129 221V222H130ZM148 221H149V223H148ZM206 221V220H205ZM209 222L211 221L210 220V218H209V220H208ZM215 221H217L216 219H215ZM214 221V222H215ZM6 222V221H5ZM10 222H12V220H10ZM9 222V223H10ZM13 222V223H14ZM79 222V221H78ZM145 222H147V223H145ZM161 222H163V221H161ZM204 222V221H203ZM218 222V221H217ZM237 222H239V221H236V222H234V223H236V224H231L232 226H234V225H236V227H237V224H238V227L240 226H242V225H239V224H241L240 222L239 223H237ZM248 222V221H247ZM251 222H248L247 224H249V227H250V225H252V223ZM256 222H254V223H256ZM16 223H17V221H16ZM19 223V222H18ZM131 223V222H130ZM129 223V224H130ZM158 223H160V221L158 222ZM165 223V222H164ZM201 223V222H200ZM212 223L213 222H211L210 224H211V226H212ZM243 223V222H242ZM246 223V222H245ZM262 222H260V224H261ZM157 223H155V225H156ZM214 224V223H213ZM218 223H216V225H217ZM257 224V226H255L254 224V226H255V230L254 231H256V227H260V226H258V222L256 223ZM11 225V224H10ZM20 225V224H19ZM153 226H154V224H152ZM197 225H199V224H197ZM202 225V224H201ZM205 225V224H204ZM25 226V225H24ZM59 226V225H58ZM132 225L130 224V226L129 227H131ZM145 226V225H144ZM188 226H190V225H188ZM200 226V225H199ZM248 226V225H247ZM253 226V227H254ZM16 227V226H15ZM23 227V226H22ZM159 227V226H158ZM162 227V226H161ZM209 227V226H208ZM217 227H219V225H217ZM220 227H222V226H220ZM227 227V226H226ZM237 227V229H239ZM244 227V229H245V231L247 230L245 227L246 226H244V223H243V226H242V228ZM262 227H264V226H262ZM45 228V227H44ZM136 228V229H137ZM150 228V227H149ZM149 228H146V230L147 229H149ZM163 228V227H162ZM171 228V227H170ZM178 228H180V227H178ZM194 228V227H193ZM192 228V229H193ZM199 228V227H198ZM202 228H204V227H202ZM215 228V227H214ZM229 228H231V226L229 227ZM234 228H235V226H234ZM251 228V227H250ZM26 229V228H25ZM24 229V230H25ZM82 229V228H81ZM127 229V228H126ZM154 229V228H153ZM152 229V230H153ZM156 229H157V227H156ZM169 229V228H168ZM191 229V228H190ZM221 229V228H220ZM237 229H234V230H237ZM244 229L242 230V229H240L239 231H241L242 230V232H239V231H237L239 234H241V233H243V235L245 234V232H244ZM257 229H259L260 230V228H257ZM261 229H263V228H261ZM18 230V229H17ZM21 229H19V231H20ZM23 230V229H22ZM47 230V229H46ZM45 230V231H46ZM75 230V229H74ZM73 230V231H74ZM107 230V229H106ZM129 230H131V229H129ZM128 230V231H129ZM141 230L143 231V228L142 229H140V232H141ZM159 230V229H158ZM174 230V229H173ZM200 230V229H199ZM210 230L212 231V228H210ZM223 230H225L224 228H223ZM233 230V231H234ZM15 231V230H14ZM66 231V230H65ZM109 231V230H108ZM120 231V230H119ZM132 232H133V229L131 230ZM148 231V230H147ZM146 231V232H147ZM154 231V230H153ZM193 231V230H192ZM191 231V232H192ZM204 231V230H203ZM207 231V230H206ZM214 231H216V230H214ZM226 231V230H225ZM249 231H251V233H253L252 234V236H255V235H257V234H255L254 233V231H252L251 229H249ZM261 231L262 230H260V234H261ZM27 232V231H26ZM102 232V231H101ZM136 232V231H135ZM156 232H157V230H156ZM177 232V231H176ZM194 232H195V230H194ZM197 232V231H196ZM217 232V231H216ZM247 232V231H246ZM257 232H258V230H257ZM263 233V235H264V229H263V231H262ZM43 233V232H42ZM79 233V232H78ZM84 233V232H83ZM110 233V232H109ZM126 233V232H125ZM129 233V232H128ZM220 233V232H219ZM218 233V234H219ZM225 233H227V235L225 234ZM223 235H224V237L225 238H222L223 236L221 235V234H219L220 235V238H219V236H217V234H216V237L214 236L213 238L215 239V238H219V240H222V239H225L224 241H218L217 239H215V240H217L219 243H220V247H219V243H217V241L215 242V240H214V242L212 241V239H211V241H210V245H211V247H212V244H211V242H213V247L211 248L210 247V245L208 244V243H206L205 245H206V247L208 246V247H210V249H212V252H211V250L210 249H207V251H206V248H205V246H202L201 245V243H200V245L202 246V247H204L205 249H203L202 247H201V249H203L202 251L203 252H208V250H210L209 252L212 254V255H210V253H208L207 255H208V257H206V260H208L207 258H209L210 260H211V258H212V256H213V260H211L210 262L211 263H215V262H217L216 264H218V262H219V264H224V263H226V264H259V263H264L263 261H264V259H262V260H260V258H257V260L256 261H258V262H256L255 260H254V258L257 256L258 257V253L256 252L257 250H258V247H255V248H257V249H255L254 247V250H255V252H254V250L252 251V249L250 248L249 249V247L253 244H256L257 246H259V243H260V241L262 242V243H264L263 242V240H260L261 239V237H259V236H256L257 238H260V239H258L257 241V243H255L254 242V240L256 241V238L255 237H252V239L251 240H253V242H251L252 244H248L247 245V243H248V240H247V238H250V237H248L249 235L251 236V234H250V232H249V235L246 233V235H244L245 237H247V238H245L244 236H241V240L240 241H242L243 240V238H244V240L246 239L247 240V243H246V247L245 246H243L245 243H243V241H242V246L240 245V243L238 242V240H236V239H238V238H236V239H234L232 236H231V238H232V240H229V239H231V238H229L230 237V235H231V233H230V231H226ZM230 233V234H229ZM233 233V232H232ZM20 235H21V233H19ZM37 234H38V231H37ZM69 234V233H68ZM87 234V233H86ZM93 234V233H92ZM130 234V233H129ZM141 234V233H140ZM158 234V233H157ZM165 234V233H164ZM164 234H163V236L161 235V234H159V236L161 235V237H160V239H165V238H167L168 240H169V237H170V235H171V233H170V235H169V237L167 236L169 233H168V230H167V234H166V236L164 237ZM177 234H178V232H177ZM184 234V233H183ZM196 234V233H195ZM199 234V233H198ZM202 234V233H201ZM18 235V234H17ZM24 235V234H23ZM120 235V234H119ZM179 235V234H178ZM177 235V236H178ZM185 235V234H184ZM210 235H212V232H211V234ZM229 235V239L227 238V236ZM242 235V234H241ZM259 235V234H258ZM19 236V235H18ZM50 236V235H49ZM57 236V235H56ZM94 236H95V234H94ZM172 236H174V235H171V237ZM176 236V237H177ZM181 236V235H180ZM179 236V237H180ZM189 236V235H188ZM203 236V235H202ZM236 236V235H235ZM22 237L23 236H21V239H22ZM27 238H28V236H26ZM67 237V236H66ZM77 237V236H76ZM86 237H88V236H86ZM128 237V236H127ZM134 237V236H133ZM170 237V239H172ZM176 237H175V239H176ZM184 236L182 235V238H183ZM211 237V236H210ZM263 237V236H262ZM30 238V237H29ZM28 238V239H29ZM36 238V237H35ZM48 238V237H47ZM83 239H84V237H82ZM93 238V237H92ZM98 238V237H97ZM185 239H186V236L184 237ZM199 238V237H198ZM207 238H208V236H207ZM206 238V239H207ZM32 239V238H31ZM91 239V238H90ZM99 239H101V238H99ZM133 239V238H132ZM136 239V238H135ZM146 239V238H145ZM174 238L172 239V240H164L165 241V243H164V241L163 240H160L161 242L163 241V243L164 244H169L170 246L173 244V242H171V241H176V242H178V244L176 243V242H174L175 243V245L177 246H181V245H183L184 244V242H182L183 244H181V240L179 241L178 239L179 238H177L176 240H175ZM192 239V238H191ZM190 239V240H191ZM203 241H204V239L203 238H201ZM229 240V241H231L228 245H227V243L229 242H227V240ZM57 240H58V238H57ZM60 240V239H59ZM63 240V239H62ZM159 240V239H158ZM200 240V239H199ZM209 240V239H208ZM234 240V241H233ZM235 240L237 241V242H235ZM14 241V240H13ZM17 241V240H16ZM26 241V240H25ZM30 241V240H29ZM100 241V240H99ZM117 241V240H116ZM140 241V240H139ZM166 241H168V242H166ZM233 241V242H232ZM250 241V240H249ZM28 242V241H27ZM37 242V241H36ZM60 242H63V241H60ZM91 242V241H90ZM111 242V241H110ZM134 242V240L131 242V243H133ZM146 242V241H145ZM150 241H148V243H149ZM160 242V246L165 250V246H168V245H164V244H162ZM172 244H171V243ZM179 242H180V244H179ZM193 242V241H192ZM191 242V244L193 245V244H195V245H197L198 246V244L199 243H197L198 241H194L193 243ZM196 242V243H195ZM206 242V241H205ZM204 242V243H205ZM222 242H227L226 244L225 243H222ZM234 242H235V244H234ZM244 242H246V241H244ZM17 243V242H16ZM19 243V242H18ZM23 243V242H22ZM34 243V242H33ZM32 243V244H33ZM89 243V242H88ZM123 243H125V242H123ZM154 243V242H153ZM152 243V244H153ZM214 243H217V244H214ZM239 243V245L238 246H236L237 244ZM61 244V243H60ZM79 244H81V243H79ZM91 244V243H90ZM89 244V245H90ZM134 244H136L135 242H134ZM133 244V245H134ZM188 245V243L187 242H185V244L184 245ZM191 244H189L190 246L189 247H186V251H188L187 250V248H189V250L191 249V250H193V252L196 250H194V249H192V248H190L192 245ZM203 244V243H202ZM208 244V245H207ZM222 244V245H221ZM223 244H225L226 246H228V247H230L229 245H235L234 247H233V245L229 248V249H231L232 247L235 249V250H231L232 251V253L230 252V250L228 251L227 249V247L225 246V245H223ZM18 245H20V244H18ZM63 245V244H62ZM126 245V244H125ZM129 245H131V244H129ZM137 245V244H136ZM150 245V244H149ZM148 245V246H149ZM162 245H164V246H162ZM186 245V246H187ZM195 245H193L195 248H196V246ZM199 245V246H200ZM217 246L216 248L214 247V246ZM256 245H254V246H256ZM264 245V244H263ZM262 245V246H263ZM27 246V245H26ZM83 246V245H82ZM94 246V245H93ZM101 246V245H100ZM110 246V245H109ZM132 246V245H131ZM158 246V245H157ZM173 247H170V249L172 248L173 250H174V244L172 245ZM199 246L197 247V249L199 248ZM224 248H223V247ZM240 246L242 247L241 249H240ZM247 246H249L248 248H247ZM17 247V246H16ZM21 247V246H20ZM63 247V246H62ZM76 247V246H75ZM90 247V246H89ZM95 247H97V245L95 246ZM136 248L138 247V246H135ZM135 247H133L132 246V250H135L136 248ZM144 247V246H143ZM146 247V246H145ZM178 247V248H179ZM182 247L183 246H181V248H179L178 250H180V249H182ZM238 249H237V248ZM252 247V246H251ZM18 248V247H17ZM34 248V247H33ZM58 248V247H57ZM56 248V249H57ZM88 248V247H87ZM142 248V247H141ZM150 248H152L151 246H150ZM183 248H185V246L183 247ZM215 248V250L213 251V249ZM261 248V247H260ZM21 249H22V247H21ZM20 249V250H21ZM31 249V248H30ZM60 249V248H59ZM92 248H90V250H91ZM94 249V248H93ZM92 249V250H93ZM114 249V248H113ZM112 249V250H113ZM145 249V248H144ZM143 249V250H144ZM152 249H154V248H152ZM160 248H158V250H159ZM167 249H169V248H167ZM172 249H171V251H172ZM23 250V249H22ZM29 250V249H28ZM87 250V249H86ZM96 250V249H95ZM142 250V249H141ZM145 250H147L148 251V249H145ZM149 250H151V249H149ZM156 250V249H155ZM175 250H177V247H175ZM177 250V251H178ZM199 251H201L200 250V248L198 249ZM205 250V251H204ZM237 250H239V251H237ZM242 250V251H241ZM251 250V251H250ZM25 251V250H24ZM77 251V250H76ZM99 251V250H98ZM136 251V250H135ZM140 251V250H139ZM152 251V250H151ZM160 251L163 253V250H161L160 249ZM166 251H169L170 252V250H166ZM180 251H185V250H180ZM235 251V252H234ZM237 251V252H236ZM260 251V250H259ZM33 252V251H32ZM148 252H150V251H148ZM169 252H166V253H168L169 254ZM173 252V251H172ZM202 252V253H203ZM254 252V253H253ZM34 253V252H33ZM88 253V252H87ZM94 253H95V251H94ZM100 253V252H99ZM145 253V252H144ZM161 253V254H162ZM165 253V254H166ZM200 253V252H199ZM233 253H235V255L233 254ZM237 253V254H236ZM255 253H257L258 255H252V254H255ZM90 254V253H89ZM105 254V253H104ZM160 254V253H159ZM159 254H158V256H159ZM160 254V255H161ZM183 254H185V253H183ZM189 254V253H188ZM204 254V253H203ZM233 254V255H232ZM239 254V258L237 257V255ZM11 255V254H10ZM148 255V256H147ZM156 255V254H155ZM155 255H153V256H155ZM170 255V254H169ZM185 255H187V254H185ZM202 255V254H201ZM88 256H90V257H88L87 259H88V261L90 262V264H91V260H95V263H96V260H99L100 261V259H102V260H104V258H105V260L106 261H110L109 259H106V256H104L103 257V255H96V254H94V255H88ZM113 256V255H112ZM145 256H147L146 258H149L150 257V254H144V255H140L139 257H141V258H136L137 260H139V259H145ZM166 256V255H165ZM188 257H189V255H187ZM199 256V255H198ZM233 256H236V257H233ZM243 256V257H242ZM255 256V257H254ZM261 256V255H260ZM259 256V257H260ZM101 257V258H100ZM111 257V256H110ZM152 257V256H151ZM162 257V256H161ZM182 257H183V259H184V257H185V260H186V256H183L182 255ZM192 257V256H191ZM249 257V258H248ZM262 257V256H261ZM9 258V257H8ZM10 258H12V257H10ZM107 258H109V257H107ZM153 258V257H152ZM195 259H197L196 257H194ZM199 258V257H198ZM200 258H201V256H200ZM236 258V260H234V259ZM15 259V258H14ZM87 259H86V261H87ZM188 259V258H187ZM189 259H191V258H189ZM259 259V260H258ZM17 260H19V259H17ZM16 260V261H17ZM113 260V259H112ZM134 260V259H133ZM147 260V259H146ZM159 260V259H158ZM171 260V259H170ZM177 260H178V262H176V263H179V259L177 258ZM182 260V259H181ZM198 260V259H197ZM196 260V262H200V264H202V262L201 261H204L203 262V264L205 263V260H201V259H199L198 261ZM201 260V261H200ZM15 261V260H14ZM23 261V260H22ZM115 261H117V260H115ZM144 261V260H143ZM184 261V260H183ZM192 261H193V258H192ZM229 261V262H228ZM231 261V262H230ZM20 262V261H19ZM98 262V261H97ZM105 262V261H104ZM156 262V261H155ZM166 262V261H165ZM208 262V261H207ZM93 263V262H92ZM138 263H139V261H138ZM144 263V262H143ZM158 263V262H157ZM175 263V260H174V262H173V264ZM181 263H183V262H181ZM211 263H209V264H211ZM87 264H88V262H87ZM99 264V263H98ZM108 264V263H107ZM110 264H111V262H110ZM113 264H115V262H113ZM140 264H142V263H140ZM146 264V263H145ZM180 264V263H179ZM187 264V263H186ZM189 264V263H188ZM198 264V263H197ZM205 264H207V263H205Z\"/></svg>",
    "mask_w": 264,
    "mask_h": 264
}]
</instances>
